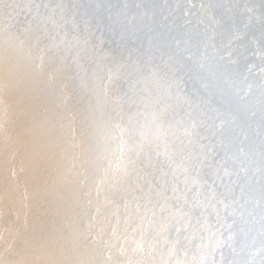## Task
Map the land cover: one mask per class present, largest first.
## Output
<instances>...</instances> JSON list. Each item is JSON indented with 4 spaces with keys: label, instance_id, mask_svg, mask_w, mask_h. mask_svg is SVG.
<instances>
[{
    "label": "rangeland",
    "instance_id": "obj_1",
    "mask_svg": "<svg viewBox=\"0 0 264 264\" xmlns=\"http://www.w3.org/2000/svg\"><path fill=\"white\" fill-rule=\"evenodd\" d=\"M29 1V2H28ZM56 3H55V2ZM58 1V2H57ZM59 1H61V0H50V2H48V0L46 1V0H32V1H30V0H22V2H21V0H17V2L20 4V9H25L26 10V8L28 7V8H31L32 9V14H35L34 16H36L37 15V7L38 6H40V8L39 9H41V10H39V14H40V17L41 16H43V18L41 17L40 18V22L41 23H39V20H36L37 19V17L39 16V14L36 16V21H38V23L37 22H35V20L33 19V15H32V19L31 18H28L30 15L28 14V13H26L27 11H24V12H22V13H20V15H19V19L21 20V23L17 26V28L14 30L13 29V31L16 33V36L20 39V40H26V38H27V36L30 34V33H26V32H24V29H25V27L27 28L28 27V24L27 23H29L30 21H33V22H31V24H32V29L34 30L35 28L37 29V28H39L40 26H41V29H39L42 33V35H47V36H49L50 35V38H51V36H52V40L53 41H50V39H48V40H46L45 41V44L47 45L46 47H44V49H43V51L42 52H44L43 54L41 53V52H36L35 50H32L31 52H30V55L31 56H38V54L39 55H43V57H44V60H43V70H42V72H44V74L43 73H41L40 74V76L39 75H37V76H35L36 74H34L33 72H31V71H29L28 70V72L29 73H27V71H26V69H29L28 68V61L26 60L27 58H25V56H22V55H20L19 54V50H16V51H14L13 50V48L11 47V50H10V48H8V47H10L11 45H10V42H8V41H10L9 40V35H8V32H6L7 31V26H8V24H7V20L5 21V23H6V27H5V25H4V29H5V35L3 36L4 37V39H5V36L7 37L5 40H3V38L1 39L0 38V54H2L1 56H0V58H2V60L0 61V71H2L3 69L5 70V73H3V71L1 72V74L0 75H2L3 74V76L1 77L0 76V101H3V111L2 110H0V111H2V113L0 114V137L2 136V134L3 135H5V136H3V137H1V138H4V137H7V138H9L8 139V141H7V138L4 140V139H1L0 140V142H2V140L5 142V141H7L8 142V144H7V142H3V143H1L0 144V154L2 153V156H0V160L4 163L3 164V166H1L0 168L3 170V168H4V166H5V164H6V160L7 159H9V161L7 160V165L5 166L6 168H4L5 170H1L0 169V177L1 176H3V177H5L4 179H3V177L2 178H0V210L2 209V208H4L3 209V211H4V213H5V215H3L4 217H3V222H4V224L6 225L5 226V228H8V226L9 227H13L14 225H16V222H17V226H15V227H17V228H20V229H22L23 228V225H25V222H27V225L29 226V228H31L33 225H36V224H38V223H42V222H45V221H48L47 219H50V216H49V211H50V209H49V207H52L51 209L53 210V199H58L59 197H61V198H59L58 200H57V202H56V204L57 205H59L60 206V208H62L63 209V211L61 212V209H60V212H61V219H63L64 220V222L66 223V224H68V225H72V226H74L76 229H77V227H80L79 229L80 230H83L84 228H85V226H86V223L88 222L89 223V221H91V223H92V225L94 226H92V231H93V233H97L98 231H99V233H100V231L101 232H104L103 234H104V237H105V240L106 241H111V242H113L114 243V245H115V243L117 244V246H119V244H121V245H123L124 247L126 246V247H129V245H130V251H131V249H134V248H136L137 247V243L136 242H141V243H145V241H141V231L139 230V229H141V223H142V218H143V216H144V214H145V212L147 211V207H148V205H147V203H146V201H144V200H141V199H139V193H138V191H137V189H136V179H133V178H135L136 177V174L135 173H137L138 171H139V169H140V167H141V163H142V161L145 159V158H142V154H144V156L143 157H145L146 156V154L149 152V151H151L152 152V155L153 156H155V148H156V146H157V144L159 145V146H161V145H163V143L165 144V142H171V141H173V140H176V138H177V136L179 137L180 136V140H184L185 139V137H186V141L184 140V143L185 144H187V142H188V140H187V138H192V140L194 141V144H193V147L196 149V150H199L200 149V146L201 145H203L204 144V146L205 145H209V143H210V141H213L216 137V139L213 141V144H215L216 146L220 143V141H219V138L221 137V139H222V142L219 144V146H217V148L218 147H220V148H218L219 150L220 149H227V151H226V149L225 150H222V151H226L225 153H226V155L228 156H226L225 154H224V152H222L221 150V155H220V152H219V150L216 148V146H214V145H211V146H213L214 148H216L215 150H218V151H215V156H216V158H215V161L217 162V163H220L219 165L214 161V163L217 165L216 167H221V169L223 170H221V171H219V174H220V176H223L224 177V179L226 178V177H228V176H225V175H222V174H224V171H225V168H227L230 172H231V170H232V174L229 172V174H231V175H229V177L227 178V180H225L224 182H225V184H229V182H230V185H232L231 187L234 189V190H232V191H234V192H232V191H227V194H226V196H224L225 195V191H226V189L224 188V187H222L219 183H218V181H216V185L215 186H217V189H216V195H217V197H219V199L221 198V199H223V200H226V201H224V203L226 202V204L228 205V211L226 212L225 211V208H224V204H216V201H214V200H212L211 199V196L209 195V201H211L210 202V204H209V208H208V211L205 213V215H204V217H202L201 219H200V223H196V220H195V218L193 219V221H192V226L191 227H189V229L187 230V231H185V232H183L182 233V235H181V244L179 243V244H177V245H175V248H173V245L175 244V241H176V234H175V232L173 231V232H171V234H170V236L168 237L169 238V240L171 241V243H169V244H165L164 242H163V240H161V242H160V246H159V251H158V253L156 254V257H159V258H162V257H167V255H166V253H171V257L170 256H168V257H170V259L168 258V259H164V258H162V260L164 261V260H166L167 262H169L170 261V264L173 262H175V260L173 261V259H176V258H179V259H181V260H184V259H187L188 260V262H189V264H192V258H193V256H195L196 258H197V261H198V264H199V261H200V258L201 257H203L204 258V262H205V264H210V262L213 260V259H215V261H216V264H236L237 262V264H246L247 262V264H250L249 263V261L251 262V264H253L254 262H255V264H257L256 263V261L250 256V254H248L247 252H245V250L244 249H239L240 248V246H241V243H240V241H239V239H236V238H234L233 236H232V234L230 233V228L229 227H231V226H229V224L230 225H235L236 224V221H237V218H238V214L240 213V211L242 210V208L245 206V204L248 202V199H246V197L244 196V191H245V187H246V183L248 182V180H252V178L254 177V176H257V177H259V178H262L263 177V175H264V158H263V160H261L262 158L261 157H264V154L263 155H261V152H260V156L257 154L255 157L253 156L251 159H249L248 157H249V155L251 154V152H253V150H254V148H256L255 146H253V145H255L256 144V142H255V140L253 139L254 137H255V135H253L252 136V132H255V134H256V132L258 131V130H260V128H261V132H263L264 130V65L262 64L263 62H262V60L260 59V57L264 60V48H263V51H261L262 50V48L261 47H264L263 45H264V7H263V5H264V1L262 2V1H260V0H256V1H253V0H238V5H237V3H235L238 7H236V5H234V1L232 0V2L229 0V1H227V0H225V2L222 0V1H218V0H198V2L196 1V0H184V1H182V0H180V2H179V0L177 1L176 0V2H175V0H166L167 2H168V5H167V2L165 1V0H152L153 2H155V4L157 5V3L159 4V6H160V8H164V6L167 8H165L163 11L160 9V8H158L159 6H157V8H158V15H156L154 12H156L155 11V9L157 10V8H155V6H154V3L153 2H151L150 0H143L144 1V3L141 1V0H86L88 3H90V4H88L87 2H85V0H62V1H64L63 3H61V2H59ZM73 1V2H72ZM83 1V2H82ZM92 1L94 2L93 4H92ZM99 1H101V2H103V3H99ZM159 1H161V2H159ZM182 1V2H181ZM203 1V2H202ZM206 1H208L207 3H206ZM212 1L214 2V4H217L215 7L212 5L213 3H212ZM237 0H235V2H236ZM241 1V2H240ZM253 1V3H251ZM258 1H260L259 3H258ZM7 2H9V0H4V3L5 4H7ZM32 2H34V3H32ZM46 3V5H45V3ZM81 2V3H80ZM95 2H97V4H98V6L96 5V3ZM127 2H129V3H127ZM149 3V8H151V9H149L148 7H145V6H147L148 4H146V3ZM151 2V3H150ZM162 2H164L162 5H164V6H162V5H160ZM177 2H179V3H177ZM187 2H189V3H187ZM194 2H196V3H194ZM200 2V4H198ZM201 2H202V4H201ZM206 4H205V3ZM228 2H230L229 4L230 5H232V9H233V11H238L236 8H239V10L240 11H238V12H232L230 9V7L231 6H229V4H228ZM240 2V3H239ZM247 2V3H246ZM256 2V3H255ZM26 3V4H25ZM36 3V4H35ZM47 3H48V6L50 7V9L51 10H49V8L47 7ZM50 3V4H49ZM85 3V4H84ZM124 3V4H123ZM136 3V4H135ZM153 3V4H152ZM178 4V7L176 6L177 4ZM181 3V4H180ZM186 3V4H185ZM192 3V4H191ZM201 5L203 8H205V9H203L202 7V9L204 10V12H203V15L205 16V15H207V16H205L206 18H203L204 20H206V21H208V22H211L210 21V19L208 20V18L209 17H211L212 15L214 16L212 19H213V21L215 22V24L217 25L216 27L218 28V25H219V31L221 30V28H222V26L223 25H225V27L223 26V29L220 31L221 33H222V35H224V37L222 36L220 39L218 38V40L217 39H215L216 40V42H215V44L214 45H208V43H207V41H205L204 40V38H205V36H204V38H203V36H200V34L199 33H196V31L198 32V30H199V32H201V27L200 26H202L205 22H204V20H202V24H200L199 22H201V20H198L199 22H194V21H192V22H194L193 24H192V28H193V30H195V32H193V30H191V32H193V33H189V34H187L186 32H185V37H187V39L184 37V40H181L183 43H182V45L183 46H181V47H183V49L181 48V55L179 56V55H164L165 54V52H164V54H161V56L162 55H164L165 56V58H164V56L162 57V60H163V58H164V60L166 61L165 63L164 62H162V60H161V56H159V54L163 51V48H165L166 49V47H168V46H170V45H168V43H166L167 41H165L167 38V35H166V33H168V31H169V29L170 28H172L173 26V29L176 27L175 25H178V24H180L181 25V30L179 29V27L177 28V29H179L180 31L179 32H177V29L175 28L174 29V33L175 34H177V35H175L176 36V39H174V40H176L177 41V36L179 35L178 33H181L182 32V30H184L185 31V24L183 25L182 23H184L185 21H183V18H184V16H185V18H184V20H186V18H189L190 16H189V14L191 15H193V10L195 9V5ZM208 3L209 4H211L210 6L208 5ZM28 4H30V5H28ZM53 4V5H52ZM55 4H57L56 6H55ZM60 4H62V6H63V4H65V6L64 7H62V6H60ZM72 4H74L73 6H72ZM88 4V5H87ZM100 4L102 5V6H100ZM103 4H105L104 6H103ZM112 4H113V7H112ZM118 4H119V6L120 5H122V6H120L121 8H122V10L120 11V9L121 8H119L118 9ZM126 4V5H125ZM128 4V5H127ZM139 4V5H138ZM152 4V5H151ZM189 4H191V5H193V6H191V5H189ZM226 4H228V6L229 7H227V5ZM253 4H255V5H253ZM28 5V6H27ZM32 5V6H31ZM45 5V6H44ZM85 5V6H84ZM96 5V6H95ZM125 7H124V6ZM181 5V6H180ZM184 5H186V6H184ZM193 7V9L190 7V9L191 10H187V8L189 9V7ZM196 6L197 8L199 7V6ZM235 6V9L236 10H234V6ZM240 5V6H239ZM27 6V7H26ZM34 6V7H33ZM76 6V7H75ZM88 6V7H87ZM110 6V7H109ZM115 6H117V7H115ZM128 6V7H127ZM144 6V7H143ZM152 6V7H151ZM153 6H154V8H153ZM176 6V8H175V10L174 9H172L173 7H175ZM184 6V7H183ZM205 6V7H204ZM210 7V9H209V7ZM24 7H26V8H24ZM36 7V8H35ZM46 7V8H45ZM58 8V10L56 9V8ZM96 7H98V10H97V8ZM102 9H100V8ZM110 9H109V8ZM111 7L113 8V9H117L116 11H113V9L111 10ZM124 7V8H123ZM129 7H130V9H129ZM208 7V8H207ZM255 7V8H254ZM27 8V9H28ZM52 8H53V10H56V11H54L55 13H52L53 12V10H52ZM55 8V9H54ZM71 8H72V10H71ZM76 8V9H75ZM144 8H146V11H149V12H145L144 10ZM147 8H148V10H147ZM170 8H171V10H170ZM182 8V10H185V11H183L184 13H182V11H181V13L179 14V15H175L176 17H178V16H180V18L182 17V20L181 21H183L182 23H181V21H180V23L178 22L179 20L177 19V18H174V19H177V21L175 20V23L174 24H172L170 27H169V29L167 28L166 30L167 31H163V32H166L164 35H163V32H161L162 34H161V36L162 37H164V39L162 38V37H159L158 35L160 34L159 32H160V27L162 28V24H166L167 23V21H165L166 19H165V16L163 15V14H168V13H166V12H168V11H166V10H169V13H171L172 14V12L175 14L176 12H178L180 9ZM184 8V9H183ZM186 8V9H185ZM200 8V7H199ZM213 8H216L217 10H218V12H219V9H220V12L218 13L217 12V10L215 9L214 11H213ZM230 8V9H229ZM251 8L253 9V12L251 11ZM45 9V10H44ZM48 10V12L51 14V15H49L48 13H44L45 11L47 12V10ZM105 9H107V12H106V10ZM125 9V12H122L123 10ZM127 9H129V10H127ZM144 9V10H143ZM159 9H160V13H159ZM176 9H178V10H176ZM202 9H200V11L202 12L203 10ZM209 9V11L210 12H212L211 13V16L209 15L210 14V12L209 11H207ZM211 9H212V11H211ZM74 10V11H73ZM81 10V11H80ZM151 10V11H150ZM186 10H187V13H186ZM222 10V11H221ZM223 10H226V11H224L223 12ZM255 10H258V11H255ZM19 11V10H18ZM36 11V12H35ZM41 11H43V13L41 12ZM76 11V16H75V21H80L81 20V18L82 17H80V16H82V15H84L83 16V18H82V21L84 22V20L85 19H87V20H89L90 22H92V21H94V23H90V27H89V30H90V28H91V30H93V31H97V33H96V31L95 32H91V31H88L87 33L89 34V32L90 33H92V35L93 36H91V34H89V36L88 35H86V34H84V36H82L83 34H81V28L84 30V25H82V24H84L83 22H82V24H79V22L77 21V22H75V25H77V27L75 28L74 27V17H72L73 18V20L70 18L71 16H74L75 15V12ZM79 11L81 12V14L79 13ZM83 11H84V14H83ZM143 11V12H142ZM152 11H154L153 12V14H151V12ZM192 11V13H189L188 14V12H191ZM231 12V13H228V12ZM245 11H247L246 13H245ZM69 12V13H68ZM124 13V15H121L122 13ZM126 12H130V13H126ZM131 12H133V13H131ZM161 12H163V13H161ZM207 12V13H206ZM216 12V14L214 15V13ZM225 13L226 12V14L227 15H225V16H223L224 17V20H222L221 19V17H220V13ZM256 12H259V13H256ZM42 13V14H41ZM61 14V15H57V17H59L58 19H56V14ZM71 13V14H70ZM85 13H87V15L85 16ZM99 13H101V14H99ZM119 13V14H118ZM144 13V14H143ZM209 13V14H208ZM255 13V14H254ZM26 14H28L27 16H26ZM48 14V15H47ZM69 14V15H68ZM89 14H91L90 16H88ZM152 16V18L151 17H148V16H150V15ZM155 14V15H154ZM186 14H188L187 16H186ZM219 16H218V15ZM233 14H237L238 16H236V17H234L235 15H233ZM259 14V15H258ZM23 15V16H22ZM46 15H47V18H46V20H44L45 19V17H46ZM102 16V17H100V16ZM104 15V16H103ZM122 16V17H120V16ZM144 15H147V16H144ZM192 15H191V17H192ZM202 15V17H204ZM223 15V14H222ZM229 15V16H228ZM230 15L231 16H233V18L231 19V17H230ZM249 15H251V16H249ZM27 17V19H30V21L29 20H27L26 19V22L24 23V21H25V18H23V17ZM45 16V17H44ZM52 18H51V17ZM55 16V17H54ZM60 16H62L63 18H61ZM92 16V17H91ZM105 16H107V18L109 17V19H106L107 21H104V20H102V18L103 19H105ZM123 16L126 18H128V16L130 17V19L131 20H129V19H127L126 18V21L127 22H129V24L130 25H132V26H134V27H131V29L133 28L134 30H136V31H133V29L132 30H130L129 29V27H130V25L128 24V23H126V24H128V25H126V24H122V22H124L125 20V18H123ZM134 16V17H133ZM161 16H163L164 17V19L165 20H161V22H160V20H159V17L161 18ZM174 16V17H175ZM194 16V15H193ZM49 17H50V19H49ZM78 17V18H77ZM80 17V18H79ZM86 17V18H85ZM98 17H100V19L102 20V23L100 22L99 24H97V21H101L100 19H98ZM119 17V21L121 22V24L119 23V21L116 19L115 21H116V23H112V20L113 19H111V18H118ZM167 17V16H166ZM190 17V18H191ZM222 17V18H223ZM227 17H228V19H227ZM252 17V18H251ZM85 18V19H84ZM90 18V19H89ZM91 18H94V20L93 19H91ZM137 18V19H136ZM155 18H156V21H157V18H158V20H159V22H156V21H154L155 20ZM214 18H215V20H214ZM227 19V24H225V22H226V19ZM255 18V19H254ZM38 19H39V17H38ZM61 19V20H60ZM62 19H63V21H62ZM80 19V20H79ZM84 19V20H83ZM121 19V20H120ZM202 19V18H201ZM211 19V20H212ZM231 19V20H230ZM237 20L238 19V21L239 22H235L234 20ZM251 19H253V21L251 20ZM24 20V21H23ZM41 20H44V22L43 21H41ZM48 20V21H47ZM53 20V21H52ZM57 20H59V22L57 21ZM108 20H109V22H108ZM111 20V21H110ZM122 20H124V21H122ZM129 20V21H128ZM135 20H137V21H135ZM172 20V19H171ZM171 20H168V23L169 22H171ZM257 20V21H256ZM23 21V22H22ZM47 21V25H46V22ZM51 21H52V23H51ZM56 21V22H55ZM73 22L72 24H71V22ZM106 23H104V22ZM135 21V22H134ZM166 23H165V22ZM173 21V20H172ZM233 22V26L231 25L230 26V24H232V22ZM261 21H262V23H261ZM35 22V23H34ZM53 22H54V24H55V26H57V27H55V26H53ZM70 22V23H69ZM113 22H114V20H113ZM140 24V26L138 27L139 28V30H138V28H137V26L139 25L138 23ZM151 22H152V24L154 23V22H156V25H158L157 23H159V27L157 26V29H154L155 31L156 30H158L159 32H155V34L153 33L154 32V30H153V28H154V25H155V23H154V25H152L151 24ZM174 22V21H173ZM178 22V23H177ZM222 22H224V23H222ZM231 22V23H230ZM254 22V23H253ZM256 22V23H255ZM259 22V23H258ZM51 23V24H50ZM60 23H61V25H60ZM77 23V24H76ZM81 23V22H80ZM108 23H112V26H111V28L114 26L115 28V30L113 29V32L111 31L110 32V30H109V28H110V26H107L108 25ZM118 23V24H117ZM138 25H137V24ZM162 23V24H161ZM196 23H198L199 25H197ZM235 23V24H234ZM237 23L239 24H243L242 26H244V24L245 25H247V26H244V28L242 27L241 28V30H242V35H240V32L239 31H241L240 29H238V30H236L237 29V27L240 25H237ZM249 23H250V25H249ZM261 23V26H258L259 24ZM22 24H24V25H22ZM33 24H35V25H33ZM37 24H38V27H37ZM41 24V25H40ZM66 24V25H65ZM69 24H71L70 26H68V28H67V25H69ZM78 24H79V26H78ZM101 24H102V26H103V24H104V27H101ZM114 24V25H113ZM117 24V25H116ZM137 25V26H135V25ZM151 26H150V25ZM160 24H161V26H160ZM196 25V27H195V25ZM254 24V25H253ZM21 25V26H20ZM45 25V26H44ZM50 25V26H49ZM54 27V28H57V29H54L52 26ZM60 25V26H59ZM62 25H65L64 27L62 26ZM82 25V26H81ZM93 25V26H92ZM109 25H111V24H109ZM119 25H120V27H121V25H126L127 26V30L125 29V27L124 26H122L121 28H119ZM142 25L143 26H146V27H149V28H145V27H142ZM183 25V26H182ZM241 25H240V27H241ZM24 26V27H23ZM44 26V27H43ZM47 26H49V27H47ZM59 26V27H58ZM93 28H92V27ZM117 26H118V28H117ZM153 26V27H152ZM179 26V25H178ZM221 26V27H220ZM228 26V27H227ZM249 26V27H248ZM250 26H251V28H250ZM33 27H35V28H33ZM45 27H46V29H45ZM61 27V28H60ZM62 27L64 28V29H62ZM73 27V28H72ZM105 27L108 29V31L105 29ZM124 27V29L122 30V28ZM136 27V28H135ZM140 27H142V28H140ZM183 27V28H182ZM197 27H198V29H197ZM239 27V28H240ZM246 27V28H245ZM43 28V29H42ZM49 28H53V33H52V30L51 29H49ZM59 28H60V30L62 31H60L59 30ZM67 28V30H65ZM70 28V29H69ZM79 28V29H78ZM101 28L103 29V30H101ZM110 28V29H111ZM116 28H117V30H116ZM145 28V29H144ZM152 28V29H151ZM159 28V29H158ZM224 28H227V33H224ZM229 28H230V30H231V32H228V31H230L229 30ZM234 28V29H233ZM236 28V29H235ZM250 28V29H249ZM253 28V30H251ZM23 29V30H22ZM74 29V30H73ZM79 30V31H75V30ZM111 29V30H112ZM119 29H121V30H119ZM146 29H148V30H151V31H153L152 32V34H151V31H147L148 32V34L147 35H149V36H153V37H155V35H157V37L156 38H159L158 40L156 39V38H149V36L147 37V35H146V37L144 36L145 35V31L144 30H146ZM244 29H248V31H246V30H244ZM262 29V30H261ZM71 30L73 31V32H71ZM124 30H126V31H124ZM143 30V32H141ZM172 30V29H171ZM224 30V31H223ZM235 31V33H234V31ZM249 30H251L250 32H249ZM21 31V32H20ZM22 31H23V33H22ZM59 31V32H58ZM104 31V32H103ZM105 31L106 32H108V33H106L105 34ZM118 34V32H119V35L118 36H116V33ZM133 31V35H131V32ZM138 31L140 32V33H138ZM239 32L238 34H237V32ZM254 31V32H253ZM256 31V32H255ZM48 32V33H47ZM49 32H51L50 34H49ZM58 32V34H59V36H56V34L55 33H57ZM60 32H61V34H60ZM77 32V33H76ZM78 32H80V33H78ZM84 31H82V33H83ZM130 32V33H129ZM135 32H136V34H135ZM177 32V33H176ZM246 33V34H244V35H246V37L243 35V33ZM250 33V39L252 38V39H256V40H252L251 39V41H250V39L248 38L249 36H248V34ZM258 32V35L259 34H261V35H256V33ZM6 33H7V35H6ZM21 33L24 35H21ZM69 35H68V34ZM72 33V34H71ZM93 33H95V34H93ZM100 33H101V35H100ZM112 35H110V34ZM112 33H115V35L114 34H112ZM137 33H138V35H140L141 34V36H143V40H145V41H147L148 42V40H150L151 39V42H152V40H154L155 42H157V41H162V42H157L156 44H155V42H153L152 44L154 45H156V46H152V47H150L152 44H151V42H149V45L150 46H148V44L145 42H142L143 40H142V37H140L139 38V36L137 35ZM159 33V34H158ZM169 33H170V31H169ZM172 33H173V31H172ZM196 33V34H195ZM230 33V34H229ZM255 33V35L257 36L256 38H255V35H253ZM53 34V35H52ZM55 34V35H54ZM73 34H74V36H73ZM78 34V35H77ZM81 34V35H80ZM97 34V35H96ZM103 34H104V36H103ZM109 34V35H108ZM194 34V35H193ZM220 33H218V35H219ZM86 35V36H85ZM95 35V36H94ZM129 35V36H128ZM130 35H131V37H130ZM136 35V36H135ZM171 35H173V34H169V36H171ZM189 35V36H188ZM191 35L193 36V37H195V38H190L191 37ZM236 35V36H235ZM26 36V37H25ZM53 36H55L54 37V39H53ZM66 36V38H67V40H65L63 37H65ZM68 36H69V38H68ZM76 36H78V38H73V37H76ZM80 36H82V37H80ZM100 36V37H99ZM123 36H126L125 38L126 39H128L129 40V42H128V40H126L125 39V41L124 42H128V44H126V43H124V42H122L123 41ZM127 36H128V38H127ZM138 36V37H137ZM239 36V37H238ZM241 36H243V37H241ZM251 36H253V37H251ZM25 37V38H24ZM72 37V38H71ZM90 37V38H89ZM133 37H136V38H133ZM207 37H209L208 39H211V36H207ZM207 37H206V39H207ZM261 37H263V38H261ZM60 38V39H59ZM79 38L80 39H82V40H79ZM114 38H117L118 39V41H119V43L121 42V44L120 45H128V47L129 46H131V48L132 49H134L135 50V46H137L136 47V50H135V52H137L136 54H139V57L138 56H135L136 54H135V52H134V50L132 51V49L129 47H125L124 46V48L122 47V51H124V53L122 52V51H120V46H119V44H118V47H117V43H118V41L116 40V39H114ZM121 38H122V41H120L121 40ZM133 38V41H134V39H136V42H134V44H132V43H130V40ZM141 39V40H139V39ZM145 38V39H144ZM161 38H162V40H161ZM203 38V39H202ZM236 38H237V40H236ZM238 38H242V40H240V39H238ZM247 38V39H246ZM258 38V39H257ZM8 39V40H7ZM64 39V40H63ZM74 39V40H73ZM88 39V40H87ZM178 39H179V36H178ZM190 39H194L193 41L192 40H190ZM225 41H224V40ZM245 39V40H244ZM249 39V40H248ZM3 40V42H1ZM98 40V41H97ZM99 40H102V41H100L99 42ZM107 40V41H106ZM139 40V41H138ZM191 42V47L193 46L192 44H194V42H195V44L197 45V43L196 42H202V44H203V42H204V44H203V46L201 45V47H203V48H200V44L198 43V45L199 46H194V48L192 47V49H194V50H196V48L198 49V50H196V51H199L200 53H201V55H200V53H199V57L198 56H196L197 54H195L194 56H193V50H192V53H191V55H188L187 54V51H188V53H190L191 52V47H190V42H189V44H188V42ZM197 40V41H196ZM247 40H248V42H247ZM259 40V41H258ZM263 40V41H262ZM7 41V42H6ZM84 41V42H83ZM85 41H86V44L84 45V43H85ZM140 41L143 43H141L142 45H141V47H138V45H140ZM165 41V43H163ZM175 41V42H176ZM187 43L186 45L184 44L185 42ZM239 41H240V43H239ZM243 41L245 42V43H243ZM255 43V45H254V47H253V45L252 44H254L253 42ZM262 41V42H261ZM53 42H55V43H53ZM57 42L58 43H60V44H58L57 45V48H56V46H54L55 44H57ZM76 42V43H75ZM78 42H81V44H79ZM92 42V43H91ZM93 42H95L98 46H107V48H105V47H103V48H97V45H94L95 43H93ZM99 42V43H98ZM101 42H104V43H101ZM105 42H107L106 44H105ZM169 42V41H168ZM170 42H172L171 41V39H170ZM174 42V41H173ZM224 42V43H223ZM225 42H229V43H226V45H230L229 46V48H228V46H227V48H226V46L224 45L225 44ZM234 42H236L235 44H234ZM251 42V44H248V43H250ZM9 43V44H8ZM47 43H50V44H52L53 45V48L51 47L52 45H50L49 44V46H50V48H48V50H47V47H49L48 46V44ZM82 43H83V46H82ZM91 43V45H89ZM101 43V44H100ZM123 43V44H122ZM129 43H130V45H129ZM137 43H138V45H137ZM159 43H161V44H159ZM180 43V42H179ZM207 43V48H206V46H205V48H204V45ZM256 43H257V45H256ZM260 45H259V44ZM1 44H3V45H1ZM6 44H7V46H6ZM65 44H67V45H71L70 47H72L73 48V52H72V48H70L69 47V49H67L68 48V46L67 45H65ZM92 44H93V46H92ZM100 44V45H99ZM104 44V45H103ZM112 45V47H111V45ZM134 45L133 47H132V45ZM136 44V45H135ZM146 44V45H145ZM158 44H159V49H161L162 51H160V50H158V48H157V46H158ZM162 44L164 45V47L163 48H161V46H162ZM170 44V43H169ZM219 44H220V47H219ZM224 45V48H222V46ZM234 44V45H233ZM263 44V45H262ZM5 45V46H4ZM60 45H61V47H62V45H63V47L61 48L60 47ZM110 45V46H109ZM144 45H145V47L147 48V46H148V48L150 47L151 48V50H150V48L148 49V50H150V51H152V52H150V57H152L153 55H154V53H155V57H153L154 58V60H153V58H149V56H148V52H147V50H146V48L144 47ZM166 45H168V46H166ZM179 45H181V44H179ZM185 45V46H184ZM187 45H189L188 46V48H186L187 47ZM246 45V46H245ZM249 45V46H248ZM250 45H251V47H250ZM4 46V47H3ZM65 46H67V48L65 49L64 47ZM89 46H90V48H89ZM113 46H115V48L113 47ZM166 46V47H165ZM240 46V47H239ZM87 48V50H88V48H89V50H92V49H94V52H92L91 51V53H95L96 51H98V52H100L101 54L103 53H105V54H107V56L104 54V56H102L100 53H98V54H100V55H98L99 57L100 56H102V57H100V58H98V56H96L97 55V53H95V54H91L90 52L88 53L87 51H84L85 49ZM96 47V48H95ZM144 47V48H143ZM156 48V50H155V48ZM255 47H257V49L255 48ZM52 48V49H51ZM59 51V54L61 53H64V54H60L61 56H63V55H65V56H63V57H61L56 51V49ZM63 48H64V50H63ZM82 48V49H81ZM109 48V49H108ZM112 48V49H111ZM119 48V51L120 52H122V53H120L118 50H116V52L115 51H113V50H115V49H118ZM140 48V49H139ZM153 48V49H152ZM185 48V49H184ZM236 48V49H235ZM242 48V49H241ZM248 48V49H247ZM256 49V50H258L259 48L261 49L260 51H255V50H253V49ZM7 49V50H6ZM8 49L10 50V51H8ZM49 49H51V50H49ZM76 49V50H75ZM81 49V50H80ZM127 49L129 50V51H127ZM143 49H145V51L143 50ZM186 49H187V51H186ZM189 49H190V51H189ZM228 49V52L226 53V50ZM2 50H3V52H2ZM12 50H13V52H12ZM53 50H55V51H53ZM62 52H61V51ZM67 50H69V51H67ZM79 50H80V52H79ZM88 50V51H89ZM142 50H143V52H144V54H143V52H142ZM154 50V51H153ZM185 50V51H184ZM220 50H222V52L220 53L219 51ZM253 50V52H251ZM53 51V52H52ZM71 51V52H70ZM76 51H78L80 54H78V52H76ZM103 51V52H102ZM104 51H107L108 53H109V51H110V53L112 54L113 52H114V54L112 55V56H114L116 53H117V55H115L114 56V58L115 59H113L112 60V56H109V55H111L110 53L108 54V53H106V52H104ZM113 51V52H112ZM141 52V54H140V52ZM156 51V52H155ZM158 51V52H157ZM196 51H194L195 53H196ZM216 51H217V53H220V54H217V56L218 55H220V56H218V58L215 56L216 55ZM244 51V52H243ZM5 52V53H4ZM10 52H11V55H9V56H7L8 54H10ZM76 52V53H75ZM128 52V53H127ZM130 52H131V55H130ZM154 52V53H153ZM224 52V53H223ZM254 52H257V53H255L257 56H253V55H255V54H252V53H254ZM258 52H260V53H258ZM5 55H4V54ZM46 53V54H45ZM73 53V54H72ZM151 53H153V55H151ZM156 53H159V54H156ZM211 53H213V54H215V55H213V54H211ZM36 54V55H35ZM68 54V55H67ZM71 54V55H70ZM77 54V55H76ZM82 54H85V55H87L86 57H87V59L85 58V57H83L84 55H82ZM118 54H119V56H118ZM120 54H122V57H121V55ZM126 56H125V55ZM128 54V55H127ZM133 54H134V56H133ZM145 54H147L146 56H145ZM204 54H208V56L212 59V60H210V58L208 59V57H207V59L204 57ZM222 54V55H221ZM16 57H15V56ZM18 55V56H17ZM20 55V56H19ZM73 55V56H72ZM82 55V56H81ZM130 55V56H129ZM158 55V56H157ZM182 55H185V56H182ZM212 57H211V56ZM227 55V56H226ZM229 55V56H228ZM263 55V56H262ZM3 56H5V57H7V58H3ZM60 56V57H59ZM77 56H78V58H77ZM81 56V57H80ZM106 56V57H105ZM116 56H118V57H120V60H119V58H118V61H116L115 62V60H117V58H116ZM132 56V57H131ZM143 56H145V58H143ZM188 56L189 57H191V59H192V57H193V59L191 60L192 62H193V60H195V56L196 57H198V58H196V61H197V63H196V61H194L193 63H194V65H195V63H196V65L198 66V68L200 69V72L197 70L198 68H196L197 66H195V67H193L194 65L191 63V61H190V59L188 58ZM213 56H215V57H213ZM222 56V57H221ZM245 56V57H244ZM23 57V58H22ZM47 57H48V59H50V60H48L47 59ZM66 57H68V59L66 58ZM79 57H80V59H79ZM97 58V61L99 62V63H97V62H95V60H96V58ZM107 57H109L108 59H107ZM126 57H128V58H132V61L131 60H129V59H127V60H125L126 59ZM135 57V58H134ZM136 57H137V59H136ZM149 58V60H150V62L147 60L148 58ZM158 57H160V60H158L159 58ZM230 57V58H229ZM235 57V58H234ZM249 57H250V59L252 58H254L255 57V59L254 60H250L249 59ZM257 57V58H256ZM9 58V59H8ZM15 58H17V59H15ZM21 59V61L19 60V59ZM62 58H66L67 60V62L66 61H63L62 60ZM84 58H85V60H84ZM105 58V59H104ZM138 58H140V63L142 62L143 63V65H142V63L141 64H137L139 61H137L138 60ZM155 58H158V59H156V60H158V61H156L155 60ZM183 58V60H180V59H182ZM205 58V60H204V62L202 61L203 59ZM215 58V59H214ZM220 59V58H222V61H221V59H220V62H221V64H222V66L224 65V68L221 66V67H218V66H220L221 64H218V63H220L219 62V60L217 61V59ZM245 58V59H244ZM259 58V59H258ZM7 59V60H6ZM12 59V60H11ZM47 59V60H46ZM54 59V60H53ZM71 59H72V61H71ZM74 59V60H73ZM101 59V60H100ZM141 59H143V60H145V62L143 61V60H141ZM175 59V60H174ZM177 59V60H176ZM202 59V60H201ZM227 59V61H225ZM229 59H231V60H229ZM235 59V60H234ZM237 59V60H236ZM3 60L7 63V61H8V64H5V62H3ZM17 60L18 61H20V62H17ZM23 60V61H22ZM24 60H25V62L27 61V64L25 63H23L24 62ZM75 60H77V64H78V62H82L81 64L79 63V66H81V67H74V66H77V64H76V61ZM78 60H80V61H78ZM81 60H83V61H81ZM100 60V61H99ZM108 61L109 60V64H108V62H107V64H106V62H104V61ZM110 60H112V61H110ZM125 60V62H123ZM134 60H135V62H134ZM146 60L149 62V63H151V64H149L148 62V64L146 63ZM163 60V61H164ZM167 60H170V61H172V62H168ZM179 60V61H178ZM188 60V61H187ZM201 60V61H200ZM234 60V61H233ZM243 60V61H242ZM248 62H247V61ZM261 60V62H259ZM10 61V62H9ZM45 61V62H44ZM48 63H47V62ZM52 61H54V62H52ZM87 63H86V62ZM89 61V62H88ZM91 61V62H90ZM122 61V63H124L123 65H121V62ZM130 62V63H128V65H130V67H131V69H129L130 67L129 66H127V65H125V64H127V62ZM202 62L201 64H200V62ZM251 61V62H250ZM256 61H258L257 63H255ZM49 62H51L54 66V69L56 70V72H58V74L59 75H57V73H55V70H52V72L50 71V69H53V67H52V65H51V63H49ZM56 62V63H55ZM95 62V63H94ZM112 62V63H111ZM118 62V63H117ZM155 62V63H154ZM160 62V64H159V66L160 65H164V67H162V66H158V64L157 63H159ZM177 64H181V66H184V64H185V66H188V67H186L187 69H188V73L189 74H191L192 73V75H194V71L193 70H195V75H196V77H197V74H198V77L196 78V77H194V76H192V75H188V73H186L188 76H190L191 78H188V76L187 75H184V74H179V75H177V76H175V75H169V77L171 78V77H174V78H176L175 80H174V78H173V80L175 81V82H177L178 83V81H179V83L177 84V83H175V82H172V78L171 79H169V77H168V74H171V73H173L174 71V69H171V67H174L175 66V64L176 63ZM186 62H188L189 63V65H187L186 64ZM199 62V63H198ZM212 62H215L216 64H218V65H216L215 63H213V64H215V65H212L211 63ZM224 62H225V64H224ZM226 62L228 63L227 65H229V66H231V67H227V68H225V65H226ZM231 64H230V63ZM254 62V63H253ZM12 63V65H10L9 66V64H11ZM20 65H19V64ZM21 63H23V65L21 64ZM61 63H62V66H60L61 65ZM88 63H91L90 65L92 66H88ZM97 63V65H95ZM100 63H105V65L106 66H102V64H100ZM110 63L113 65H116V64H119V65H121V66H118V65H116V67L117 68H115V66H113L112 68H115V69H112L111 68V66L112 65H110ZM210 63V64H209ZM240 63H242V64H240ZM4 66H3V65ZM46 64H47V66H46ZM55 64H57L56 66H55ZM59 64V65H58ZM76 64V65H75ZM131 64H132V66H131ZM154 64V65H153ZM176 64V66H177V68H179L178 66L179 65H177ZM191 64V65H190ZM204 64V65H203ZM255 64H256V66L258 67V69H257V67L255 66ZM258 64V65H257ZM20 67L21 65L23 66V68L22 67H20V69L22 68V70L23 69H25V70H23L24 72H23V74L24 75H26V76H24L23 74H22V71L21 72H19V68H18V66ZM25 65H27L26 66V68H25ZM49 65V66H48ZM63 65H64V69H63ZM87 65V66H86ZM109 65V66H108ZM139 65H142V67L144 66V65H148L149 66V68L151 69V70H149V68L147 69L146 68V66L145 67H143V68H146L147 69V71H148V76L145 78V80H143V78L145 77V75H146V73H147V71H145L146 73L144 74V70H146V69H141L142 67H140ZM151 65V66H150ZM193 65V66H192ZM199 65H201L200 67L202 68V66H203V68H205L206 66V70H207V72H203V68L201 69L200 67H199ZM226 65V66H227ZM249 65H251V66H249ZM9 66V67H8ZM14 66V67H13ZM60 66V67H59ZM84 68H83V67ZM96 66V67H95ZM101 66V67H100ZM108 66V67H107ZM126 66V68L127 69H125V70H123V68ZM136 66V67H135ZM159 67V71L160 70H162V68H166V69H163L162 71H157L156 72V70H154V68L156 69L157 68V70H158V67ZM180 66V67H181ZM184 66V67H185ZM5 67V68H4ZM7 67V68H6ZM10 67H12V68H10ZM45 67L47 68V70L45 69ZM67 67V68H66ZM70 67V68H69ZM90 67V68H89ZM95 67V68H94ZM100 67V68H99ZM103 67H105V68H103ZM110 67V68H109ZM118 67H120V68H118ZM121 67H122V70H121ZM169 67V68H168ZM191 67H193V68H191ZM236 67V68H235ZM255 68V70H254V68ZM3 68V69H2ZM10 69V71H9V69ZM61 68V69H60ZM77 68H79V69H82V70H84L85 68H87L86 70H84V71H82V70H79V69H77ZM88 68L89 69H91L90 71L88 70ZM93 68V69H92ZM101 68H103L102 69V71H101ZM107 68H108V71H107ZM136 69V70H134V69ZM137 68H139L138 70H137ZM183 67H181V68H179V69H177V72H176V74H178V73H182V70H186V68H183ZM196 68V69H195ZM228 68H230L231 69V71L230 70H228ZM58 69H60V71L58 70ZM62 69H63V72H62ZM94 69H95V71H98V72H96L95 73V71H94ZM105 69V70H104ZM114 70V73H112L113 71H111V70ZM118 69H119V74H118ZM130 70V71H128V74L130 73V72H133V70H134V72H136V74L138 73V78H137V76H135V79L136 80H134V74H131V76H130V74L128 75L127 74V72L124 74V71H127V70ZM169 69V70H168ZM228 70V71H230V72H228L227 71V73L228 74H226V71L225 70ZM259 69H261V71L259 70ZM6 70H8L7 72H6ZM13 70H15V71H13ZM72 70V71H71ZM76 70V73L78 72V73H80L81 71V73L80 74H76L74 71ZM80 72H79V71ZM89 71V73L88 72H86V71ZM93 70V71H92ZM117 70V71H116ZM132 70V71H131ZM152 70H154L156 73H154V71H152ZM165 70V71H164ZM168 70V71H167ZM208 70H209V73H208ZM225 72H224V71ZM92 71V72H91ZM115 71L117 72L116 74L117 75H119V77L115 74ZM138 71V72H137ZM143 71V74H141V72ZM149 71H152L151 72V74H150V72ZM183 71V72H184ZM187 71V70H186ZM185 71V72H186ZM199 73H198V72ZM203 72V75H201L202 74V72ZM233 71V72H232ZM253 71H254V73H253ZM12 72H13V74H12ZM15 72H17V74L15 75L14 73ZM33 73L34 75H32L31 73ZM48 72V73H47ZM62 74H61V73ZM71 72V73H70ZM94 72V73H93ZM99 72H103L102 73V75H103V77H105L106 75H111V76H106L105 77V79L102 77V75H101V73H99ZM105 72H110L109 74H107V73H105ZM123 72V73H122ZM159 72V73H158ZM165 72H167L166 74H165ZM244 72H245V74H244ZM261 72V73H260ZM20 75H19V74ZM45 73H47V75H49L48 77H43V76H45L46 74ZM93 73V74H92ZM112 73V74H111ZM121 73L123 74V76H125V77H123L122 75H121ZM154 73V74H153ZM160 73H161V76H159L158 77V75H160ZM164 73V75H162ZM201 73V74H200ZM206 73H208L210 76H208V74H206ZM211 73H214L213 75L211 74ZM232 73H235V75L233 76V75H230V76H228L229 74H232ZM5 74V75H4ZM10 74V75H9ZM55 74H56V77H55ZM66 74L67 76H65V78L63 77L64 75ZM76 74V75H75ZM87 74L89 75V74H92V75H90V77L89 76H87ZM96 74V75H95ZM114 74V75H113ZM130 76L129 77V79H128V76ZM135 74V75H136ZM201 76H200V75ZM216 74V75H215ZM238 74H240L239 75V78L241 79V81L243 80V79H245V81L243 80L242 81V84L240 83L241 81H240V79L239 78H236V77H238ZM252 74L254 75V76H252ZM259 75V77H258V75ZM22 75V76H21ZM28 75H30L31 76V78L32 79H30L29 77H28ZM42 75V76H41ZM62 77H61V76ZM70 75L71 76H73V78L75 79V80H72L73 78H71L70 77ZM98 75V76H97ZM112 75H113V77H112ZM116 75V76H115ZM133 75V76H132ZM140 75H143V76H140ZM153 75H154V77H153ZM157 75V77H158V79L160 80V78L161 79H165V80H163L164 82H165V84L163 83V82H161V81H159L158 79H157V77H155ZM166 75V76H165ZM205 75V78H207V77H209L210 78V80H211V77L212 78H214L213 76L215 75V78H216V76H218L219 78H217L216 80H214V82H210V80H208V78L205 80V78L204 79H202L203 77L202 76H204ZM212 75V76H211ZM228 76V77H225V76ZM243 75H246V76H243ZM261 75H263V76H261ZM8 76V77H7ZM14 76H18V78H20L19 80H17L18 78L17 77H14ZM59 76L61 77V78H59ZM81 76L83 77V78H81ZM95 76V77H94ZM164 78H163V77ZM224 76V77H223ZM233 76V77H232ZM9 77L11 78V79H9ZM23 77V78H22ZM36 77V78H35ZM41 77H43L42 79H41ZM58 77V78H57ZM71 78V82L72 81H74V83L73 84H75V85H71V83L69 82L70 81V78ZM86 77H88L89 78V80L91 81H89V83L88 82H86L87 81V79L88 78H86ZM94 77V78H93ZM99 77H102V80H101V78H99ZM110 77H112V80H113V82L116 80V81H120L121 82V80H122V82L120 83L119 82V85H121L122 84V86H120V88H121V90L120 91H122V89H123V97H122V95H120V93H118L119 92V89H117L116 87V89L114 90V86H118V88H119V85H117L116 83H113L112 81H111V78ZM115 77V78H114ZM116 77H118L117 79H116ZM125 78V80H126V82H125V80H123V79H121V78ZM126 77H127V79L130 81V82H132L131 80H133V81H136L137 82V84L139 83L138 82V80L139 81H141L140 82V84H141V86L140 85H136L137 86V88H133V86H135V84H136V82H132V84L131 83H129V81L127 82V79H126ZM150 77V78H149ZM236 78V79H234L235 80V82L234 81H232L233 79L232 78ZM243 77V78H242ZM245 77V78H244ZM262 77V78H261ZM17 78V79H16ZM21 78H22V80H21ZM30 80H32L33 81V84L34 83H38V85L36 84V86L34 85L33 86V84L32 83H29L30 81H29V79ZM47 78V79H46ZM51 78H54V79H52L51 80ZM79 78V79H78ZM85 78V80L86 81H84L83 79ZM107 78V79H106ZM109 78V79H108ZM114 78V79H113ZM130 78H131V80H130ZM148 78V79H147ZM154 78H156V79H154ZM166 78H168L167 80H166ZM188 78V79H187ZM193 78V79H192ZM202 80H201V79ZM229 78H231L232 80H230ZM260 78V79H259ZM6 79V80H5ZM13 79V81H11ZM27 79H28V82H27ZM36 81H34V80ZM38 79H41V80H38ZM58 79V80H57ZM69 79V80H68ZM98 79H100L102 82H105L106 84L104 85V83H102L100 80H98ZM142 79V80H141ZM146 79L148 80V82L146 81ZM149 79H154V81L153 80H150L149 81ZM178 79V81H176ZM223 79V80H222ZM4 80V81H3ZM8 80V83L6 82ZM24 80H26V82H23ZM41 81V82H38V81ZM61 80V81H60ZM66 80L68 81V84L70 85V87H69V85H67L68 86V88H63L62 86H64L65 87V85L67 84V82H66ZM82 80V81H81ZM99 82H98V81ZM104 80V81H103ZM106 80H107V82H112V83H110V84H108L107 82H106ZM169 80V81H168ZM171 80V81H170ZM181 80V81H180ZM187 80L189 81V83L187 82ZM191 80H192V82H191ZM193 80H196V82H197V84H194L193 83ZM212 80V81H213ZM224 81V82H222V81ZM229 80L231 81V82H229ZM239 80V81H238ZM17 81V82H16ZM79 81H80V83L81 82H83V84L81 83V84H79ZM96 81V82H95ZM152 81V82H151ZM167 81V82H166ZM205 81H207V83L205 82ZM218 81V82H217ZM219 81H221V82H219ZM225 81H227V82H225ZM11 82V83H10ZM15 82V83H14ZM51 82H52V86L50 87V89H49V86L51 85ZM58 82V84H56ZM64 82H65V85H63L64 84ZM78 82V83H77ZM154 82V83H153ZM162 83V85L164 84V86H162L161 85V83ZM171 83V84H169V83ZM181 82V83H180ZM182 82H183V84H182ZM205 82V83H204ZM214 83L215 84V86L217 87H219V84H220V87H219V89H222L223 90V92L224 91H226V94H230L229 93V91L228 90H232L231 91V93L232 94H230V95H226L225 94V92L223 93V95L221 94L222 93V91L220 92L219 90L217 91V89H218V87H217V89L215 88H213V87H215L214 86V84H213V86H212V84H210L209 85V83ZM229 82V84L231 83V85H229V89H227V90H225V88L228 86V85H225L224 83H228ZM238 84H237V83ZM5 83H7V85L5 86ZM19 83V84H18ZM24 83V84H23ZM28 83V84H27ZM43 83V84H42ZM93 84V87H91L90 86V89H92V88H95L96 86H99V87H97V89L99 88V90H100V88H102V87H100V84H97V83H101L102 85H104L105 87L104 88H106V87H108V88H111L110 90L108 89H106V90H104V88L103 89H101L100 90V92H99V90H98V92H99V94L97 93L96 94V92H97V89H92V90H90L88 87H85V86H87V85H85V84ZM143 83V84H142ZM153 83V84H152ZM156 83V84H155ZM173 83V84H172ZM188 83V84H187ZM204 83V84H203ZM219 83V84H218ZM234 83H235V86H233L234 85ZM245 83V84H244ZM4 84V85H3ZM21 84V85H20ZM29 84H31V86H29ZM40 84H42L41 86H40ZM54 84V85H53ZM115 84V85H114ZM134 84V85H133ZM169 84V85H168ZM175 84H176V88H174L175 87ZM189 84H192V86H190ZM205 84H208V86L207 85H205ZM217 84V85H216ZM233 84V85H232ZM240 84V85H239ZM248 85V87L250 88V91H249V88L247 87V85ZM253 84V85H252ZM3 85V86H2ZM9 85H11L10 86V88H9ZM13 85H15V86H13ZM18 85V86H17ZM49 85V86H48ZM59 87H58V86ZM62 85V86H61ZM77 85V86H76ZM79 85V86H78ZM82 85V86H81ZM83 85H85V86H83ZM110 85H111V87H110ZM114 85V86H113ZM125 85L128 87V85H129V87H131L132 86V88L134 89H132V88H130L129 90L130 91H133V92H131V93H133L132 95H131V93H130V91L127 89V87L124 89V88H122L123 86L125 87ZM131 85V86H130ZM142 85H143V87H142ZM170 85H171V88H169L170 87ZM178 85V86H177ZM181 85V86H180ZM238 85V86H237ZM241 85H243L242 87L243 88H241L240 86ZM245 85V86H244ZM250 85H252V86H250ZM8 86V87H7ZM43 86H45V87H43ZM57 86V87H56ZM60 86H61V89H63V91H64V93H62V95H60L59 93H60V91H61V89H60ZM112 86H113V88H112ZM135 86V87H136ZM157 86V87H156ZM167 86V87H166ZM169 86V87H168ZM172 86H174V87H172ZM180 86V87H179ZM201 86V87H200ZM205 86V87H204ZM211 87V89L210 88H206V87ZM222 86V87H221ZM231 86H232V88H231ZM237 86V87H236ZM6 87V88H5ZM12 87H14V88H12ZM17 87V88H16ZM42 87V88H41ZM54 87V88H53ZM75 87H77V89H79V90H77L76 91V88L74 89ZM88 88L87 90L85 89V91H88V94L85 92V91H83L82 89H84V88ZM128 87V88H129ZM163 87H165V88H163ZM198 87V89H196V90H201V91H197V93H196V91H195V93H194V95H195V98L193 97L194 95H193V93L190 91V90H195V88H197ZM199 87H200V89H199ZM233 87H234V90H235V92L233 93ZM236 87V88H235ZM241 88L240 89V91H242L243 90V92L242 93H240V92H237V91H239V89L237 90V88ZM245 87V88H244ZM248 88V90H246L247 88ZM254 89H253V88ZM3 90H2V89ZM39 88H41L42 90H40ZM45 88H47V91H49V92H51L50 93V95H49V93L47 94V91L45 90ZM52 88V89H51ZM71 90H70V89ZM81 88V89H80ZM142 88V89H141ZM172 88H174L175 90H177V88H178V90L180 91V94H182L181 93V91L182 92H184V94H182V96L185 98L186 96H187V94H186V96H184L185 95V93L186 92H188V91H190V93H191V95H193V96H191V95H189L188 94V96L190 97V99H189V97L187 96V98H185L187 101L186 102H184V98L182 97V96H180L179 97V94L177 95V93H175L176 91L175 90H173L172 91ZM187 88H189L188 90H187ZM193 88V89H192ZM251 88H252V90H251ZM260 89V90H258V89ZM70 91V94L69 93H67V95H66V92L68 91V90ZM73 89L77 92V93H72V97H71V92L73 91ZM127 89V90H126ZM169 89V90H168ZM22 90H23V92L24 91H28L29 92V90H30V94H29V97H31V93H35L36 92V94H39V95H37L36 96V94H34L33 93V97H35V98H33L32 97V99H30L29 100V97H27L28 96V94H27V96H26V94L25 93H27V92H25V93H23L22 92ZM51 90V91H50ZM65 90H67V91H65ZM82 92H81V91ZM104 90V91H103ZM136 90V91H135ZM138 90H140V91H138ZM143 90V91H142ZM144 90H145V95L147 96V98L145 97V96H143V95H141V94H144ZM146 90H148V92H146ZM177 90V92L179 93V91ZM193 90V91H194ZM217 91V93L216 92H214V91ZM237 90V91H236ZM255 90V91H254ZM261 90H263V91H261ZM45 91L46 92V94H45V92L43 93V92ZM68 91V92H69ZM93 91H94V93H93ZM107 93H106V92ZM109 91H113L112 93H110ZM128 91H129V93H128ZM134 91H135V93H137V94H135L134 93ZM139 93H138V92ZM165 91V92H164ZM186 91V92H185ZM228 91V92H227ZM245 91V92H244ZM256 91H258V92H256ZM261 91V92H260ZM18 92V93H17ZM41 92V93H40ZM57 92H59L58 94H57ZM80 92V93H79ZM91 92V93H90ZM106 93V96H105V93L104 94H101L100 95V93ZM116 92V93H115ZM125 92V93H124ZM127 92V93H126ZM142 92V93H141ZM171 92L173 93V94H171ZM203 94H201V93ZM212 92H214L216 95L214 96V99L212 98L213 96H211L210 94L212 93ZM22 93V94H21ZM42 93H43V95L44 96H42ZM52 93H53V95H52ZM81 93H83V94H81ZM84 93H85V95H84ZM93 93V96H94V94L97 96V95H99L98 97H100V99L101 100H98L97 99V97L96 98H93V96L91 95ZM118 93V94H117ZM219 93V94H218ZM240 95V94H242V96L240 97V96H238V98H236V96L238 95V94ZM243 93H244V95H243ZM257 93H260V94H257ZM4 94V95H3ZM10 96H9V95ZM12 94V95H11ZM108 94V95H107ZM111 94H113L112 96H111ZM163 94V95H162ZM171 94V95H170ZM177 95L178 96V98H180V100H178L177 98H172V100H171V96H173V97H176L175 95ZM198 94H200V95H202V97L203 98H205V99H203V100H201L202 99V97L201 98H199V97H197L198 96ZM213 94V93H212ZM222 95V96H220L221 97V99H220V97H219V99H218V95ZM236 96H235V95ZM253 94H254V96H253ZM263 94V95H262ZM15 95V96H14ZM20 95V96H19ZM47 95H49V96H51V100H50V97L49 96H47ZM64 95V96H63ZM69 95V96H68ZM81 95H84V96H82L81 97ZM87 95V96H86ZM88 95H89V97H90V99H91V101L90 100H88ZM110 95V96H109ZM128 95V96H127ZM131 95V96H130ZM161 95H162V97H161ZM229 96L228 98H226V99H228V100H226L225 102H226V104H225V102L223 101L225 98V96ZM256 95V96H255ZM259 95V96H258ZM261 95V96H260ZM4 96H7V97H4ZM14 96V97H13ZM24 96V98H22ZM47 96V97H46ZM57 96V97H56ZM59 96V97H58ZM60 96L62 97V98H60ZM66 96V97H65ZM68 96V97H67ZM78 96H80V97H78ZM91 96H92V98H91ZM109 98H108V97ZM122 99L121 101H120V98ZM131 98H130V97ZM143 96V97H142ZM210 96H211V98H210ZM216 96H217V98H216ZM230 96H231V98H230ZM19 97V98H18ZM21 97V98H20ZM41 97H44V98H41ZM46 97V98H45ZM65 97V99H63ZM69 97H71L70 99H69ZM74 97H76V99H77V97L79 98V100H74V99H72V98H74ZM88 97V98H87ZM95 97V96H94ZM104 97V98H103ZM108 98V99H105V98ZM114 97V98H113ZM130 99H133V101L132 100H130ZM150 97V98H149ZM161 97V98H160ZM192 97V98H191ZM235 98V99H237V100H231V99H233V98ZM256 99V100H253L254 98ZM259 98V97H262L263 99H261V98H259V99H257V98ZM3 98V99H2ZM12 98V99H11ZM29 100H27V99ZM49 98V99H48ZM68 98V99H67ZM126 98H128L130 101H132V102H129V100L128 99H126ZM144 98V99H143ZM160 98V100H158ZM169 99V101H167L168 99ZM182 98V99H181ZM199 98V99H198ZM215 98L216 99H218V102H216V100H215ZM240 98V99H239ZM2 99V100H1ZM20 99V100H19ZM23 99V100H22ZM24 99L25 100H27V101H24ZM34 99V100H33ZM38 99V100H37ZM39 99H41V100H39ZM43 99V100H42ZM55 99V100H54ZM58 99V100H57ZM59 99H62L63 100V102H62V100H61V102H60V100ZM80 99H81V101H80ZM88 101H87V100ZM102 99H104V100H102ZM110 99H111V102H109L110 101ZM118 99V100H117ZM125 99V100H124ZM177 99V100H176ZM189 99V100H188ZM213 99V101H214V104H211V101L210 100H212ZM242 99V100H241ZM261 99V100H260ZM15 100H18V102L17 101H15ZM38 102H37V101ZM45 100V101H44ZM50 100V101H49ZM57 100V101H56ZM66 100H68V101H66ZM69 100H71V101H73V103L71 102V101H69ZM82 100H84V102L82 101ZM86 100V101H85ZM96 101V103H95V101ZM98 100V101H97ZM132 105H130V104H128V102ZM139 100V101H138ZM143 100H146V101H143ZM155 100V101H154ZM163 100V101H162ZM165 100V101H164ZM222 101V102H220V101ZM230 100H231V102L232 103H230ZM257 100H259V101H257ZM11 103H10V102ZM34 101V102H33ZM39 101H41V105H44L43 106V110L41 109L40 110V108H42V106H39ZM43 101V102H42ZM52 101V102H51ZM61 103V104H59V102ZM80 101V102H79ZM90 101V102H89ZM101 101V102H100ZM104 101V102H103ZM117 101V103H115ZM126 101V102H125ZM134 101H136V102H134ZM143 101V102H142ZM152 101V102H151ZM153 101H154V105H153ZM183 101V102H182ZM213 101H212V103H213ZM228 101H229V103H228ZM233 101H234V103H235V105H234V103H233ZM236 101V102H235ZM256 101V104L254 103V102ZM29 103V105L28 104H26V103ZM32 102V103H31ZM45 102V103H44ZM75 102V103H74ZM81 102L82 103H86V105H82L81 104ZM88 102L90 103V104H88ZM94 102V103H93ZM110 104H109V103ZM124 102V103H123ZM142 102V103H144V102H146L145 104L146 105H144V104H140V103ZM158 102V103H157ZM162 102V103H161ZM165 102H169L170 104H168V103H165ZM172 102V103H171ZM175 102V103H174ZM199 102V103H198ZM202 102V103H201ZM21 105H20V104ZM25 103V104H24ZM31 103V104H30ZM37 103H38V106H37ZM51 103H55V105H52ZM66 103H72L73 104V106H75L76 105V107L79 109L80 108V110H78L77 108V110H75V107H73L71 104H69V106H66V105H68V104H66ZM77 103V104H76ZM79 103V104H78ZM97 103H99V105H101V106H99ZM111 103H112V105H111ZM151 104V106H150V104ZM157 105H156V104ZM186 103V104H185ZM209 103V104H208ZM216 103L218 104V105H216ZM224 103V104H223ZM239 103V104H238ZM257 106H254V104ZM263 103V104H262ZM12 104H14V106L12 105ZM17 104V105H16ZM19 104V105H18ZM50 104V105H49ZM59 104V105H58ZM63 104V105H62ZM66 104V105H65ZM106 104V105H105ZM119 104H122V105H119ZM127 104V106H125ZM136 104V105H135ZM162 104V105H161ZM165 104H168V106L167 105H165V106H167V109L164 107V105ZM175 104L177 105L176 107L178 108L179 107V109H177V110H179V111H177V110H174L173 108H170V106H172V107H175ZM180 106H179V105ZM191 104V105H190ZM192 104H194V105H192ZM222 104V105H221ZM238 104V105H237ZM7 105V106H6ZM16 105V106H15ZM23 105H24V107L25 108H22L23 107ZM26 105V106H25ZM30 105H31V107H30ZM52 105V106H51ZM60 105H62V106H60ZM82 105V106H81ZM88 105H90V106H88ZM117 107H116V106ZM128 105H129V107H128ZM149 105V106H148ZM153 105V106H152ZM195 105L197 106V107H195ZM218 106V107H216V109L217 110H219V111H214V112H217V114L215 113V115H213L212 113H214L213 112V108H215L214 106ZM233 105H234V107H233ZM263 107H262V106ZM10 106H11V108H10ZM13 106V107H12ZM22 106V107H21ZM27 106H29L28 107V109H26L27 108ZM36 108H35V107ZM79 106V107H78ZM97 106H99V107H97ZM113 106V107H112ZM120 106V107H119ZM124 106V107H123ZM139 107L138 108V110L136 109L137 107ZM146 106V107H145ZM190 106V107H189ZM195 108H194V107ZM227 106H232L231 108L230 107H227ZM255 107V108H252V107ZM260 106V107H259ZM32 107H34V108H32ZM39 107V108H38ZM55 107V108H54ZM57 107H60L59 108V111H57L58 109H57ZM61 107H62V109H61ZM66 107V109L64 110V108ZM67 107H69L68 109L70 110H73V108H74V110L77 112L78 111V113H77V116H76V114L74 115V113L72 114V112H71V110H70V112H69V110L67 109ZM83 107V108H82ZM91 107H93V108H91ZM106 108V114H105V108ZM110 107H112V108H110ZM121 107H123V108H125V109H123L124 111H126L127 113L128 112H131V113H128V114H130V116H129V119H128V116L127 115H124L125 114V112L122 110V108ZM128 107V108H127ZM162 107V108H161ZM169 107V108H168ZM189 107V108H188ZM194 108V111H195V109L197 108L198 110H196L194 113H195V115H196V112H197V119H196V117L194 116V114L193 113H191V112H193V108ZM237 107H238V109H237ZM14 108V109H13ZM18 108V109H17ZM21 108V109H20ZM30 108H32L33 110H31ZM38 108V110H36ZM88 108V109H87ZM116 108H117V110H116ZM120 108V109H119ZM133 108V109H132ZM143 108V109H142ZM166 109V112H164V110ZM180 108H181V110L183 111V109L185 110L186 109V111H183V113H181V110H180ZM183 108V109H182ZM192 108V109H191ZM220 108V109H219ZM230 108V109H229ZM235 108V110H232V109H234ZM258 108V112H257V110H255V109H257ZM262 108V109H261ZM5 109H7V110H5ZM10 109V110H9ZM37 111H35V110ZM51 109H52V111H51ZM62 111H61V110ZM86 109V110H85ZM127 109V110H126ZM142 109V110H141ZM164 109V110H163ZM168 109H173V113H172V110H169V113L170 114H173L172 115V118L173 119H169L170 117H171V115H169V113H168ZM189 109H190V111H189ZM212 109V110H211ZM253 109V110H252ZM261 109V110H260ZM13 110V111H12ZM45 110V111H44ZM66 110H67V112H66ZM84 110V111H83ZM112 110V111H111ZM114 110H116V111H114ZM120 110V112H118ZM140 110L143 112L142 114L141 113H139L140 112ZM158 110V111H157ZM163 110V111H162ZM249 110V111H248ZM251 110V111H250ZM260 110V111H259ZM263 110V111H262ZM6 111V112H5ZM24 111H26V112H24ZM39 111V112H38ZM41 111V112H40ZM56 111V112H55ZM66 113H65V112ZM91 111H93L92 113H91ZM102 111V112H101ZM110 113H109V112ZM161 111H162V114L163 113H167V114H165V115H163L164 116V118H166L167 117V119H164L163 118V116H161ZM175 111H177L178 112V114H176L175 113ZM187 111H188V114H187ZM209 111H210V113H209ZM233 111V112H232ZM238 111V112H237ZM242 111H244V112H242ZM257 112L258 113V115L257 116H255V114L256 113H254V112ZM8 112H10L9 114H8ZM15 112H18V113H15ZM24 112V113H23ZM27 112H29V113H27ZM32 112V113H31ZM36 112V116L34 115V113ZM43 112V113H42ZM53 112H55L54 114H53ZM60 112V113H59ZM63 112H64V114H63ZM74 112V111H73ZM145 112V113H144ZM189 112H190V114H189ZM263 112V113H262ZM26 113V115H24ZM42 113V114H41ZM45 113V114H44ZM50 113V114H49ZM57 113V114H56ZM70 113V114H69ZM80 113V114H79ZM101 113V115H98V114H100ZM114 113V115H112ZM117 113V114H116ZM123 115H122V114ZM134 113V114H133ZM136 113V114H135ZM139 113V114H138ZM181 113V115H179ZM186 115H185V114ZM223 115H222V114ZM234 113H236V114H234ZM252 113V114H251ZM2 114H5V116L3 115V118H2ZM16 116H15V115ZM22 114V116H20ZM30 114H31V117H33V118H31L30 117ZM38 114H40V116L42 117L43 116V118L45 117L46 118V121H45V118H44V120H43V118H41V117H39V115ZM63 115L62 117H61V115ZM79 114V115H78ZM92 116H91V115ZM104 114V115H103ZM145 114H148V115H145ZM149 114H150V116H149ZM193 114V115H192ZM234 114V115H233ZM237 114H238V116H237ZM13 115H14V117H13ZM19 115V116H18ZM34 115V116H33ZM37 115H38V117H37ZM45 115H47L49 118L47 119V117L45 116ZM85 115V116H84ZM135 115L137 116V115H139V117L137 118V117H135ZM145 115V116H144ZM169 115V116H168ZM179 115V116H178ZM183 115V116H182ZM187 115H190L189 116V119L190 118H192V120H194V122L193 121H190L191 122V125L189 124L190 122H189V119L187 118L188 116ZM200 115V116H199ZM216 115H217V117H216ZM222 115V116H221ZM248 115V116H247ZM9 116V117H8ZM11 116V117H10ZM23 116L24 117H29V119L28 118H23ZM58 116H59V118H58ZM67 116V117H66ZM73 116V118H71ZM99 116V117H98ZM100 116H102L101 118H100ZM122 116V117H121ZM133 116H134V118H136L135 120H134V118H133ZM176 116V117H175ZM182 116V117H181ZM187 116V117H186ZM214 118H216V119H214L213 120V117ZM232 116H234V117H232ZM243 116V117H242ZM244 116H246V117H244ZM260 116V117H259ZM262 116V117H261ZM35 117H37V118H35ZM70 117V118H69ZM106 117V118H105ZM127 117V119L129 120V122H128V120L127 119H125ZM130 117H131V119H130ZM141 117V118H140ZM143 117V118H142ZM158 117H159V119H158ZM161 117H162V119H164L163 120V123H162V119H161ZM184 117H186L184 120H182V118H184ZM201 117V118H200ZM236 117V118H235ZM258 118V119H255V118ZM4 118H6V120L8 121V119H9V121L11 120L12 121V126L10 125V122L8 121H6L5 122V119ZM16 118V119H15ZM35 118V119H34ZM38 118H40V119H38ZM56 118V119H55ZM62 118V119H61ZM77 118V119H76ZM81 120H80V119ZM146 120H145V119ZM175 118V119H174ZM193 118H195V119H193ZM240 118H242V120H245L246 118V120L244 121V124L246 123V121H247V123H249L250 125H247V124H245V125H247L248 127L249 126H251V127H245V128H248L249 129V133H248V130L246 129V131L247 132H245V129H244V126H242V125H244L243 124V121L241 122L240 121ZM244 118V119H243ZM261 118V119H260ZM4 119V120H3ZM18 119V120H17ZM22 119V120H21ZM32 119V120H31ZM50 119V120H49ZM54 119V120H53ZM74 119V120H73ZM101 119V120H100ZM109 119V120H108ZM119 119H120V121H119ZM137 119H139L138 121H137ZM143 119L145 120V121H143ZM151 119V120H150ZM181 119V121H179V120ZM199 119V120H198ZM234 119V120H233ZM235 119H239L238 121H236L237 122V124L239 125V123L238 122H240V124L241 125H236V123H234L235 122ZM248 119H249V121H248ZM251 119V120H250ZM15 120H17L16 122L18 123H16L15 122ZM24 120V121H23ZM26 120V121H25ZM34 120V121H33ZM40 120V121H39ZM43 120V121H42ZM58 120V122H54V121H57ZM96 120H100L99 122L98 121H96ZM105 120H107L106 122H105ZM167 120V121H166ZM178 120V121H177ZM186 120V121H185ZM199 121V122H197V124L199 123V127L200 128H198V125L195 123V121ZM211 120H213V121H211ZM215 120H217L218 121V123H217V121H215ZM256 120V121H255ZM261 120V121H260ZM45 121V122H44ZM52 121V122H51ZM70 121V122H69ZM73 121V122H72ZM95 121H96V123H97V125H96V123H95ZM103 121H104V124H105V126L103 125ZM118 123H117V122ZM136 121V122H135ZM148 121V124L147 123H145V122H147ZM157 121V122H156ZM159 121V122H158ZM179 122L180 124H176V122ZM223 121V122H222ZM230 121H232V122H230ZM257 121L259 122L258 124H257ZM263 121V122H262ZM2 122H5V123H3V125H2ZM15 122V124H13ZM21 122V123H20ZM23 122H25V124L23 123ZM43 122V123H42ZM46 122H49L48 123V125H46L47 123ZM122 122V123H121ZM131 122H132V124L134 125V126H132V124H131ZM161 122V123H160ZM165 122H167V123H165ZM169 122V123H168ZM175 122V123H174ZM187 122H189V123H187ZM193 122V123H192ZM207 122V123H206ZM255 122V123H254ZM263 123L262 124V127H261V123ZM7 123V124H6ZM9 123V124H8ZM33 123H34V126H33ZM52 123H60L59 124V126L60 127H56V129H55V126H57L58 124H55V126H53V125H50V124H52ZM62 123H64V126H62L63 124ZM76 123H79V124H76ZM107 123V124H106ZM117 124V125H120L119 127L120 128H118V127H115V128H113V125L114 124ZM123 125H121V124ZM128 123H130V124H128ZM140 123V124H139ZM142 123V124H141ZM144 123V124H143ZM159 123V124H158ZM166 124V126H165V124ZM183 123L185 124L184 126H186V128L188 127V131L190 132V133H192V137H190V136H185V129H180V127H182L183 126ZM252 123H254V124H252ZM21 124H24V125H22L21 126ZM45 125V126H43V128H42V125ZM98 124H99V126H98ZM101 124V125H100ZM110 124V125H109ZM112 124V125H111ZM138 124V125H137ZM160 124H161V126H160ZM169 124V125H168ZM173 124H176V126L175 125H173ZM189 124V125H188ZM230 125V127L228 126V125ZM234 126H233V125ZM260 124V125H259ZM20 127H19V126ZM39 125V126H38ZM72 125V126H71ZM75 125H76V127H75ZM88 125H91L90 127H88ZM125 125V126H124ZM146 125V126H145ZM163 125L165 126V128L163 127ZM171 125V126H170ZM179 125H181V126H179ZM193 125H194V127H193ZM202 125V126H201ZM204 125H205V127H204ZM11 126V127H10ZM28 126V127H27ZM47 126H50V127H52V128H54V129H52V128H50V129H52V130H49L48 129V127ZM77 126L79 127V128H77ZM94 126V127H93ZM136 126V128H133V127H135ZM142 126V127H141ZM174 126V127H173ZM193 128H192V127ZM219 126V127H218ZM222 127V129H221V127ZM259 127L258 129L256 128V130H255V128L254 127ZM6 127H8L7 128V130L9 129V127H10V129H11V132H12V134L9 132L10 131V129L7 131L6 130ZM12 127L13 128H15L14 130H12ZM19 129H17V128ZM21 127H23V128H21ZM46 127H47V129H46ZM62 127V128H61ZM98 127V128H97ZM129 129H131V127H132V129L131 130H133V131H131V132H137V134H136V132H135V134L136 135H138V136H136L134 133H129L130 134V136H129V134H128V131H130V130H128V128ZM175 127H176V131H175ZM177 127H179V128H177ZM191 127V128H190ZM198 129H197V128ZM205 129H204V128ZM232 127V128H231ZM234 127L236 128V130L234 129ZM239 127V128H238ZM240 127H241V129H240ZM24 128H26V129H24ZM34 128V129H33ZM35 128H36V130H35ZM39 128V129H38ZM59 128H60V130H59ZM75 128V129H74ZM124 128V130L125 131H123L122 132V129ZM126 128V129H125ZM141 128V129H140ZM161 128V129H160ZM171 128H174L173 130L171 129ZM184 128V127H183ZM190 128V129H189ZM202 128V129H201ZM263 128V129H262ZM21 129V130H20ZM23 129V130H22ZM27 129H29V130H27ZM32 129V130H31ZM66 129V130H65ZM84 129V130H83ZM104 129V130H103ZM117 129V130H116ZM118 129H119V131H118ZM138 129V130H137ZM149 131H148V130ZM170 129L172 130L171 132H170ZM193 131H192V130ZM219 129V130H218ZM243 129H244V131H243ZM38 130H41V132L39 131V136L38 135H36L37 133H38ZM44 130V131H43ZM53 130H55L54 132H53ZM64 130V131H63ZM72 130V131H71ZM75 130V131H74ZM89 130V131H88ZM107 130V131H106ZM116 130V131H115ZM121 130V131H120ZM128 130V131H127ZM162 130H163V132H162ZM179 130V131H178ZM182 130V131H181ZM184 130V131H183ZM203 132H202V131ZM207 130V131H206ZM225 130H226V133H225ZM229 130V131H228ZM232 130V131H231ZM254 130V131H253ZM2 131H5V133L4 132H2ZM13 131H15L14 133H15V135H14V133H13ZM18 131H19V133H18ZM21 131V132H20ZM22 131H24V132H22ZM28 131H30L31 132V134L28 132ZM47 131V132H46ZM61 131V132H60ZM77 131H79V132H77ZM93 131V132H92ZM100 131L102 132V133H100ZM113 131V132H112ZM140 131V132H139ZM150 131H151V133H150ZM153 131V132H152ZM177 131L178 132H180V133H178L179 135H177L176 133H177ZM207 133H206V132ZM238 131V132H237ZM240 131V132H239ZM252 131V132H251ZM8 132V133H7ZM33 132V133H32ZM34 132H36V133H34ZM43 132V133H42ZM48 132H49V135H47L46 136V134H48ZM71 132H74V133H71ZM76 132V133H75ZM86 132V133H85ZM122 132V133H121ZM127 132V133H126ZM145 132H147V133H145ZM175 132V133H174ZM198 132V133H197ZM223 133V137H222V133ZM243 132V133H242ZM259 132V131H258ZM261 132H260V134H261ZM10 133V134H9ZM42 133V134H41ZM44 133H46L45 135H43ZM50 133H53V134H50ZM62 133V134H61ZM115 133H117V135L116 136H121L123 133H124V136L122 135V138L121 137H119V139L115 136ZM143 133H145V134H143ZM175 135H174V134ZM203 134V135H201V134ZM205 133H206V135H208V136H210V137H208L207 136V140L209 141V139L210 138H212L209 142H207V141H205L206 140V138H205ZM209 133V134H208ZM211 133V134H210ZM221 135H220V134ZM227 133H228V135H227ZM234 133V134H233ZM264 133V132H263ZM262 133V134H263ZM6 134H7V136H6ZM8 134L10 135V136H8ZM18 134V135H17ZM33 134H35V135H33ZM69 134V135H68ZM78 136H77V135ZM90 134V135H89ZM92 134V135H91ZM106 135V136H104V135ZM118 134H120V135H118ZM127 136H126V135ZM131 134H132V137H131ZM134 134V135H133ZM148 134V135H147ZM160 134V135H159ZM167 134V135H166ZM183 136H181V135ZM218 134V135H217ZM230 134V135H229ZM231 134H232V136H231ZM238 134V135H237ZM242 134H246L245 135V137L247 138L246 139V141L243 143L242 142V138H241V136L243 137V135ZM250 134V135H249ZM259 134V133H258ZM14 135V136H13ZM18 137H17V136ZM25 135V136H24ZM54 135V136H53ZM74 135V136H73ZM76 135V136H75ZM82 135V136H81ZM98 135V136H97ZM101 135H103L104 136V138H103V136H101ZM153 135V136H152ZM213 135V136H212ZM249 137H248V136ZM264 135V134H263ZM41 136V137H40ZM43 136V137H42ZM53 136V137H52ZM56 136V137H55ZM58 136V137H57ZM135 136V137H134ZM144 136H146L145 138H144ZM150 136V138H148ZM224 136H226V137H224ZM238 136V137H237ZM252 136V137H251ZM15 137V138H14ZM19 137H20V140H19ZM24 137V138H23ZM35 137V138H34ZM39 137V138H38ZM51 137V139H49ZM88 137V138H87ZM97 137H100L99 139L97 138ZM101 137H102V139L103 140H105L104 142L102 141V139H101ZM112 137H113V140H112ZM115 137V138H114ZM124 137H125V139H127V141H128V144L126 143L125 145H121V146H123L122 147V150H127L128 152H122V150H121V152H120V150H117L118 149V145H120V144H124L125 143V139H124ZM127 137V138H126ZM128 137H130V139L128 138ZM151 137H152V139H154L153 141H152V139H151ZM154 137V138H153ZM202 137H203V139H205V140H203L202 139ZM219 137V138H218ZM229 137H231V138H229ZM234 137V138H233ZM236 137H237V139H236ZM41 138L43 139V140H41ZM45 138V139H44ZM80 140H79V139ZM93 138H96V139H93ZM110 138V139H109ZM117 138V142H116V139ZM136 138H138V139H136ZM144 138V140L145 141H143L142 139ZM224 138V139H223ZM225 138H226V140H225ZM249 138V139H248ZM14 139V140H13ZM24 139V140H23ZM35 139V140H34ZM39 139H40V142H39ZM82 139H84V141H85V139H86V141L85 142H82L83 140ZM88 139H90V141L91 140H93V141H89ZM101 139V140H100ZM123 140V142L121 141V140ZM132 139H134L135 140V142H134V140L132 141ZM140 139V140H139ZM150 139H151V145L154 143L155 145H152L151 147H149V144L148 143H143V142H146V141H150ZM155 139L157 140V141H155ZM220 139V140H221ZM241 139V140H240ZM253 139V140H252ZM17 140H18V142H17ZM37 140V141H36ZM45 140V146H43L42 144H40V143H43V141ZM52 140H54V141H52ZM59 140V141H58ZM77 140V141H76ZM82 140V141H81ZM88 140V141H87ZM109 140V142L111 143L112 141V143H114V140H115V144H112V146L113 147H115V148H117L116 150L114 149V148H112L111 147V144H109L108 145V143L109 142H106V141H108ZM120 140V141H119ZM130 140V141H129ZM141 140L143 141V142H141ZM168 140V141H167ZM203 142H201V141ZM216 140H218V141H216ZM236 140V141H235ZM237 140H240V142H242L241 144H246V145H244V147L241 145V144H239L240 146H242V150L241 151H243L242 152V154H243V157H241L242 155H241V152L239 151L240 149V146H238V141ZM249 140H251V141H249ZM14 141V142H13ZM17 142V145H13V144H16V142ZM27 141V142H26ZM42 141V142H41ZM47 141V142H46ZM55 143V147H53V143ZM75 143H74V142ZM98 141H102L101 143H97ZM138 141H140V143L138 144ZM205 141V142H204ZM225 141V142H224ZM248 141V142H247ZM253 141H254V143H253ZM11 142V143H10ZM22 142H25V143H23V144H26V146H29V147H27L26 148V146L25 145H21L22 144ZM29 142L31 143V145L29 144ZM37 142H39L38 144H35V143H37ZM50 142V147H49V143ZM80 143L83 147H81V145L80 144H78V143ZM82 142V143H81ZM87 142H89L88 144H87V146H85L86 144L85 143H87ZM94 142V144H92ZM119 142H120V144H119ZM131 142H134L133 143V146H132V143ZM137 142V143H136ZM157 142V143H156ZM159 142H161V143H159ZM219 142V143H218ZM224 142V143H223ZM232 142V143H231ZM43 143V144H44ZM98 145V146H100V147H98L96 144ZM105 143V144H104ZM135 143H136V145H135ZM198 143H199V145H198ZM201 143V144H200ZM206 143V144H205ZM212 143V142H211ZM217 143V144H216ZM250 143V144H249ZM253 143V144H252ZM13 145L12 146V149H11V146H9V145ZM32 144H34V146L32 145ZM40 144V146H42V147H46V145L48 146L47 148L49 149V148H51L50 150H48L47 148H45L44 149V151L42 150L43 148L42 147H39L38 145ZM78 144V145H77ZM105 147V148H101V146L102 145ZM129 144H130V146H129ZM140 144H142V145H140ZM144 144H146V146H143ZM222 144H224V147L222 146ZM226 144V145H225ZM236 144H237V146H236ZM4 145H6L8 148H9V150L8 149H6L7 147L6 146H4ZM76 145L77 146H80L81 147V151H83V154L81 153V151L79 150V148L80 147H77V148H75L76 147ZM90 145V146H89ZM93 145H95V146H93ZM107 147H106V146ZM127 145V146H126ZM135 145V146H134ZM139 147H138V146ZM228 145L230 146V145H232L231 147H228ZM18 147V149L20 150V152H17V151H19L18 149H17V147ZM23 148V149H26V150H24V152H23V149L21 150L20 148L21 147ZM24 146H25V148H24ZM62 146V147H61ZM84 146H85V148H84ZM92 146V148L93 149H91L90 147ZM102 146V147H103ZM110 146V148H109V150H107L108 149V147ZM140 146H142V147H140ZM164 146V145H163ZM225 146H227L228 148H231V149H228L227 147H225ZM236 146V150H234L233 148ZM5 147V148H4ZM30 147H35V148H33V150H32V148H31V150H30ZM36 147H39L40 149H41V151H40V149L39 148H37L41 153H44V154H41L40 155V153H37V149H36ZM53 147V148H52ZM67 147V148H66ZM125 147H127V148H125ZM129 147V148H128ZM133 147H135V148H133ZM137 147V148H136ZM145 147V148H144ZM222 147V148H221ZM239 147V148H238ZM249 147V148H248ZM3 148H4V150H3ZM15 148V149H14ZM58 148H60L61 150L64 148V150L65 151H67V153L66 152H64L65 154H67V155H70V157L72 156V155H75V156H77V158L78 159H80V157H81V159L82 160H84V161H82L81 159H80V161L83 163L84 162V164H85V162H88L89 160L91 161V163H92V166L94 165V166H96V164H94L93 162L95 161V163H97L98 165H97V168H99L98 169V173H97V169H96V171H95V168L94 167H91V166H89V165H91V163H87V164H89L88 166H87V164H85L84 166L83 165H81L82 163L81 162H79V160H76L77 158L75 157V161H74V157L71 159V158H67V157H69V156H64V154H63V156H64V158L65 159H67V161H73V162H75L76 164H77V166L75 167V165L76 164H74L72 161V164H71V162L69 163H67V161L65 162V161H63V160H65L64 158H62L63 156H62V154H60V153H62V151L60 150L59 151V149ZM76 149V153L75 152H69L70 150L69 149H71V151L73 150V149ZM86 148H90V150H91V152L94 150V149H97L96 151L94 150L90 155H89V153H86V152H89L90 150H88V149H86ZM98 148H101L102 150H104V149H106V151L104 152V151H101V149L99 150ZM112 148V149H111ZM124 148V149H123ZM150 148H151V150H150ZM247 148V149H246ZM253 148V149H252ZM16 149H17V151H16ZM28 149H29V151H32V153L31 152H29L28 151ZM35 149L37 150V151H35ZM56 149H58L57 151H56ZM114 149V150H113ZM239 149V150H238ZM251 151H250V150ZM6 150H7V153H4V152H6ZM11 150H12V152H11ZM14 150V151H13ZM48 150V151H47ZM55 152H54V151ZM69 150V151H68ZM129 150H131V151H129ZM132 150H135V153H136V151L138 150V152H137V154H138V156H137V154L135 155V154H131L130 152H133L134 153V151H132ZM233 150V151H232ZM237 150L239 151L238 153H236L237 152ZM3 151V152H2ZM21 151H22V153H21ZM36 153H35V152ZM38 151V152H39ZM46 151H47V153L49 152V151H51L50 153H48V154H46ZM59 151V152H58ZM79 151V152H78ZM98 151V153H96ZM99 151H100V153H102L101 155H100V153H99ZM112 152V153H109L108 154V152ZM116 151H118V153L119 154H117V152ZM146 152V153H144V152ZM153 151H154V154H153ZM160 151H161V153H163V151H164V148L162 147H160ZM236 151V152H235ZM14 152V153H13ZM27 152L29 153V154H27ZM39 154L41 157H39V155H38V157L34 154ZM113 152H115V155H113ZM229 152V154L230 153H234L235 152V154H233L232 156L231 155H229V154H227ZM25 153V154H24ZM52 153H54V155H56L57 157L55 158V156L54 155H52ZM55 153H57V154H55ZM58 153H59V155H58ZM73 153V154H72ZM75 153V154H74ZM78 153V154H77ZM79 153L80 154H82V156L81 155H79ZM104 153V154H103ZM130 155H129V154ZM244 153H245V155H244ZM3 154H4V156H3ZM10 154V155H9ZM16 154V155H15ZM20 154H22V155H20ZM31 154H33V155H35V156H33V155H31ZM87 154V155H86ZM94 154H96V156H97V154H99L97 157L96 156H94ZM106 154L107 155H109V157L110 156H113L112 158L110 157V159L106 156ZM127 154H128V156H127ZM236 154H238L237 156H238V158L236 157ZM11 155H13L12 157H13V159H15V160H13L12 159V157H11ZM15 155V156H14ZM24 155V156H23ZM28 155H31L32 156V158H35L36 157V159H33L32 160V158H31V156H28ZM46 155V156H45ZM48 155V156H47ZM79 155V156H78ZM85 155H86V157H88V159L87 158H84L85 157ZM122 155V156H121ZM123 155H125V156H127V158L125 157V156H123ZM135 156V158H133L134 156ZM141 155V156H140ZM222 155H225L226 157V160H224L225 158L222 156ZM235 155V156H234ZM19 156H23V157H19ZM26 156H28V160L26 159ZM43 156H45V158L43 157ZM58 156H59V158H58ZM62 156V157H61ZM84 156V157H83ZM94 156V157H93ZM100 156V158H102L103 159V161L100 159V158H98ZM116 156V157H115ZM119 156H121L120 158H119ZM131 156H133V157H131ZM137 156V157H136ZM220 156V157H219ZM229 156H231V158H233V156L235 157L234 159H239V156H240V162L238 161H236V162H233V160H231L230 158H229ZM4 159H6V160H4ZM6 157V158H5ZM46 160L44 163L46 164V167L48 168L47 170H49L50 168H51V166H52V168H51V170H49V171H47L46 170V173H47V175H46V173H45V169H46V167H45V164L43 163V164H41L40 162L43 160L44 161V159ZM94 159L93 160V162H92V159ZM107 157V158H106ZM116 159H115V158ZM124 157V158H123ZM130 157V158H129ZM260 157V158H259ZM20 158V159H19ZM22 158V159H21ZM23 158H25L24 159V161H23ZM31 158V159H30ZM38 158V159H37ZM42 158V159H41ZM95 158H97V159H100V161L102 162H100L99 160H97V162H96V159ZM130 159V162L128 161V160H123V159ZM222 158V159H221ZM224 158V159H223ZM229 158V159H228ZM245 159L244 160V162L242 161V163H243V166H244V168H243V166H242V164H240L241 166H242V168H241V166L238 164V163H241V160H243V159ZM12 159V160H11ZM41 159V160H40ZM48 159V160H47ZM62 159V160H61ZM69 159V160H68ZM71 159V160H70ZM106 159V160H105ZM111 160V162L110 161H107V160ZM132 159H136V160H132ZM139 159V160H138ZM143 159V160H142ZM161 159H163V156H161ZM19 160H22L23 162H21V163H18V162H20ZM30 160V161H29ZM33 162H36V161H38V164H41V165H37V162L35 163V166H37V168H36V170H37V172L38 173H40L43 169H44V167H45V169L41 172V174H44L45 175V177L46 178H48L49 177V182L51 181V179L50 178H52L53 177V179H56V181H57V183H58V181H59V183L57 184L56 183V188H55V191H56V193H55V191L53 192V188H52V181H51V183H49L48 182V179H44L43 180V178L41 177H38V176H41V175H37V176H35L34 174L36 173V171H35V169L33 170V172H31V169L30 168H33V166L31 165H29V164H31V162L32 161ZM36 160V161H35ZM39 160H40V162H39ZM85 160H88V161H85ZM115 160V161H114ZM119 162H118V161ZM141 160V161H140ZM224 160V161H223ZM229 160V162H226V161H228ZM14 162L13 163V165H12V163L11 162ZM26 161H28V164H27V162ZM48 161L51 163V165L48 163ZM76 161H78V162H76ZM105 161H106V163H108V162H110V165H111V169H110V165L108 166L109 167V169L107 168V165L109 164H106L105 163ZM115 163H114V162ZM117 161V162H116ZM126 161H128V163L126 162ZM132 161V162H131ZM221 161V162H220ZM223 161V162H222ZM232 161V163H230ZM235 161V160H234ZM2 162H0V165H2ZM30 162V163H29ZM32 162V164H34ZM48 163V165H47V163ZM57 162H60L61 164H62V162L64 163L63 165H64V167L63 168H61V166H63V165H61L60 163V165L57 163ZM112 162L114 163V164H116V165H114V164H112ZM124 162V163H123ZM135 162H136V164H135ZM139 162H141L140 164H139ZM262 162V163H261ZM10 163V164H9ZM18 163V164H17ZM26 164V166H25V164ZM53 163V164H52ZM67 163V164H66ZM78 163H79V165H78ZM81 163V164H80ZM127 163V164H126ZM222 163H223V165L224 164H226V163H230V166L227 164V166H225V167H222ZM235 163H237V165H235ZM20 164V165H19ZM55 164V165H54ZM71 165L72 166V168H69V167H71V166H68V165ZM103 165V166H99V165ZM106 164V165H105ZM122 164H125L124 165V167H125V169H124V167L123 168H121V166H122ZM132 164H135V166H132ZM232 164H234V165H232ZM17 165V166H16ZM23 165H24V167H23ZM57 166V168L56 167H54V166ZM66 165V166H65ZM74 165V166H73ZM82 167H81V166ZM114 165V166H113ZM128 165H131V167L129 166V168L127 167ZM137 165V166H136ZM240 166V168H239V166ZM16 168H14V167ZM18 166L20 167V168H18ZM30 166V167H29ZM38 166H39V169L40 170H38ZM42 166V167H41ZM44 166V167H43ZM59 166V167H58ZM105 166V168H106V170L104 169V168H102V167H104ZM116 166H118V167H116ZM232 166V167H231ZM235 166V167H234ZM236 166H237V168H236ZM9 167V168H8ZM11 167V168H10ZM41 167V168H40ZM66 167V168H65ZM75 167V168H74ZM78 167V168H77ZM79 167H80V171L82 172H80V171H78L79 170ZM84 167H86V169L84 168ZM88 167H91L93 170H91V171H89L90 170V168H88ZM117 169H116V168ZM135 167V168H134ZM218 167V168H219ZM229 167H231L230 169H229ZM235 169H234V168ZM12 168H14V171L15 170H17V171H15V173H16V177L15 178H13V176H11V172H12ZM25 169V170H23L22 171V169ZM29 168V169H28ZM43 168V169H42ZM53 168H56L55 169V171H54V169ZM59 168H60V170H59ZM74 168V169H73ZM77 168V169H76ZM83 168H84V170H83ZM88 168V169H87ZM128 168V169H127ZM224 168V169H223ZM8 169V170H7ZM12 169V170H11ZM19 169V170H18ZM42 169V170H41ZM52 169H53V171H52ZM62 169H64V171L62 170ZM70 169H73V170H71V172L69 171ZM76 169V170H75ZM103 169V170H102ZM114 171H113V170ZM116 169V170H115ZM124 169V170H123ZM233 169H234V172H233ZM240 169H242V170H244V171H242V172H244L243 174H242V172H240L241 170ZM7 170V171H6ZM9 170H11V171H9ZM30 170V171H29ZM85 170H88L89 172H91V174H92V171H93V173L95 174L94 176H96L97 175V177H91L92 175L89 173H87V171H85ZM108 170V173H109V171H110V175H111V173H112V175L110 176L106 171ZM130 170V171H129ZM133 170H135L134 172H132ZM209 170V169H208ZM207 169H204V171H205V173H207L206 171H208ZM220 170V169H219ZM40 171V172H39ZM50 171H52L51 173H49ZM59 171L61 172L60 174H58L59 173ZM65 171H68V172H66L65 173ZM74 171H76V174L74 173ZM123 172V173H125V174H127V175H123L122 173H120V172ZM204 171L202 172L203 173V175H202V173H201V175L199 176V177H196L197 179H199L200 181H201V183H204L205 184V187H204V189H203V191L205 192V193H208L209 192V188H208V185H210L211 183H212V179L210 178V174H209V172H210V170L208 171V174H205L204 175ZM238 171L240 172V174H242L243 176H244V178H243V176L242 175H240V176H237V174L236 173H238ZM7 172H8V174L10 175H8L7 174ZM20 172V173H19ZM44 172V173H43ZM64 172V173H63ZM71 173V175H70V173ZM79 172L81 173V174H79ZM107 173L108 175H109V178H108V180H107V175L105 174V173ZM116 172H119V174H117ZM3 173V174H2ZM19 173V174H18ZM25 173H27V174H25ZM32 173V174H31ZM83 173H84V175H83ZM87 173V174H86ZM100 173H102V174H100ZM103 173H104V175L105 176H103ZM132 173V174H131ZM234 173V174H233ZM24 174V175H23ZM30 174V175H29ZM37 174V173H36ZM63 174V175H62ZM69 174V175H68ZM78 174L80 175V177L82 176V177H84V178H80L79 177V179H78ZM86 174V175H85ZM99 174V175H98ZM115 174V175H114ZM122 174V175H121ZM134 174H135V176H134ZM236 174V175H235ZM20 175V176H19ZM21 175H23V176H21ZM35 176L34 178V181H33V177H30L29 178V176ZM50 175L52 176V177H50ZM59 175L60 176H62L61 178L59 177ZM66 175V176H65ZM68 175V176H67ZM75 175H76V177H77V179H76V177H75ZM87 175H90L89 176V179H88V177H87ZM102 175V176H101ZM193 177H195L196 176V173L195 172H193L192 174H191ZM207 175V176H206ZM209 175V176H208ZM239 175V174H238ZM28 178H27V177ZM43 176V175H42ZM63 176H65V178H63ZM101 176V178H99ZM107 176V177H106ZM112 176H114L113 178H111ZM120 176V177H119ZM122 176H123V178L125 179V181L124 180H122ZM232 176H234V180L237 182L238 180H241L242 181V178H243V181H245V182H243L242 181V183H244L243 185H245V186H243V185H241L240 186V184H242L241 183V181H238V182H240L239 184H238V182L236 183L235 181H233V177ZM246 176V177H245ZM18 177V178H17ZM19 177H23L24 179H26L25 181L23 180V179H19ZM73 177H75V178H73ZM103 177H105V178H103ZM116 177V178H115ZM133 177V178H132ZM238 178V180H237V178ZM242 177V178H241ZM60 179V180H57V179ZM91 178V179H90ZM93 178V179H92ZM97 178H98V180H97ZM119 178V180H116V179H118ZM132 178V179H131ZM236 178V179H235ZM240 178V179H239ZM8 179V180H7ZM9 179L12 181H10L12 184H13V181L16 179H18V181H19V184H22V185H20V186H18L19 184L18 183H15L16 182V180H15V187H16V189H17V192L18 193H16V191H14V190H16L15 189V187H13L12 186V184L11 183H9ZM14 179V180H13ZM29 179H31V181L29 180ZM36 179H38V180H36ZM39 179L40 180H42L41 182H37V181H39ZM52 179V180H53ZM66 179V180H65ZM72 182L73 181V179H74V183H72L71 184V182L69 181V180ZM84 179H86V181L88 182H86V181H84V183L85 184H83V180ZM96 179V180H95ZM101 179V180H100ZM120 179H121V181H120ZM131 179V180H130ZM229 179V180H228ZM245 179V180H244ZM4 180H5V182H4ZM47 180V181H46ZM63 180H65V182L63 181ZM81 180V181H80ZM93 180V181H92ZM103 180V181H102ZM112 180V181H111ZM230 180H232V182L230 181ZM17 181V182H18ZM36 181V183L38 184L37 186L36 185H33V186H31L32 184H34V182ZM46 181V182H45ZM64 182V184L62 183V182ZM77 181V182H76ZM79 181V182H78ZM98 181L99 183H100V186H99V183H98V185H97V183L96 182ZM106 181H109V183L107 184L106 183ZM122 183L123 181V184H121L120 182ZM7 182V183H6ZM30 182V183H29ZM43 182H45V185H44V183ZM49 183L47 186H46V183ZM61 182V183H60ZM67 182H68V184H67ZM82 182V183H81ZM92 182L94 183V184H92ZM101 182L103 183V184H101ZM116 182H118V183H116ZM126 182V183H125ZM233 182H234V184H233ZM5 185H4V184ZM69 183H70V186H69ZM75 183H77V185H78V188L77 187H74V186H77ZM95 183H96V185H95ZM105 183H106V187H104V185H105ZM112 183H114V185L112 184ZM120 183V184H119ZM232 183V184H231ZM262 183V182H261ZM11 186H10V185ZM16 184H17V186H16ZM29 184H30V186H29ZM50 184H51V187H50ZM75 184V185H74ZM81 184V186H79ZM116 184H118L117 185V187L115 186ZM217 184H219L220 185V190H219V185H217ZM259 184H260V182H259ZM263 184V183H262ZM262 184H260L257 188H256V190H255V192H254V196H252V198H251V200H254L255 198V196L257 197L256 199H258L260 196H261V193H263V191H264V189H262L263 187L261 186ZM10 187H9V186ZM41 185H42V188H43V192H42V194H40L39 193V190H40V192H41V190L42 189H40L39 187H41ZM44 185V186H43ZM82 185H84V186H82ZM87 185H92L94 188H92V186H88V187H85V186H87ZM109 185H113L112 187L111 186H109ZM121 185H122V187H121ZM124 185V186H123ZM125 185H128V186H125ZM238 185V186H237ZM2 186V187H1ZM5 186V187H4ZM7 186V187H6ZM67 186H69V187H72V188H67L66 190L68 191H66L65 189H64V187L66 188ZM108 186V187H107ZM8 187L10 188L9 189V192H8ZM11 187L14 189H11ZM19 189H18V188ZM30 187H32V189L30 188ZM35 187H37L36 188V190L34 189ZM76 188V189H74V188ZM96 187H98L97 189H95ZM111 187V189H109ZM124 187V188H123ZM224 188L223 190H222V188ZM235 187H236V189H235ZM237 187H238V190H237ZM243 188V190H241V188ZM4 188V189H3ZM28 188H29V190H28ZM48 189V191H47V189ZM80 188V189H79ZM85 188V189H84ZM87 188H89L88 190L90 191H88V190H86ZM92 188V189H91ZM101 188V189H100ZM103 188H104V192H103V194L105 193V196H107L108 197V199H107V197L105 198V196L101 193V190L103 191ZM115 188H118V189H115ZM122 188H123V190H122ZM240 188V189H239ZM1 189H3V190H1ZM7 189V190H6ZM30 189H31V191H30ZM38 189V190H37ZM62 189V190H61ZM63 189H64V191H63ZM71 189V190H70ZM78 189V190H77ZM91 189V190H90ZM108 189V190H107ZM122 191H121V190ZM263 190V191H259V190ZM6 191V193H5V191ZM19 190V191H18ZM44 190H46L47 192H49V196H48V194H46V191L44 192ZM76 192H75V191ZM95 190H96V192H95ZM235 190H236V192H235ZM11 191V192H10ZM12 191H14V194H13V192ZM21 191V192H20ZM33 191H35V192H33ZM62 191V192H61ZM75 192V194H74V192ZM107 191H109L110 193H108ZM220 191V192H219ZM222 191V192H221ZM224 191V192H223ZM237 191H239L240 193H242V198H240V193L239 192H237ZM33 193V194H30V193ZM38 192V194H36ZM64 192V196H65V198H64V196H62V193ZM69 192L72 194V192H73V194H74V197L72 196V198H73V200H72V198H70L69 196L71 195V194H69ZM86 192V193H85ZM94 192V193H93ZM100 192V193H99ZM117 192V193H116ZM7 193H9V194H13V195H11V196H9V195H5V194H7ZM44 193V194H43ZM55 193V194H54ZM66 193V194H65ZM68 193V194H67ZM91 193V195H89L88 196V194H90ZM93 193V194H92ZM100 194L99 196H98V194ZM229 193H231V194H229ZM239 193V194H238ZM37 195V197H35V199L36 198H38V200L36 199H34V197L32 198V195L33 196H36ZM57 194H58V197H57ZM86 194H87V196H86ZM111 197H109L108 195ZM114 196H113V195ZM234 194H235V196H234ZM52 195H53V197H52ZM68 195V196H67ZM83 195V196H82ZM95 195V196H94ZM102 195H103V198L104 199H101L102 200V202L100 203L99 202V205H98V203L96 204V202H98V201H101L100 200V198L102 197ZM223 195V196H222ZM4 196V197H3ZM5 196H9V198H6ZM13 196V197H12ZM18 199V202H17V199L15 198V197ZM20 196V197H19ZM38 196H41V197H38ZM80 196H81V198H80ZM98 196V197H97ZM12 197V198H11ZM64 198V200H62L63 198ZM78 197V198H77ZM85 198V200H84V198ZM91 197V199H89ZM92 197L94 198V201L92 200ZM230 197H232L233 199H231V201L233 202H230L229 200H230ZM235 197H238V198H240V200H238V202H236L237 201V198L234 200V198ZM5 198V199H4ZM11 198V204L10 203H7V202H5V201H7V200H9ZM26 198V199H25ZM41 198H43L44 200H41L40 201V199ZM45 198H47L49 201H46L47 199H45ZM51 198V199H50ZM69 198L71 199V200H69ZM86 198H87V200H86ZM97 198V199H96ZM98 198H99V200H98ZM228 198V199H227ZM14 200V202H12L13 200ZM23 199V200H22ZM29 199V200H28ZM56 199H55V201H56ZM74 199H76V201L74 202ZM77 199H79V201L77 200ZM80 199H81V201H80ZM88 199L89 200H91L90 202L88 201ZM112 199V200H111ZM113 199H115V201H113ZM202 199H203V197H202ZM62 202H61V201ZM69 202H68V201ZM86 201L85 203H84V201ZM98 200V201H97ZM106 200V201H105ZM229 201V203H228V201ZM10 201V200H9ZM8 201V202H9ZM27 202L26 203V205H24L25 203L24 202ZM108 201V202H107ZM110 201H112V202H110ZM28 202H31V203H28ZM66 202V203H65ZM68 202V203H67ZM83 204V206L81 205V209H82V207H83V209H85V210H81L80 208H79V206H80V204L81 203ZM89 202V203H88ZM107 202V203H106ZM7 203V204H6ZM18 203V204H17ZM21 203H23V205L21 204ZM44 203V204H43ZM63 203L67 206H65L64 207V205H63ZM71 203H73V207L71 206ZM88 203V204H87ZM107 204L106 206L105 205H103V204ZM238 203V204H237ZM241 203V204H240ZM20 204V205H19ZM28 204L30 205V204H32V205H30V206H28ZM38 204H41V206H38ZM61 204H62V206H61ZM92 205V207L90 206V205ZM101 204V205H100ZM17 205V206H16ZM44 205H46V207H44ZM47 205H48V207H47ZM85 205H86V207H85ZM87 205H89V209L87 208ZM95 205H96V209L94 208L95 207ZM98 205V206H97ZM212 205V206H211ZM213 205H215L216 207H218L219 208V211H220V219L219 220H217V218H216V211H215V209H214V207H213ZM4 206V207H3ZM6 206H7V209H6ZM16 206V207H15ZM18 206L21 208H18ZM24 206H26V207H32L31 208V210H33V208L35 209V210H33V211H31V210H29L28 208H23ZM75 206H78V208L77 207H75ZM104 206V207H103ZM237 206V207H236ZM9 207V208H8ZM15 207V208H14ZM74 208L73 210H72V208ZM100 207V208H99ZM18 208V209H17ZM41 208V209H40ZM42 208H43V210L45 209V215L44 214H41V212L43 211L42 210ZM71 208V210H68V209H70ZM77 208V209H76ZM87 208V209H86ZM241 208V209H240ZM10 209V210H9ZM15 209L16 210H18V211H15ZM23 209V210H22ZM48 209V210H47ZM76 209V211H77V215H74V214H76L75 213V210ZM78 209H80V211H81V213H80V211L78 210ZM25 210V211H24ZM29 213H33V215L32 214H28V212ZM52 210H51V212H52ZM97 210H99V211H97ZM230 210H231V212H230ZM233 210V211H232ZM239 210V211H238ZM2 211V212H3ZM9 211V212H8ZM24 211V212H23ZM97 211V212H96ZM7 212V213H6ZM14 213V214H10V213ZM27 212V213H26ZM69 212V213H68ZM73 214H72V213ZM99 212V213H98ZM236 212V213H235ZM19 213V214H18ZM21 213H23V214H21ZM62 213H63V215H62ZM67 214V216H68V218H67V216L65 215V214ZM80 213V214H79ZM86 213V214H85ZM232 213V214H231ZM16 214V215H15ZM20 214H21V216H20ZM78 214H79V216H78ZM84 214L86 215L85 216V219H83L82 218V216L81 215H83L84 216ZM98 215V216H96V215ZM229 214H231V216L229 215ZM234 214V215H233ZM25 215V216H24ZM29 215V216H28ZM44 215V216H43ZM72 215H73V217H72ZM101 215V216H100ZM150 215V214H149ZM228 215V216H227ZM9 216H12V217H10L9 218ZM13 216H15L14 218H13ZM33 216V217H32ZM78 216V217H77ZM80 216H81V221H80ZM6 217H8V220H7V218ZM17 217H20L19 219H17ZM23 217H24V219H23ZM30 219V221H31V223H30V221H28L27 219ZM64 217H65V219H64ZM77 217V218H76ZM87 217V218H86ZM99 219H98V218ZM47 218V219H46ZM75 218V219H74ZM102 218H104V219H102ZM20 219H22V220H24L23 222H22V220H20ZM102 219V220H101ZM227 219H229V220H227ZM6 220V221H5ZM12 220V221H11ZM14 220H17V221H15L14 222ZM20 220V221H19ZM27 220V221H26ZM77 222H80V223H76V221ZM104 220V221H103ZM9 221H11V222H13V223H15V224H13V223H11V224H13V226L11 225L10 226V223H9ZM96 221V222H95ZM97 221H98V224H97ZM229 221V222H228ZM19 222V223H18ZM20 222H22V224L20 223ZM81 222H82V224H81ZM84 222V223H83ZM102 222V223H101ZM132 222V223H131ZM87 223V224H88ZM99 223H100V225H101V227H100V225H99ZM104 223V224H103ZM106 223H107V225H106ZM81 224V225H80ZM95 224H96V226H95ZM8 225V226H7ZM20 225V226H19ZM76 225H80V226H76ZM102 225H104V227L102 226ZM131 225V226H130ZM133 225V226H132ZM147 225V223L145 222L144 223V225H143V227L145 226V229H148L147 227H148V225ZM106 226V227H105ZM22 227V228H21ZM133 227V228H132ZM140 227V228H139ZM83 228V229H82ZM97 228V229H96ZM99 228V229H98ZM131 228V229H130ZM78 229V230H79ZM94 229V230H93ZM98 230V231H96V230ZM103 229V230H102ZM107 231V233H105L106 231ZM129 231V232H128ZM135 231H137V232H135ZM138 231H139V236H137V234H138ZM135 232V233H134ZM5 233V232H4ZM213 233H215V236H213L212 234ZM148 234H150V232H145V237H146V235H148ZM4 235H6L5 237H7V235H8V233H7V231H6V233L4 234ZM151 236H153V235H155V233H152V234H150ZM232 237H231V236ZM149 236V235H148ZM187 237V240H185L183 237ZM226 236H230V237H228V238H226ZM122 237V238H121ZM150 237V236H149ZM192 239V240H191ZM123 241V243H122V241ZM126 240V241H125ZM128 240V241H127ZM148 240V241H147ZM194 240V241H193ZM197 240V241H196ZM232 240V241H231ZM146 241H147V243H152V240L150 241V239H148V237L146 238ZM190 241V242H189ZM192 241H193V243H192ZM187 242H188V244H187ZM231 242V243H230ZM112 243V244H113ZM185 245H184V244ZM189 243L190 244H195V246H193L192 247V245L191 246H188L189 245ZM199 244V245H198ZM231 247H230V246ZM184 248V249H182L181 251H180V248H182V247ZM188 248H187V247ZM180 247V248H179ZM190 247V248H189ZM193 249H192V248ZM230 247V248H229ZM195 248H196V250H195ZM232 248V249H231ZM170 249H172L171 251H170ZM179 249V250H178ZM189 250V252L188 251H186V250ZM193 250L192 252H191V250ZM239 249V250H238ZM184 250V251H183ZM195 250V251H194ZM255 250V249H254ZM114 251H115V249H114ZM174 252V255H175V257L174 258H172V256H174L172 253ZM185 252H188V254L189 255H191V256H187V257H185ZM193 253V254H191V253ZM179 253V255H178V257H177V254ZM181 253H183V254H181ZM195 253V254H194ZM231 253V254H230ZM130 254V256H132L133 254H131V252L129 253ZM161 254V255H160ZM163 254H165L164 256H163ZM229 254V255H228ZM7 255V254H6ZM159 255V256H158ZM184 255V256H183ZM227 255L228 256H231V257H227ZM225 256H226V258H228V259H225ZM260 256H262V255H259V257ZM159 258H157L156 260L157 261H161V259H159ZM184 258V259H183ZM13 259H16V260H19L20 259V257L19 256H17V257H14ZM171 259H172V261H171ZM230 259V260H229ZM239 259H240V261H239ZM169 260V261H168ZM234 262H233V261ZM245 260V261H244ZM166 261H164L165 263H166ZM242 261V262H241ZM243 261H244V263H243ZM233 262V263H232ZM172 263V264H173ZM157 264H159V263H157ZM167 264V263H166Z\"/></svg>",
    "mask_w": 264,
    "mask_h": 264
},
{
    "label": "snow or ice",
    "instance_id": "obj_2",
    "mask_svg": "<svg viewBox=\"0 0 264 264\" xmlns=\"http://www.w3.org/2000/svg\"><path fill=\"white\" fill-rule=\"evenodd\" d=\"M24 11L32 15V9H20L17 0H9L7 4L4 0H0V38L4 35V25L7 20L10 45L14 51L18 49L19 54L28 59L29 70L38 75L43 70L44 57L42 55L33 57L30 52L32 50L42 52L47 46L45 41L50 37L42 35L39 28L33 30L29 22L24 32L30 35L26 40H20L13 29L21 23L18 17ZM36 11L38 15V7ZM35 18L36 16H33V19ZM90 23L89 20H84L85 32L89 31ZM99 23L97 21V24ZM74 27L77 25L74 24ZM188 58L191 59V57ZM2 107L3 101H0V109ZM115 127L119 125L114 124L113 128ZM123 131L125 130L122 129ZM191 135L192 133L186 128L185 136ZM146 142L151 147V141ZM193 144L192 139L185 144L177 137L176 140L165 142L163 153L157 145L155 156L149 151L142 161L135 178L139 199L146 201L148 205L141 223V241H146V231L155 233V235L148 237L152 243L136 242L137 247L131 249L132 256L128 255L130 246L114 245L105 240L103 232L93 233L91 221L83 230H77L74 226L66 224L61 219L60 206L54 199L53 211L49 213L50 219L33 225L31 228L27 223L23 229L5 228L3 212L0 210V264H157L156 254L159 251L161 240L165 244L171 243L168 237L174 231L176 241L173 248H175V245L180 243L182 233L192 226L193 219L195 218L196 223H200V219L208 211L209 195L212 200L216 201V204H224L225 211H228V205L224 203V200L217 198L216 181L219 180L220 185L227 191L233 189L230 184L224 183V177L220 176L219 168L214 163V147L201 145L200 149L196 150ZM55 146L53 143V147ZM118 150H122L121 145H118ZM204 169H209L211 173L212 183L208 185V193L203 191L205 184L196 178ZM193 172L196 173L195 177L191 175ZM11 175L15 177L14 170ZM224 175H230L227 169ZM56 183V179H53V192ZM213 207L216 211V218L219 220V208L215 205ZM261 221V227L264 228V214L261 216ZM145 222L148 229L143 227ZM9 223L13 222L9 221ZM5 231L8 233L7 237L4 235ZM212 235L215 236V233ZM183 238L187 240L186 236ZM17 256L20 257L19 260L13 259ZM187 256L188 252H185V257ZM159 264H165V262L161 260ZM175 264H189V262L187 259L176 258ZM192 264H198L195 256L192 258ZM199 264H205L203 257L200 258ZM210 264H216L215 259Z\"/></svg>",
    "mask_w": 264,
    "mask_h": 264
},
{
    "label": "bare ground",
    "instance_id": "obj_3",
    "mask_svg": "<svg viewBox=\"0 0 264 264\" xmlns=\"http://www.w3.org/2000/svg\"><path fill=\"white\" fill-rule=\"evenodd\" d=\"M23 1H24V0H23ZM30 1H32V0H30ZM33 1H34V0H33ZM46 1H47V0H46ZM61 1H62V0H61ZM61 1H59V2H61ZM141 1L144 3L145 0H144V1L141 0ZM150 1L153 2L152 0H150ZM162 1H163V0H162ZM165 1H166V0H165ZM167 1H168V0H167ZM167 1H166V2H167ZM177 1H178V0H177ZM182 1H184V0H182ZM182 1H181V2H182ZM190 1H191V0H190ZM193 1H194V0H193ZM196 1L198 2V0H196ZM203 1H204V0H203ZM203 1H202V2H203ZM218 1H219V0H218ZM220 1H222V0H220ZM223 1L225 2V0H223ZM227 1H229V0H227ZM227 1H226V2H227ZM230 1L232 2V0H230ZM233 1H234V5H236L235 3H237V5H238V0H237L236 2H235V0H233ZM254 1H256V0H254ZM260 1L263 2L264 0H260ZM260 1H258V3H259ZM21 2H22V0H21ZM28 2H29V1H28ZM48 2H50V0H48ZM54 2H55V1H54ZM57 2H58V1H57ZM63 2H64V1H62L61 3H63ZM72 2H73V1H72ZM82 2H83V1H82ZM85 2H87V1L85 0ZM151 2H150V3H151ZM159 2H161V1H159ZM175 2H176V0H175ZM179 2H180V0H179ZM179 2H177V3H179ZM184 2H185V1H184ZM191 2H192V1H191ZM202 2H201V4H202ZM207 2H208V1H206V3H207ZM226 2H225V3H226ZM240 2H241V1H240ZM240 2H239V3H240ZM7 3H8V2H7ZM32 3H34V2H32ZM44 3H45V2H44ZM55 3H56V2H55ZM80 3H81V2H80ZM87 3H88V2H87ZM93 3H94V2L92 1V4H93ZM95 3H96V5L98 6L97 2H95ZM99 3H103V2L99 1ZM127 3H129V2H127ZM153 3H154L155 8H157V6H159L158 3H157V5L155 4V2H153ZM153 3H152V4H153ZM163 3H164V2H162L160 5H162ZM177 3H176V4H177ZM187 3H189V2H187ZM194 3H196V2H194ZM194 3H193V4H194ZM204 3H205V2H204ZM206 3H205V4H206ZM212 3H213V4H212ZM212 3H211V4H212L213 6H214V5H215V6L217 5V4H214L213 1H212ZM229 3H230V2H229ZM232 3H233V2H232ZM246 3H247V2H246ZM251 3H253V1H252ZM255 3H256V2H255ZM260 3H261V2H260ZM260 3H259V4H260ZM263 3H264V2H263ZM25 4H26V3H25ZM35 4H36V3H35ZM49 4H50V3H49ZM84 4H85V3H84ZM88 4H90V3H88ZM88 4H87V5H88ZM123 4H124V3H123ZM135 4H136V3H135ZM146 4H148V5L145 6V7H148V8H149V3L147 2ZM152 4H151V5H152ZM180 4H181V3H180ZM185 4H186V3H185ZM191 4H192V3H191ZM191 4H189V5H191ZM198 4H200V2H199ZM198 4H197V5H198ZM211 4L208 3L209 6H210ZM19 5H20V4H19ZM28 5H30V4H28ZM28 5H27V6H28ZM45 5H46V3H45ZM45 5H44V6H45ZM52 5H53V4H52ZM56 5H57V4H55V6H56ZM73 5H74V4H72V6H73ZM96 5H95V6H96ZM104 5H105V4H103V6H104ZM125 5H126V4H125ZM127 5H128V4H127ZM138 5H139V4H138ZM164 5H165V4H164ZM164 5H162V6H164ZM167 5H168V2H167ZM194 5H195V4H194ZM197 5H195V7H196ZM202 5H203V4H202ZM212 5H211V6H212ZM226 5H227V7L231 6V7H230L231 9H230V8H229V9H230L233 13H234V12L236 13V12L240 11L239 8H236L238 11H233V9H232V8H233L232 5H230V4H229V6H228V4H226ZM234 5H233V6H234ZM237 5H236V7H238ZM253 5H255V4H253ZM27 6H26V7H27ZM31 6H32V5H31ZM49 6H50V5H49ZM49 6H48V3H47V7L49 8V10H51ZM60 6H62V4H60ZM64 6H65V4H63L62 7H64ZM84 6H85V5H84ZM100 6H102V5L100 4ZM120 6H122V5H120ZM120 6H119V4H118V9L121 8ZM123 6H124V5H123ZM154 6H153V8H154ZM165 6H166V5H165ZM165 6H164V8H160V6H159L158 8H160V9L163 11V10L166 8ZM168 6H169V5H168ZM176 6L178 7V4H177ZM176 6L173 7L172 9L175 10ZM180 6H181V5H180ZM184 6H186V5H184ZM184 6H183V7H184ZM187 6H188V5H187ZM191 6H193V5H191ZM191 6H190V7H191ZM198 6L200 7V9L203 8L201 5H198ZM209 6H208V7H209ZM211 6H210V7H211ZM215 6H214V7H215ZM239 6H240V5H239ZM26 7H24V8H26ZM28 7H29V6H28ZM28 7H27V8H28ZM33 7H34V6H33ZM38 7L40 8V6H38ZM65 7H66V6H65ZM75 7H76V6H75ZM87 7H88V6H87ZM109 7H110V6H109ZM109 7H108V8H109ZM112 7H113V4H112ZM112 7H111V10L113 9ZM115 7H117V6H115ZM124 7H125V6H124ZM124 7H123V8H124ZM127 7H128V6H127ZM143 7H144V6H143ZM151 7H152V6H151ZM188 7H189V6H188ZM190 7H189V9L187 8V10H191ZM199 7H198V8H199ZM201 7H202V8H201ZM204 7H205V6H204ZM208 7H207V8H208ZM210 7H209V9H210ZM263 7H264V5H263ZM27 8H26V9H27ZM35 8H36V7H35ZM45 8H46V7H45ZM55 8H56V7H55ZM55 8H54V9H55ZM96 8H97V10H98V7H96ZM99 8H100V7H99ZM148 8H147V10H148ZM158 8H157V10L155 9L156 12L152 11L151 14H153V12H154L156 15H158V13H157V12H158ZM178 8H179V7H178ZM191 8L193 9V7H191ZM196 8H197V7H196ZM205 8H206V7H205ZM205 8H203V9H205ZM254 8H255V7H254ZM56 9L58 10V8H56ZM75 9H76V8H75ZM100 9H101V8H100ZM102 9H103V8H102ZM102 9H101V10H102ZM109 9H110V8H109ZM129 9H130V7H129ZM129 9H127V10H129ZM144 9H145V10H144ZM144 9H143V10H144L146 13L149 12V11H146V8H144ZM149 9H151V8H149ZM160 9H159V13H160ZM166 9H167V8H166ZM183 9H184V8H183ZM185 9H186V8H185ZM203 9H202V10H203ZM209 9H208L207 11H209ZM215 9H216V8H213V11H214ZM236 9H235V6H234V10H236ZM39 10H41V9H39ZM44 10H45V9H44ZM46 10H47V9H46ZM52 10H53V8H52ZM71 10H72V8H71ZM105 10H106V12H107V9H105ZM116 10H117V9H113V11H116ZM121 10H122V8L120 9V11H121ZM170 10H171V8H170ZM176 10H178V9H176ZM187 10H186V13H187ZM216 10H217V9H216ZM33 11H34V10H33ZM33 11H32V12H33ZM55 11H56V10H55ZM73 11H74V10H73ZM80 11H81V10H80ZM80 11H79V13L81 14ZM150 11H151V10H150ZM164 11H165V10H164ZM166 11H168V12H166V13H168V14L170 15L169 10H166ZM181 11H182V8H181ZM183 11H185V10H183ZM193 11H194V10H193ZM211 11H212V9H211ZM221 11H222V10H221ZM224 11H226V10H223V12H224ZM251 11L253 12V9H252V8H251ZM255 11H258V10H255ZM35 12H36V11H35ZM41 12L43 13V11H41ZM122 12H125V9H124ZM122 12H121V13H122ZM142 12H143V11H142ZM202 12H204V10H203ZM209 12H210V11H209ZM217 12H218V10H217ZM219 12H220V9H219ZM219 12H218V13H219ZM223 12L220 13V14H221L220 17H221V16L223 17V16L227 15L228 13H231V12H228V11H227V12H228L227 14H226V12H225V13H223ZM246 12H247V11H245V13H246ZM26 13H27V12H26ZM36 13H37V12H36ZM42 13H41V14H42ZM44 13H48L49 15H51L52 13H55V12H54V11H53L52 13L50 12V13H51V14H50V13L48 12V10H47V12L45 11ZM44 13H43V14H44ZM68 13H69V12H68ZM74 13H75V15H74V16H71L70 18L73 20L72 17H74V21H73V22H74V24H75V22H77L78 20L75 21L76 11H75ZM126 13H130V12H126ZM131 13H133V12H131ZM161 13H163V12H161ZM180 13H181V12H180ZM183 13H184V12H183ZM189 13H192V11H191V12H188V14H189ZM206 13H207V12H206ZM211 13H212V12H210V14H209V13H208V14L211 16ZM256 13H259V12H256ZM48 14H47V15H48ZM70 14H71V13H70ZM83 14H84V11H83ZM99 14H101V13H99ZM118 14H119V13H118ZM143 14H144V13H143ZM155 14H154V15H155ZM168 14H163V15H164V16H165V15L167 16ZM188 14H186V16H187ZM215 14H216V12L214 13V15H215ZM222 14H223V15H222ZM224 14H225V15H224ZM254 14H255V13H254ZM27 15H28V14H26V16H27ZM32 15L34 16L35 14H32ZM32 15H30L28 18H31ZM47 15H46V17L44 16V17H45L44 20H46ZM57 15H61V14H58V13H57V14L55 15V16H56V19L59 18V17H57ZM68 15H69V14H68ZM90 15H91V14H89L88 16H90ZM121 15H124V13H122ZM149 15H150V14H149ZM191 15H192V14H191ZM191 15L189 14L190 17H191ZM193 15H194V13H193ZM193 15H192V17H193ZM202 15H203V14H202ZM217 15H218V14H217ZM233 15H235V14H233ZM258 15H259V14H258ZM22 16H23V15H22ZM36 16H37V15H36ZM55 16H54V17H55ZM83 16H84V15H82V16H80V17L83 18ZM99 16H100V15H99ZM103 16H104V15H103ZM119 16H120V15H119ZM144 16H147V15H144ZM166 16H165V18H166ZM203 16H204V15H203ZM205 16H207V15H205ZM205 16H204L203 18H206ZM212 16H213V15H212ZM218 16H219V15H218ZM228 16H229V15H228ZM236 16H238V15L236 14L234 17H236ZM249 16H251V15H249ZM38 17H39V19H38ZM38 17H37V19H36V18H35V19H36V20H39V23H41V22H40V18H41V17L43 18V16L40 17V14H39ZM50 17H51V16H50ZM50 17H49V19H50ZM60 17L63 18L62 16H60ZM80 17H79V18H80ZM91 17H92V16H91ZM100 17H102V16H100ZM100 17H98V19H100ZM120 17H122V16H120ZM130 17H131V16H130ZM130 17L128 16V18H127V17H126V18L129 19V20H131ZM133 17H134V16H133ZM148 17H151V18H152L151 15L148 16ZM190 17H189V18H190ZM192 17H191V19H192ZM207 17H208V16H207ZM222 17H221V19L224 20V17H223V18H222ZM230 17H231V19L233 18V16H231V15H230ZM23 18H25V16H24ZM51 18H52V17H51ZM77 18H78V17H77ZM82 18H81V20L79 19V20H80V21H78L79 24H82V22H83V21H82ZM85 18H86V17H85ZM85 18H84V19H85ZM103 18H104V17H103ZM103 18H102V20H104V21H107L106 19H109V17L107 18V16H105V19H103ZM123 18H125V17L123 16ZM126 18L124 19L125 21L122 20V21H124V22H122V24H123V23H124V24H126V23L129 24V22L126 21ZM174 18H177V19L179 20V21H178L179 23H180V21L182 20V17L180 18V16H178V17L175 16ZM184 18H185V16H184ZM184 18H183V21H185ZM251 18H252V17H251ZM31 19H32V18H31ZM35 19H34V20H35ZM84 19H83V20H84ZM89 19H90V18H89ZM91 19L94 20V18H91ZM111 19L114 20V22H113V20H112V23H116L115 20H116V19L118 20L119 17H118V18H115V19H114V18H111ZM136 19H137V18H136ZM162 19L165 20L163 16H161V18L159 17L160 22H161ZM177 19H172L174 22H171L170 24H171V25L174 24V23H175V20L177 21ZM180 19H181V20H180ZM209 19H210V17L208 18V20H209ZM225 19H226V18H225ZM227 19H228V17H227ZM227 19H226L225 24H227V22H228ZM231 19H230V20H231ZM254 19H255V18H254ZM27 20L30 21V19H27ZM34 20H33V21H34ZM36 20H35V22L38 23V21H36ZM44 20H41V21L44 22ZM60 20H61V19H60ZM100 20H101V19H100ZM102 20L99 21V22L102 23ZM120 20H121V19H120ZM129 20H128V21H129ZM159 20H158V18H157V21H156V18H155L154 21L159 22ZM169 20H170V19H169ZM186 20H187V18H186ZM206 20H207V19H206ZM206 20H204V22H205ZM251 20L253 21V19H251ZM20 21H21V20H20ZM23 21H24V20H23ZM23 21H22V22H23ZM33 21H30V22H33ZM47 21H48V20H47ZM47 21L45 22L46 25H47ZM52 21H53V20H52ZM52 21H51V23H52ZM57 21L59 22V20H57ZM62 21H63V19H62ZM104 21H103V22H104ZM110 21H111V20H110ZM118 21H119V20H118ZM135 21H137V20H135ZM135 21H134V22H135ZM165 21H167V20H165ZM165 21H164V22H165ZM183 21H181V23H182ZM210 21H211V20H210ZM234 21H235V22H239L238 19H237V20L235 19ZM256 21H257V20H256ZM25 22H26V20L24 21V23H25ZM35 22H34V23H35ZM55 22H56V21H55ZM70 22H71V21H70ZM70 22H69V23H70ZM73 22H71V24H72ZM80 22H81V23H80ZM108 22H109V20H108ZM156 22H154L155 25H154V23L152 24V22H151V24L154 25L153 30H154V29H157V26L159 25V23H157L158 25H156ZM178 22H177V23H178ZM198 22H199V21H198ZM206 22H207V21H206ZM231 22H232V21H231ZM231 22H230V23H231ZM51 23H50V24H51ZM83 23H84V22H83ZM91 23H94V21H92ZM104 23H105V22H104ZM106 23H107V22H106ZM106 23H105V24H106ZM112 23H108L107 26H110V28H111ZM119 23L121 24L120 21H119ZM137 23H138V22H137ZM137 23H136V24H137ZM165 23H166V22H165ZM184 23H185V22H184ZM184 23H182V24L184 25ZM193 23H194V22H192V24H193ZM199 23L202 24V19H201V22H199ZM222 23H224V22H222ZM253 23H254V22H253ZM255 23H256V22H255ZM258 23H259V22H258ZM261 23H262V21H261ZM261 23H260L258 26H261ZM7 24H8V23H7ZM27 24H28V23H27ZM71 24L67 25V28H68V26H70ZM74 24H73V25H74ZM76 24H77V23H76ZM79 24H78V26H79ZM109 24H111V25H109ZM117 24H118V23H117ZM117 24H116V25H117ZM128 24H126V25H128ZM138 24H139V23H138ZM138 24H137V25H138ZM161 24H162V23H161ZM161 24H160V26H161ZM175 24H176V23H175ZM196 24L199 25L198 23H196ZM234 24H235V23H234ZM239 24H240V23H239ZM239 24L237 23V25H239ZM22 25H24V24H22ZM31 25H32V24H31ZM33 25H35V24H33ZM40 25H41V24H40ZM60 25H61V23H60ZM60 25H59V26H60ZM65 25H66V24H65ZM65 25H62V26L64 27ZM82 25H84V24H82ZM82 25H81V26H82ZM113 25H114V24H113ZM126 25H121V27H122V26L125 27ZM129 25H130V24H129ZM129 25H128V26H129ZM132 25H133V24H132ZM132 25H130V27H129L130 30L133 29V28L131 29V27H134V26H132ZM134 25H135V24H134ZM137 25H135V26H137ZM149 25H150V24H149ZM163 25H164V24H162V26H163ZM178 25H179V26H178ZM178 25H175V26H176L177 28L179 27V29H180V28H181V25H180V24H178ZM183 25H182V26H183ZM194 25H195V24H194ZM231 25L233 26V22H232V24H230V26H231ZM240 25H241V24H240ZM240 25L237 27V29H236V28H235V29H236V30H238V29L241 30L242 27L244 28V26H247V25H245V24H244V26H242V25H243V24H242L241 27H240ZM249 25H250V23H249ZM253 25H254V24H253ZM20 26H21V25H20ZM44 26H45V25H44ZM44 26H43V27H44ZM49 26H50V25H49ZM49 26H47V27H49ZM51 26H52V25H51ZM53 26H55L54 22H53ZM53 26H52V27H53ZM59 26H58V27H59ZM71 26H72V25H71ZM71 26H70V27H71ZM92 26H93V25H92ZM92 26H91V27H92ZM114 26H115V25H114ZM114 26L112 27L113 29L115 28ZM139 26H140V24L137 26V28H138ZM150 26H151V25H150ZM172 26H173V25H172ZM202 26H203V25H202ZM202 26H200V27H202ZM215 26H217V25L215 24ZM223 26L225 27V25H223ZM223 26H222L221 30L223 29ZM234 26H235V25H234ZM234 26H233V27H234ZM5 27H6V23H5ZM7 27H8V26H7ZM23 27H24V26H23ZM37 27H38V24H37ZM55 27H57V26H55ZM63 27H62V29H64ZM83 27H84V26H83ZM101 27H104V24H103V26H102V24H101ZM121 27H120V25H119V28H121ZM124 27L122 28V30L124 29ZM142 27L149 28V27H146V26H143V25H142ZM142 27H140V28H142ZM152 27H153V26H152ZM158 27H159V26H158ZM169 27H170V26H169ZM169 27H167V28L169 29ZM173 27H174V26H173ZM173 27H172V30H170L171 28L169 29V31H170L171 34H175L174 32L176 31V30L174 31V29H175L176 27H175L174 29H173ZM192 27H193V26H192ZM195 27H196V25H195ZM220 27H221V26H220ZM227 27H228V26H227ZM235 27H236V26H235ZM239 27H240V28H239ZM248 27H249V26H248ZM25 28H26V27H25ZM33 28H35V27H33ZM53 28H54V27H53ZM53 28H52V29L49 28V29L52 30V33L54 32V31H53ZM60 28H61V27H60ZM60 28H59V30H60ZM67 28H66L65 30H67ZM72 28H73V27H72ZM75 28H76V27H75ZM92 28H93V27H92ZM110 28H109L110 32H111V31L113 32V29L111 28V29H112V30H111ZM117 28H118V26H117ZM117 28H116V30H117ZM135 28H136V27H135ZM145 28H144V29H145ZM167 28H166V29H167ZM177 28H176V29H177ZM182 28H183V27H182ZM218 28H219V25H218ZM245 28H246V27H245ZM250 28H251V26H250ZM250 28H249V29H250ZM39 29H41V26L39 27ZM42 29H43V28H42ZM45 29H46V27H45ZM54 29H57V28H54ZM69 29H70V28H69ZM78 29H79V28H78ZM78 29L75 30V31H79ZM105 29L108 31V29H107L106 27H105ZM125 29L127 30V26L125 27ZM142 29H143V28H142ZM149 29H150V28H149ZM151 29H152V28H151ZM158 29H159V28H158ZM160 29H161V27H160ZM166 29H165V31H167ZM179 29H177V32H179V31L181 30V29H180V30H179ZM197 29H198V27H197ZM233 29H234V28H233ZM14 30H15V29H14ZM22 30H23V29H22ZM34 30H36V28H35ZM73 30H74V29H73ZM93 30H94V29H93ZM93 30H91V28H90L89 31H91V32H95V31H96V30H95V31H93ZM101 30H103V29L101 28ZM114 30H115V29H114ZM119 30H121V29H119ZM126 30H124V31H126ZM138 30H139V28H138ZM192 30H193V28H192ZM221 30H220V31H221ZM224 30H227V28H224ZM224 30H223V31H224ZM229 30H230V28H229ZM231 30H232V29H231ZM231 30L228 31V32H231ZM242 30H243V29H242ZM242 30L239 31V32H240V35H242ZM244 30H246V29H244ZM251 30H253V28H252ZM251 30H249V32H250ZM261 30H262V29H261ZM60 31H61V30H60ZM82 31H84V30L81 28V31H80V32H81V34H83L82 36H84V34H86L87 32L84 31V32L82 33ZM127 31H128V30H127ZM133 31H136V30L133 29ZM133 31L131 32V35H133V34H132ZM144 31H145V35H144V36L146 37V35L148 34V32L151 31V30L146 29V30H144ZM147 31H148V32H147ZM156 31L159 32L158 30H156ZM156 31H155V30H154V32L151 31V34H152V32L155 34ZM169 31H168V33L163 32V35H164L165 33H166V35H169V34H170ZM172 31H173V33H172ZM183 31H184V30H182V32H183ZM220 31H219V33L222 34ZM233 31H234V30H233ZM246 31H248V29H247ZM6 32H7V31H6ZM20 32H21V31H20ZM58 32H59V31H58ZM58 32L55 33L56 36H59ZM61 32H62V31H61ZM61 32H60V34H61ZM71 32H73V31L71 30ZM80 32H78V33H80ZM103 32H104V31H103ZM108 32H109V31H108ZM108 32L105 31V34L108 33ZM114 32H115V31H114ZM136 32H137V31H136ZM136 32H135V34H136ZM141 32H143V30H142ZM157 32H156V33H157ZM177 32H176V33H177ZM185 32H186V29H185ZM193 32H195V30H193ZM193 32H191V33H193ZM224 32H225V31H224ZM236 32H237V31H236ZM239 32H237V34H238ZM249 32H248V33H249ZM253 32H254V31H253ZM255 32H256V31H255ZM22 33H23V31H22ZM22 33H21V35H23ZM41 33H42V32H41ZM47 33H48V32H47ZM50 33H51V32H49V34H50ZM76 33H77V32H76ZM96 33H97V31H96ZM115 33H116V32H115ZM115 33H112V34L115 35ZM129 33H130V32H129ZM138 33H140V32L138 31ZM138 33H137V35H138ZM146 33H147V34H146ZM159 33H160V34H159ZM159 33H158V34H159L158 36H159V37H162V36H161V34H162L161 31H160ZM186 33H187V32H186ZM189 33H190V32H188V34H189ZM191 33H190V34H191ZM196 33H199L200 36H201V34H202L201 32H199V30H198V32L196 31ZM196 33H195V34H196ZM226 33H227V32H226ZM234 33H235V31H234ZM55 34H54V35H55ZM67 34H68V33H67ZM71 34H72V33H71ZM81 34H80V35H81ZM89 34H91V36H93L92 33L89 32ZM89 34L87 33L86 35L89 36ZM93 34H95V33H93ZM97 34H98V33H97ZM97 34H96V35H97ZM109 34H110V33H109ZM109 34H108V35H109ZM178 34H179V33H178ZM190 34H189V35H190ZM229 34H230V33H229ZM244 34H246V33L244 32L243 35H244ZM4 35H5V33H4ZM4 35H3V36H4ZM6 35H7V33H6ZM24 35H25V34H24ZM24 35H23V36H24ZM29 35H30V34H29ZM44 35H45V34H44ZM52 35H53V34H52ZM68 35H69V34H68ZM77 35H78V34H77ZM86 35H85V36H86ZM100 35H101V33H100ZM110 35H111V34H110ZM131 35H130V37H131ZM175 35H177V34H175ZM189 35H188V36H189ZM193 35H194V34H193ZM253 35H255V33H254ZM256 35H258V32L256 33ZM256 35H255V38L257 37ZM259 35H261V34H259ZM259 35H258V36H259ZM46 36H47V35H46ZM73 36H74V34H73ZM82 36H80V37H82ZM94 36H95V35H94ZM103 36H104V34H103ZM111 36H112V35H111ZM116 36H118L117 33H116ZM128 36H129V35H128ZM128 36H127V38H128ZM133 36H134V35H133ZM135 36H136V35H135ZM138 36H139V38L142 37V40H143V36H141V34L138 35ZM138 36H137V37H138ZM148 36H149V35H147V37H148ZM185 36H186V35H185ZM185 36H184V37H185ZM235 36H236V35H235ZM244 36L246 37V35H244ZM248 36H249L248 38L250 39V33L248 34ZM7 37H8V36H7ZM7 37L5 36V39H6ZM25 37H26V36H25ZM25 37H24V38H25ZM48 37H50V35H49ZM54 37H55V36H53V39H54ZM99 37H100V36H99ZM123 37H124V38H123V41H122V38H121V40H120V41H122V42H124L125 39H126V38H125L126 36H123ZM150 37L152 38L153 36L151 35V36H149V38H150ZM156 37H157V35H155V37H153V38H156ZM175 37H176V36H175ZM192 37H193V36L191 35L190 38H192ZM223 37H224V36H223ZM238 37H239V36H238ZM241 37H243V36H241ZM251 37H253V36H251ZM2 38H3V40H5L4 37H2ZM2 38H1V39H2ZM8 38H9V40H10V37H8ZM51 38H52V36H51ZM51 38H50V41H53ZM63 38L65 39L66 36L63 37ZM68 38H69V36H68ZM71 38H72V37H71ZM73 38H74V39H75V38H78V36L73 37ZM89 38H90V37H89ZM133 38H136V37H133ZM133 38H132V39L130 38V39H131V40H130V43L133 42L132 44H134V42H136V39H134V41H133ZM139 38H138V39H139ZM153 38H152V39H153ZM162 38L164 39V37H162ZM162 38H161V40H162ZM166 38H167V37H166ZM185 38L187 39V37H185ZM193 38H195V37H193ZM203 38H204V36H203ZM203 38H202V39H203ZM243 38H244V37H243ZM261 38H263V37H261ZM59 39H60V38H59ZM64 39H63V40H64ZM74 39H73V40H74ZM82 39H83V38H82ZM82 39L79 38V40H82ZM114 39H116V40L118 41L117 38H114ZM128 39H129V38H128ZM128 39H126V40H128ZM144 39H145V38H144ZM156 39L158 40L159 38H156ZM205 39H206V37L204 38V40H205ZM219 39H220V38H219ZM238 39H240V38H238ZM246 39H247V38H246ZM249 39H248V40H249ZM251 39H252V38H251ZM251 39H250V41H251ZM257 39H258V38H257ZM3 40H2L1 42H3ZM7 40H8V39H7ZM65 40H67V38H66ZM87 40H88V39H87ZM139 40H141V39H139ZM139 40H138V41H139ZM142 40H141V41H142ZM145 40H146V39H145ZM145 40H143L142 42H144ZM164 40H165V39H164ZM177 40H178V36H177ZM187 40H188V39H187ZM187 40H186V41H187ZM190 40H192V39H190ZM193 40H194V39H193ZM193 40H192V41H193ZM217 40H218V39H217ZM223 40H224V39H223ZM236 40H237V38H236ZM240 40H242V38H241ZM244 40H245V39H244ZM248 40H247V42H248ZM252 40H256V39H252ZM263 40H264V39H263ZM263 40H262V41H263ZM97 41H98V40H97ZM100 41H102V40H99V42H100ZM106 41H107V40H106ZM131 41H132V42H131ZM141 41H140V45H138V43H137L138 47H141V45L143 44ZM149 41L151 42V39H150ZM149 41H148V43H149ZM162 41H163V40H162ZM162 41H157V42H162ZM165 41H167V39H166ZM165 41H164L163 43H165ZM175 41H176V40H174V42H175ZM196 41H197V40H196ZM224 41H225V40H224ZM258 41H259V40H258ZM262 41H261V42H262ZM6 42H7V41H6ZM8 42H9V41H8ZM83 42H84V41H83ZM99 42H98V43H99ZM126 42H127V41H126ZM126 42H124V43H126ZM128 42H129V40H128ZM128 42H127L126 44H128ZM145 42H147V41H145ZM145 42H144V43H145ZM153 42H155V41L152 40L151 44H152ZM157 42H155V44H156ZM184 42H185V41H184ZM187 42H188V41H187ZM189 42H190V41H189ZM189 42H188V44H189ZM204 42H205V41H204ZM204 42H203V44H204ZM215 42H216V41H215ZM252 42H253V41H252ZM53 43H55V42H53ZM53 43H52V44H53ZM75 43H76V42H75ZM78 43L81 44V42H78ZM91 43H92V42H91ZM91 43H90L89 45H91ZM93 43H95V42H93ZM101 43H104V42H101ZM101 43H100V44H101ZM106 43H107V42H105V44H106ZM130 43H129V45H130ZM141 43H142V44H141ZM166 43H168V45H169V43H171V42H170V40H169V42L167 41ZM166 43H165V44H166ZM182 43H183V42L180 41L179 44H181V46H183ZM196 43H197V45L195 44V42H194V44H192V45H193V46H192L193 48H194L195 45H196V46H199L198 43H199V44L201 43V44H200V48H203V47H201V45L203 46V44H202L201 41H200V42H196ZM223 43H224V42H223ZM226 43H229V42H225V44H224V45L226 46V48H227L228 45H226ZM235 43H236V42H234V44H235ZM239 43H240V41H239ZM243 43H245V42L243 41ZM253 43H254V42H253ZM8 44H9V43H8ZM47 44H48V46H49L50 43H47ZM52 44H50V45H52ZM58 44H60V43L57 42V44H55L54 46H56V48H57V45H58ZM85 44H86V41H85L84 45H85ZM100 44H99V45H100ZM118 44H119V46L121 47V48H120V51H122V47H123V48H124V46H125V47H126V46L128 47V45H120L121 42L119 43V41H118V43L116 44L117 47H118ZM122 44H123V43H122ZM132 44H131V45H132ZM151 44H150V45H151ZM155 44H154V45L152 44L151 46H150V45H149V46H150V47H152V46H156L157 44H156V45H155ZM159 44H161V43H159ZM159 44H158L157 48H158V50L162 51L161 49H159V47H160ZM184 44L186 45L187 43L185 42ZM234 44H233V45H234ZM248 44H251V42L248 43ZM258 44H259V43H258ZM1 45H3V44H1ZM65 45H67V44H65ZM94 45H97V44L95 43ZM103 45H104V44H103ZM110 45H111V44H110ZM110 45H109V46H110ZM112 45H113V44H112ZM112 45H111V47H112ZM135 45H136V44H135ZM145 45H146V44H145ZM145 45H144V47H145ZM168 45H166V46H168ZM185 45H184V46H185ZM206 45H207V43L204 45V48H205ZM222 45H223V44H222ZM224 45L222 46V48H224ZM252 45H253V47H254L255 43L252 44ZM256 45H257V43H256ZM259 45H260V44H259ZM262 45H263V44H262ZM4 46H5V45H4ZM4 46H3V47H4ZM6 46H7V44H6ZM67 46H68V48H67ZM67 46H65L64 48H65V49H66V48L69 49V47H70L71 45H67ZM82 46H83V43H82ZM92 46H93V44H92ZM107 46H108V45H107ZM107 46H106V47L103 46V47L107 48ZM133 46H134V45H132V47H133ZM166 46H165V47H166ZM188 46H189V45H187L186 48H188ZM196 46H195V47H196ZM207 46H208V45H207ZM207 46H206V48H207ZM229 46H230V45H229ZM229 46H228V48H229ZM245 46H246V45H245ZM248 46H249V45H248ZM263 46H264V45H263ZM7 47H8V46H7ZM11 47H12V46H10V47H8V48H10V50H11ZM51 47L53 48V45H52ZM60 47H61V45H60ZM62 47H63V45H62ZM62 47H61V48H62ZM99 47H100V48H103L101 45H100V46L97 45V48H99ZM113 47L115 48V46H113ZM127 47H126V48H127ZM129 47L131 48V46H129ZM129 47H128V48H129ZM136 47H137V46H135V50H136ZM144 47H143V48H144ZM150 47H149V48H150ZM163 47H164V45L162 44L161 48H163ZM190 47H191V42H190ZM192 47L190 48V49H191V52H190V53H192V50H193V52H194V51H196V50L199 49V48H198V49L196 48V50H194L195 48L192 49ZM219 47H220V44H219ZM239 47H240V46H239ZM250 47H251V45H250ZM48 48H50V46L47 47V50H48ZM52 48H51V49H52ZM56 48H55V49H56ZM64 48H63V50H64ZM70 48H72V47H70ZM83 48H84V47H83ZM89 48H90V46H89ZM89 48H88V50H89ZM95 48H96V47H95ZM100 48H99V49H100ZM145 48H146V47H145ZM149 48H148V46H147L146 50H147V52L149 53V54H148L149 58L151 59V58L155 57L156 55H155V53L153 52L154 55H153V53H151V55H153V56L150 57V52H152V51H150L151 48H150V50H148ZM154 48H155V47H154ZM166 48H167V47H166ZM181 48L183 49V47H181ZM255 48L257 49V47H255ZM261 48H262V50H261L260 48H259L258 50L253 49V48H252V49L255 50V51H260V50L263 51V48H264V47H261ZM51 49H49V50H51ZM81 49H82V48H81ZM81 49H80V50H81ZM84 49H85V48H84ZM108 49H109V48H108ZM111 49H112V48H111ZM124 49H125V48H124ZM131 49H132V48H131ZM139 49H140V48H139ZM152 49H153V48H152ZM164 49H165V48H163V51H162V52H164ZM184 49H185V48H184ZM190 49H189V51H190ZM235 49H236V48H235ZM241 49H242V48H241ZM247 49H248V48H247ZM6 50H7V49H6ZM10 50L8 49V51H10ZM17 50H18V49H17ZM56 50H57V49H56ZM58 50H59V49H58ZM58 50H57L56 52L59 54V51H58ZM63 50H62V51H63ZM75 50H76V49H75ZM80 50H79V52H80ZM88 50H87V48H86L84 51H87L88 53H89V52L91 53V51L93 50L92 52H94V49L89 50V51H88ZM116 50L119 51V48H118V49H115V50H113V51L116 52ZM133 50H134V49H132V51H133ZM135 50H134V52H135ZM143 50L145 51V49H143ZM143 50H142V52H143ZM155 50H156V48H155ZM165 50H166V49H165ZM225 50H226V49H225ZM253 50H252L251 52H253ZM53 51H55V50H53ZM53 51H52V52H53ZM60 51H61V50H60ZM62 51H61V52H62ZM67 51H69V50H67ZM113 51H112V52H113ZM120 51H119V52H120ZM127 51H129V50L127 49ZM153 51H154V50H153ZM184 51H185V50H184ZM186 51H187V49H186ZM2 52H3V50H2ZM12 52H13V50H12ZM16 52H17V51H16ZM63 52H64V51H63ZM70 52H71V51H70ZM72 52H73V48H72ZM76 52H78V51H76ZM76 52H75V53H76ZM79 52H78V54H80ZM97 52H98V51H96L95 53H97ZM102 52H103V51H102ZM104 52L108 53L107 51H104ZM122 52L124 53V51H122ZM122 52H120V53H122ZM139 52H140V51H139ZM155 52H156V51H155ZM157 52H158V51H157ZM198 52H199V51H198ZM219 52L221 53L222 50H220ZM227 52H228V49L226 50V53H227ZM243 52H244V51H243ZM4 53H5V52H4ZM4 53H3V54H4ZM41 53L43 54L44 52H41ZM95 53H91V54H95ZM98 53H100V52H98ZM98 53H97L96 56H98V55L101 54V53H100V54H98ZM109 53H110V51H109ZM109 53H108V54H109ZM127 53H128V52H127ZM136 53H137V52H135V54H136ZM199 53H200V52H199ZM199 53H198V54H199ZM220 53H217V51H216V55L213 54V53H211V54L215 55V56L218 58V56H220V55L217 56V54H220ZM223 53H224V52H223ZM228 53H229V52H228ZM255 53H257V52H254V53H252V54H255ZM258 53H260V52H258ZM45 54H46V53H45ZM60 54H61V53H60ZM60 54H59V55H60ZM62 54H64V53H62ZM62 54H61V55H62ZM72 54H73V53H72ZM104 54H105V53H104ZM104 54L102 53L101 55L104 56ZM110 54H111V53H110ZM113 54H114V52H113L111 55H109V56H112ZM140 54H141V52H140ZM143 54H144V52H143ZM156 54H159V53H156ZM180 54H182V53L180 52ZM187 54H188V51H187ZM192 54H193V53H192ZM195 54H197V51H196ZM1 55H2V54H0V56H1ZM4 55H5V54H4ZM9 55H11V52H10V54H8L7 56H9ZM35 55H36V54H35ZM38 55H39V54H38ZM61 55H60V56H61ZM67 55H68V54H67ZM70 55H71V54H70ZM76 55H77V54H76ZM82 55H84L83 57H85V58L87 59V57H86L87 55H85V54H82ZM82 55H81V56H82ZM105 55L107 56V54H105ZM115 55H117V53H116ZM115 55H114V56H115ZM120 55H121V57H122V54H120ZM124 55H125V54H124ZM127 55H128V54H127ZM130 55H131V52H130ZM130 55H129V56H130ZM146 55H147V54H145V56H146ZM165 55H166V54H165ZM188 55H189V54H188ZM190 55H191V54H190ZM200 55H201V53H200ZM200 55H199V56H200ZM205 55H206V54H204V57H205L206 59H207V57H208V59L210 58V57L208 56V54L206 55L207 57H206ZM221 55H222V54H221ZM257 55H258V54H257ZM257 55L255 54V55H253V56H257ZM14 56H15V55H14ZM17 56H18V55H17ZM19 56H20V55H19ZM42 56H43V55H42ZM60 56H59V57H60ZM63 56H65V55H63ZM63 56H61V57H63ZM72 56H73V55H72ZM81 56H80V57H81ZM102 56H100V57H102ZM106 56H105V57H106ZM114 56H112V60L115 59ZM118 56H119V54H118ZM118 56H116V58H117ZM125 56H126V55H125ZM133 56H134V54H133ZM135 56H138V57H139V54H136ZM145 56H143V58H145ZM157 56H158V55H157ZM159 56H161V55L159 54ZM163 56H164V55L161 56V60H162V57H163ZM179 56H180V55H179ZM182 56H185V55H182ZM193 56H194V55H193ZM196 56H197V55H196ZM196 56H195V60H193V62L196 61V58H198V57H196ZM210 56H211V55H210ZM215 56H213V57H215ZM226 56H227V55H226ZM228 56H229V55H228ZM262 56H263V55H262ZM4 57H5V56H3V58H4ZM15 57H16V56H15ZM80 57H79V59H80ZM100 57L98 56V58H100ZM123 57H124V56H123ZM123 57H122V58H123ZM131 57H132V56H131ZM188 57H189V56H188ZM211 57H212V56H211ZM221 57H222V56H221ZM244 57H245V56H244ZM5 58H7V57H5ZM22 58H23V57H22ZM25 58H26V57H25ZM66 58L68 59V57H66ZM66 58H62V60L64 59L63 61H66V60H67ZM77 58H78V56H77ZM85 58H84V60H85ZM95 58H96V57H95ZM108 58H109V57H107V59H108ZM118 58H119V60H120V57H118ZM118 58H117V60H115V62L118 61ZM134 58H135V57H134ZM147 58H148V57H147ZM149 58H148L147 60L150 62ZM158 58H159V59H158ZM158 58H155V60H156V59L160 60V57H158ZM164 58H165V56H164ZM164 58H163V60H164ZM217 58H216V59H217ZM229 58H230V57H229ZM234 58H235V57H234ZM256 58H257V57H256ZM0 59L2 60V58H0ZM8 59H9V58H8ZM15 59H17V58H15ZM18 59H19V58H18ZM47 59H48V57H47ZM47 59H46V60H47ZM104 59H105V58H104ZM127 59H129V60L132 61V58L130 59V58L126 57L125 60H127ZM136 59H137V57H136ZM192 59H193V57H192ZM192 59H190V61H191ZM212 59H213V58H212ZM212 59L210 58V60H212ZM214 59H215V58H214ZM220 59H221V61H222V58H220ZM220 59H217V61L219 60V62H220ZM244 59H245V58H244ZM249 59H250V57H249ZM254 59H255V57H254L253 59L251 58L250 60L252 61V60H254ZM258 59H259V58H258ZM260 59L262 60V62L264 61L261 57H260ZM1 60H0V61H1ZM6 60H7V59H6ZM11 60H12V59H11ZM19 60L21 61V59H19ZM26 60L28 61V59H26ZM48 60H50V59H48ZM53 60H54V59H53ZM73 60H74V59H73ZM100 60H101V59H100ZM100 60H99V61H100ZM112 60H110V61H112ZM125 60H124L123 62H125ZM141 60H143V59H141ZM147 60H146V63L148 62ZM153 60H154V58H153ZM158 60H156V61H158ZM163 60H162V62L165 63L166 61H165V60L163 61ZM174 60H175V59H174ZM176 60H177V59H176ZM180 60H183V58L180 59ZM198 60H199V59H198ZM198 60H197V61H198ZM201 60H202V59H201ZM201 60H200V61H201ZM229 60H231V59H229ZM234 60H235V59H234ZM234 60H233V61H234ZM236 60H237V59H236ZM255 60H256V59H255ZM261 60H260L259 62H261ZM20 61L17 60V62H20ZM22 61H23V60H22ZM27 61L25 62V60H24L23 63H24V64H25V63L27 64ZM71 61H72V59H71ZM75 61H76V64H77V60H75ZM78 61H80V60H78ZM81 61H83V60H81ZM137 61H139L137 64H141V63H142V62L140 63V58H138ZM143 61L145 62V60H143ZM167 61H168V62H172V61H170V60H167ZM178 61H179V60H178ZM187 61H188V60H187ZM197 61H196V63H197ZM200 61H199V62H200ZM202 61L204 62V59H203ZM225 61H227V59H226ZM242 61H243V60H242ZM246 61H247V60H246ZM251 61H250V62H251ZM3 62H5V61L3 60ZM9 62H10V61H9ZM28 62H29V61H28ZM44 62H45V61H44ZM46 62H47V61H46ZM52 62H54V61H52ZM66 62H67V61H66ZM83 62H84V61H83ZM85 62H86V61H85ZM88 62H89V61H88ZM90 62H91V61H90ZM95 62L99 63V62L97 61V58H96ZM95 62H94V63H95ZM104 62H106V64H107V62H108V64H109V60H108V61L106 60V61H104ZM112 62H113V61H112ZM112 62H111V63H112ZM118 62H119V61H118ZM118 62H117V63H118ZM126 62H127V61H126ZM134 62H135V60H134ZM149 62H148V63H149ZM193 62L191 61V63L194 65ZM199 62H198V63H199ZM222 62H223V61H222ZM247 62H248V61H247ZM257 62H258V61H256L255 63H257ZM259 62H258V63H259ZM262 62H261V63H262ZM23 63H21V64L23 65ZM47 63H48V62H47ZM49 63H51V62H49ZM55 63H56V62H55ZM79 63H80V62H78L77 66H74V67H78V66H79ZM81 63H82V62H81ZM81 63H80V64H81ZM86 63H87V62H86ZM97 63H96L95 65H97ZM111 63H110V65H112ZM113 63H114V62H113ZM120 63H121V65L124 64V63H122V61H121ZM128 63H130V62H127V64H125V65H127V66L130 67V65H128ZM148 63H147V64H148ZM154 63H155V62H154ZM175 63H176V62H175ZM187 63H188V62H186V64H187ZM196 63H195L194 66H193V65H192V66H193V67L197 66ZM201 63H202V62H200V64H201ZM213 63H215V62H212L211 64H212V65H215V64H216V63H215V64H213ZM229 63H230V62H229ZM253 63H254V62H253ZM5 64H8V61H7V63L5 62ZM5 64H4V65H5ZM18 64H19V63H18ZM76 64H75V65H76ZM90 64H91V63H88V66H91ZM100 64H102V66H103V65L106 66L105 63H104V64H103V63H100ZM149 64H151V63H149ZM157 64H158V66H159L160 62L157 63ZM176 64H177V63H176ZM176 64H175V66H176ZM209 64H210V63H209ZM218 64H221V62L218 63ZM218 64H216V65H218ZM224 64H225V62H224ZM227 64H228V63L226 62V65H227ZM230 64H231V63H230ZM240 64H242V63H240ZM262 64L264 65V62H263ZM2 65H3V64H2ZM4 65H3V66H4ZM10 65H12V63L9 64V66H10ZM19 65H20V64H19ZM22 65H21L20 67L23 68ZM51 65H52V67L54 66L52 63H51ZM56 65H57V64H55V66H56ZM58 65H59V64H58ZM116 65L121 66V65H119V64H116ZM116 65L113 64V65L111 66V68H112L113 66H115V68H117ZM142 65H143V63H142ZM142 65H139V66L142 67ZM153 65H154V64H153ZM177 65H179V66H178L179 68H181V67H183V68L188 67V66H185V64H184L185 67H184V66H181L180 63L177 64ZM187 65H189V63H188ZM190 65H191V64H190ZM203 65H204V64H203ZM226 65H225V68H227V67H231V66H229V65H227V66H226ZM257 65H258V64H257ZM9 66H8V67H9ZM17 66H18V65H17ZM26 66H27V65H25V68H26ZM43 66H44V65H43ZM46 66H47V64H46ZM48 66H49V65H48ZM60 66H62V63H61ZM60 66H59V67H60ZM86 66H87V65H86ZM108 66H109V65H108ZM108 66H107V67H108ZM123 66H124V65H123ZM131 66H132V64H131ZM145 66H146L147 69L149 68L148 65H144L143 67H145ZM150 66H151V65H150ZM158 66H157V67H158ZM160 66L164 67V65H160ZM160 66H159V67H160ZM180 66H181V67H180ZM200 66H201V65H199V67H200ZM221 66H222V64H221L220 66H218V67H221ZM249 66H251V65H249ZM255 66H256V64H255ZM13 67H14V66H13ZM20 67L18 66L19 69H20ZM79 67H81V66H79ZM82 67H83V66H82ZM91 67H92V66H91ZM95 67H96V66H95ZM95 67H94V68H95ZM100 67H101V66H100ZM100 67H99V68H100ZM135 67H136V66H135ZM143 67L141 68L142 70H143V69H146V68H143ZM151 67H152V66H151ZM151 67H150V68H151ZM159 67H158V70H157V68H156V69L154 68V70H156V72L159 71ZM193 67H191V68H193ZM222 67L224 68V65H223ZM256 67H257V66H256ZM256 67H255V68H256ZM258 67H259V66H258ZM258 67H257V69H258ZM0 68H1V67H0ZM4 68H5V67H4ZM6 68H7V67H6ZM10 68H12V67H10ZM22 68L19 70V72L22 71V74H23V72H24L23 70H25V69L22 70ZM66 68H67V67H66ZM69 68H70V67H69ZM83 68H84V67H83ZM89 68H90V67H89ZM89 68H88V70L90 71L91 69H89ZM103 68H105V67H103ZM103 68H101V71H102ZM109 68H110V67H109ZM115 68H112V69H115ZM118 68H120V67H118ZM127 68H128V67H127ZM127 68H126V66H125V67L123 68V70H125V69H127ZM150 68H149V70L152 69V68H151V69H150ZM160 68H161V67H160ZM168 68H169V67H168ZM179 68H177V69H179ZM183 68H182V69H183ZM196 68H198V66H197ZM196 68H195V69H196ZM200 68H201V67H200ZM202 68H203V66H202ZM202 68H201V69H202ZM231 68H232V67H231ZM235 68H236V67H235ZM253 68H254V67H253ZM255 68H254V70H255ZM2 69H3V68H2ZM8 69H9V68H8ZM45 69L47 70L46 67H45ZM60 69H61V68H60ZM60 69H58V70L60 71ZM63 69H64V65H63ZM63 69H62V72H63ZM77 69H79V68H77ZM86 69H87V68H85L84 70H86ZM92 69H93V68H92ZM129 69H131V67H130ZM129 69H128L127 71H124V74H125L126 72H127V74H128V71H130ZM133 69H134V68H133ZM138 69H139V68H137V70H138ZM147 69L144 70V74L146 73L145 71H147ZM163 69H166V68H162V70H163ZM3 70H4V69H3ZM3 70H2V71H3ZM28 70H29V69H26L27 73H29ZM52 70H55L54 67H53V69H50L51 72H52ZM79 70H82V69H79ZM79 70H78V71H79ZM84 70H82V71H84ZM88 70H87L86 72L89 73ZM104 70H105V69H104ZM110 70H111V69H110ZM121 70H122V67H121ZM134 70H136V69H134ZM134 70H133V72H130V73H129L130 76H131V74H134V73L136 74V72H134ZM154 70H152V71H154ZM162 70H160V71H162ZM168 70H169V69H168ZM168 70H167V71H168ZM186 70H187V71H186ZM186 70H185L186 73H188V69H187V68H186ZM197 70L200 72V69H199V68H198ZM202 70H203V69H202ZM224 70H225V69H224ZM224 70H223V71H224ZM228 70L231 71L230 68H228ZM228 70H225V71H226V74H228V73H227ZM259 70L261 71V69H259ZM2 71H0V74H1ZM7 71H8V70H6V72H7ZM9 71H10V69H9ZM9 71H8V72H9ZM13 71H15V70H13ZM29 71H30V70H29ZM71 71H72V70H71ZM73 71H74V70H73ZM82 71H81V72H82ZM92 71H93V70H92ZM92 71H91V72H92ZM94 71H95V69H94ZM107 71H108V68H107ZM111 71H113L112 73H114V70H111ZM116 71H117V70H116ZM116 71H115V74L117 73ZM131 71H132V70H131ZM152 71H149L150 74H151ZM160 71H159V72H160ZM164 71H165V70H164ZM183 71H184V70H182V72H183ZM185 71H184V72H185ZM193 71H194V75H195L196 72H195V70H193ZM198 71H197V72H198ZM225 71H224V72H225ZM230 71H228V72H230ZM44 72H45V71H44ZM44 72H41V73L44 74ZM74 72L76 73V70H75ZM79 72H80V71H79ZM81 72H80V73H81ZM96 72H98V71H95V73H96ZM137 72H138V71H137ZM140 72H141V71H140ZM156 72L154 71V73H156ZM159 72H158V73H159ZM162 72H163V71H162ZM199 72H198V73H199ZM201 72H202V71H201ZM203 72H204V71H203ZM203 72H202V74H201V73H200V74L203 75ZM205 72H207V70H206ZM232 72H233V71H232ZM3 73H5V70L3 71ZM30 73H31V72H30ZM41 73H40V74H41ZM47 73H48V72H47ZM47 73H45L46 75L43 76L44 78L49 76V75H47ZM55 73H57V75H59L58 72H56V70H55ZM60 73H61V72H60ZM70 73H71V72H70ZM77 73H78V72H77ZM77 73H76V74H77ZM80 73H78V74H80ZM93 73H94V72H93ZM93 73H92V74H93ZM99 73H101V75H102L103 72H99ZM105 73L109 74L110 72H105ZM112 73H111V74H112ZM122 73H123V72H122ZM122 73H121V75L123 76ZM138 73H139V72H138ZM138 73H137L136 75L134 74V77H133L134 80H136V79L139 77V76H138ZM147 73H148V71H147ZM154 73H153V74H154ZM166 73H167V72H165V74H166ZM189 73H190V72H189ZM189 73H188V75H192V73H191V74H189ZM208 73H209V70H208ZM208 73H206V74H208ZM253 73H254V71H253ZM260 73H261V72H260ZM12 74H13V72H12ZM14 74L16 75L17 72H15ZM18 74H19V73H18ZM31 74L34 75L35 73H34V74L31 73ZM40 74H38V75L40 76ZM61 74H62V73H61ZM76 74H75V75H76ZM92 74H89V75L87 74V76L90 77V75H92ZM103 74H104V73H103ZM118 74H119V69H118ZM127 74H126V75H127ZM129 74H128V75H129ZM141 74H143V71L141 72ZM200 74H199V75H200ZM211 74L213 75L214 73H211ZM233 74L235 75V73H232V74H229L228 76L233 75ZM244 74H245V72H244ZM4 75H5V74H4ZM9 75H10V74H9ZM19 75H20V74H19ZM23 75H24V74H23ZM63 75H64V74H63ZM95 75H96V74H95ZM113 75H114V74H113ZM113 75H112V77H113ZM116 75H117V74H116ZM116 75H115V76H116ZM119 75H120V74H119ZM119 75H117V76L119 77ZM128 75H127V76H128ZM162 75H164V73H163ZM166 75H167V74H166ZM166 75H165V76H166ZM168 75H169V74H168ZM181 75H182V74H181ZM186 75H187V74H186ZM188 75H187V76H188ZM194 75H192V76H194ZM201 75H200V76H201ZM212 75H211V76H212ZM215 75H216V74H215ZM215 75L213 76L214 78H215ZM234 75H233V76H234ZM239 75H240V74H238V77H236V78H239ZM254 75H255V74H254ZM254 75L252 74V76H254ZM257 75H258V74H257ZM259 75H260V74H259ZM259 75H258V77H259ZM0 76L2 77L3 74L0 75ZM21 76H22V75H21ZM24 76H26V75H24ZM29 76H30V75H28V77H29ZM35 76H37V74H36ZM41 76H42V75H41ZM60 76H61V75H60ZM60 76H59V78L62 77V76H61V77H60ZM65 76H67V75L65 74L63 77L65 78ZM92 76H93V75H92ZM97 76H98V75H97ZM106 76H111V75H106ZM106 76H105V77H106ZM130 76H128V79H129ZM132 76H133V75H132ZM135 76H137L136 79H135ZM140 76H143V75H140ZM159 76H161V73H160V75H158V77H159ZM170 76H171V75H170ZM208 76H210V75L208 74ZM228 76L226 75L225 77H228ZM233 76H232V77H233ZM243 76H246V75H243ZM255 76H256V75H255ZM261 76H263V75H261ZM7 77H8V76H7ZM14 77H17V78H18V76H14ZM26 77H27V76H26ZM43 77H41V79H42ZM55 77H56V74H55ZM67 77H68V76H67ZM70 77L73 78V76H71V75H70ZM70 77H69V78H70ZM94 77H95V76H94ZM94 77H93V78H94ZM102 77H103V75H102ZM102 77H99V78H101V80H102ZM105 77H103V78L105 79ZM112 77H110V78H111V81L113 82ZM118 77H116V79H117ZM123 77H125V76H123ZM153 77H154V75H153ZM155 77H157V75H156ZM158 77H157V79H158ZM162 77H163V76H162ZM168 77H169V76H168ZM174 77H175V76H174ZM174 77H171V78H172V82H175L174 80H175L176 78H174ZM194 77H196V75H195ZM197 77H198V74H197ZM197 77H196V78H197ZM202 77H203L202 79H204V78H205V75L202 76ZM223 77H224V76H223ZM232 77H231V78H232ZM246 77H247V76H246ZM17 78H16V79H17ZM22 78H23V77H22ZM22 78H21V80H22ZM29 78L32 79L31 76H30ZM29 78H28V79H29ZM35 78H36V77H35ZM57 78H58V77H57ZM71 78H70V81H69V82H70L71 85L73 86V85H75L76 83L73 84L74 81L71 82ZM81 78H83V77L81 76ZM86 78H88V77H86ZM90 78H91V77H90ZM114 78H115V77H114ZM114 78H113V79H114ZM120 78H121V77H120ZM149 78H150V77H149ZM163 78H164V77H163ZM171 78L169 77V79H171ZM173 78H174V80H173ZM188 78H191V77L188 76ZM188 78H187V79H188ZM207 78H208V80H210L209 77H207ZM207 78H205V80H206ZM214 78L211 77L210 82H214V80H216V79L219 78V77L216 76V78H215V79H214ZM231 78H229V79H230V80L233 79L232 81L235 82L234 79H236V78H235V77L232 78V79H231ZM242 78H243V77H242ZM244 78H245V77H244ZM261 78H262V77H261ZM0 79H1V78H0ZM9 79H11V78L9 77ZM19 79H20V78H18L17 80H19ZM28 79H27V82H28ZM30 79H29V81H30L29 83H32V84H33V81L30 80ZM41 79H38V80H41ZM46 79H47V78H46ZM52 79H54V78H51V80H52ZM75 79H76V78H75ZM75 79L73 78L72 80H75ZM78 79H79V78H78ZM106 79H107V78H106ZM108 79H109V78H108ZM118 79H119V78H118ZM118 79H117V80H118ZM121 79H123V78H121ZM126 79H127V77H126ZM128 79H127V82L129 81ZM147 79H148V78H147ZM147 79H146V81L148 82ZM154 79H156V78H154ZM154 79H149V81H150V80H153V81H154ZM167 79H168V78H166V80H167ZM192 79H193V78H192ZM200 79H201V78H200ZM202 79H201V80H202ZM213 79H214V80H213ZM239 79H240V78H239ZM245 79H246V78H245ZM245 79H243V80L245 81ZM259 79H260V78H259ZM5 80H6V79H5ZM33 80H34V79H33ZM35 80H36V79H35ZM35 80H34V81H35ZM38 80H37V81H38ZM42 80H43V79H42ZM57 80H58V79H57ZM68 80H69V79H68ZM83 80L86 81L85 78H84ZM87 80H89V78H88ZM90 80H91V79H90ZM90 80H89V81H90ZM98 80H100V79H98ZM98 80H97V81H98ZM101 80H100V81H101ZM123 80H125V78H124ZM130 80H131V78H130ZM139 80H140V79H139ZM139 80H138V82H139L138 84H137L136 81H133V80H131V81H132V82H136L135 86H136V85H140V86H141V84H140L141 81H139ZM141 80H142V79H141ZM158 80H159V79H158ZM161 80L163 81V80H165V79H161V78H160L159 81H161ZM212 80H213V81H212ZM222 80H223V79H222ZM222 80H221V81H222ZM230 80H229V82H231ZM243 80H242V81H243ZM3 81H4V80H3ZM11 81H13V79H12ZM60 81H61V80H60ZM81 81H82V80H81ZM84 81H83V82H84ZM103 81H104V80H103ZM155 81H156V80H155ZM155 81H154V82H155ZM168 81H169V80H168ZM170 81H171V80H170ZM176 81H178V79H177ZM180 81H181V80H180ZM221 81H219V82H221ZM238 81H239V80H238ZM240 81H241V79H240ZM242 81L240 82L241 84H242ZM6 82L8 83V80H7ZM16 82H17V81H16ZM23 82H26V80H24ZM35 82H36V81H35ZM38 82H41V81H38ZM66 82H67L66 85H65V82H64V84H63V85H65V87L61 85V86H62L63 88H65V89L68 88L67 85L70 84V83L68 84V81H67V80H66ZM83 82H81V83L83 84ZM86 82H87V81H86ZM90 82H91V81H90ZM95 82H96V81H95ZM98 82H99V81H98ZM101 82H102V81H101ZM106 82H107V80H106ZM112 82H107V83L110 84V83H112ZM116 82H117V83H116ZM119 82H120L119 80H118V81L115 80L113 83H116L117 85H119ZM121 82H122V80H121ZM121 82H120V83H121ZM125 82H126V80H125ZM132 82L129 81V83H131V84H132ZM151 82H152V81H151ZM154 82H153V83H154ZM156 82H157V81H156ZM166 82H167V81H166ZM187 82L189 83L188 80H187ZM191 82H192V80H191ZM194 82H195V83H194ZM205 82L207 83V81H205ZM205 82H204V83H205ZM217 82H218V81H217ZM222 82H224V81H222ZM222 82H221V83H222ZM225 82H227V81H225ZM229 82H228V83H224V84H225V85H228ZM7 83H5V86L7 85ZM10 83H11V82H10ZM14 83H15V82H14ZM77 83H78V82H77ZM81 83H80V81H79V84H81ZM102 83H104V85L106 84L105 82H102ZM113 83H112V84H113ZM122 83H123V82H122ZM153 83H152V84H153ZM160 83H161V82H160ZM163 83L165 84L164 81H163ZM168 83H169V82H168ZM175 83H177V82H175ZM178 83H179V81H178ZM178 83H177V84H178ZM180 83H181V82H180ZM188 83H187V84H188ZM193 83H194V84H197L196 80H193ZM204 83H203V84H204ZM208 83H209V82H208ZM236 83H237V82H236ZM18 84H19V83H18ZM23 84H24V83H23ZM27 84H28V83H27ZM36 84L38 85V83H34L33 86H34V85L36 86ZM42 84H43V83H42ZM42 84H40V86H41ZM56 84H58V82H57ZM93 84H94V83H93ZM97 84H100V87H102V88H100V90L103 89V88L105 87V86L102 85L101 83H97ZM142 84H143V83H142ZM155 84H156V83H155ZM164 84L162 85V83H161L162 86H164ZM169 84H171V83H169ZM169 84H168V85H169ZM172 84H173V83H172ZM182 84H183V82H182ZM210 84H212V83H209V85H210ZM213 84H214V83H213ZM213 84H212V86H213ZM218 84H219V83H218ZM237 84H238V83H237ZM244 84H245V83H244ZM3 85H4V84H3ZM3 85H2V86H3ZM20 85H21V84H20ZM53 85H54V84H53ZM85 85H89V84L86 83ZM85 85H83V86H85ZM114 85H115V84H114ZM114 85H113V86H114ZM133 85H134V84H133ZM165 85H166V84H165ZM189 85L192 86V84H189ZM205 85L208 86V84H205ZM216 85H217V84H216ZM229 85H231V83H230ZM229 85L225 88V90H227V89L230 88ZM232 85H233V84H232ZM239 85H240V84H239ZM246 85H247V84H246ZM248 85H249V84H248ZM248 85H247V87H248ZM252 85H253V84H252ZM252 85H250V86H252ZM10 86H11V85H9V88H10ZM13 86H15V85H13ZM17 86H18V85H17ZM29 86H31V84H29ZM48 86H49V85H48ZM51 86H52V82H51V85L49 86V89H50ZM57 86H58V85H57ZM57 86H56V87H57ZM61 86H60V89H61ZM72 86H71V87H72ZM76 86H77V85H76ZM78 86H79V85H78ZM81 86H82V85H81ZM113 86H112V88H113ZM120 86H122V84L119 85V88H118V86H114V90H115L116 88L119 89V92H118V93L121 92L120 95H122V97H123V95H124V94L122 93V92H123V89H122V91H120V90H121ZM130 86H131V85H130ZM135 86H133V88H137V86H136V87H135ZM177 86H178V85H177ZM180 86H181V85H180ZM180 86H179V87H180ZM214 86H215V84H214ZM233 86H235V83H234ZM237 86H238V85H237ZM237 86H236V87H237ZM242 86H243V85H241L240 87L243 88ZM244 86H245V85H244ZM7 87H8V86H7ZM36 87H37V86H36ZM43 87H45V86H43ZM58 87H59V86H58ZM69 87H70V85H69ZM71 87H70V88H71ZM85 87H88V86H85ZM92 87H93V86H92ZM97 87H99V86H96L95 88H92V89H93V90H94V89H97ZM110 87H111V85H110ZM115 87H116V88H115ZM126 87H127V86L125 85V87L123 86L122 88L125 89ZM128 87H129V85H128ZM128 87H127L128 90H129L130 88H132V86L129 87V88H128ZM142 87H143V85H142ZM156 87H157V86H156ZM166 87H167V86H166ZM168 87H169V86H168ZM172 87H174V86H172ZM200 87H201V86H200ZM200 87H199V89H200ZM204 87H205V86H204ZM217 87H218V86H217ZM217 87L215 86V87H213V88H214V89H215V88L217 89ZM219 87H220V84H219ZM219 87H218L217 91H218V90H219V91L221 90V91H222V93H221L222 95H223L224 92H225V94H226V91L223 92V90H222V89H219ZM221 87H222V86H221ZM236 87H235V88H236ZM247 87H246V88H247ZM5 88H6V87H5ZM12 88H14V87H12ZM16 88H17V87H16ZM41 88H42V87H41ZM41 88H39V89L42 90ZM53 88H54V87H53ZM70 88H69V89H70ZM73 88H74V87H73ZM75 88H76V91L79 90V89H77V87H75ZM75 88H74V89H75ZM83 88H84V87H83ZM88 88L90 89V87H88ZM88 88H87V89H88ZM107 88H108V87L104 88V90H106ZM133 88H132V89H133ZM163 88H165V87H163ZM169 88H171V85H170ZM174 88H176V84H175V87H174ZM174 88H172V91L175 90ZM206 88H210V89H211L210 86H209V87H206ZM231 88H232V86H231ZM241 88L238 87L237 90L239 89V91H237V90H236V91L242 93L243 90L240 91ZM244 88H245V87H244ZM248 88H249V87H248ZM248 88H247L246 90H248ZM252 88H253V87H252ZM252 88H251V90H252ZM1 89H2V88H1ZM51 89H52V88H51ZM74 89H73V91L71 92V97L73 96L72 93H74V92L77 93ZM80 89H81V88H80ZM85 89H86V88H84V89H82V90L85 91ZM87 89H86V90H87ZM89 89H88V90H89ZM92 89H90V90H92ZM108 89L110 90L111 88H108ZM108 89H107V90H108ZM127 89H126V90H127ZM137 89H138V88H137ZM141 89H142V88H141ZM188 89H189V88H187V90H188ZM192 89H193V88H192ZM196 89H198V87L195 88V90L193 89L194 91H193V90H190V89H189V90H190V91L193 93V95H194L195 91H196V93H197V91H198V90H196ZM253 89H254V88H253ZM257 89H258V88H257ZM260 89H261V88H260ZM260 89H258V90H260ZM2 90H3V89H2ZM45 90L47 91V88H45ZM67 90H68V89H67ZM67 90H65V91H67ZM70 90H71V89H70ZM90 90H89V91H90ZM98 90H99V88L97 89L96 94H97V93L99 94L100 90H99V92H98ZM104 90H103V91H104ZM107 90H106V91H107ZM133 90H134V89H133ZM168 90H169V89H168ZM177 90H178V88H177ZM177 90H175V91H176L175 93H177V95L179 94V97L182 96V94H184V92H182V91H181L182 94H180V91H179L180 89L178 90L179 93L177 92ZM211 90H212V89H211ZM233 90H234V87H233ZM0 91H1V90H0ZM50 91H51V90H50ZM62 91H63V89H61L60 93L57 92V94L59 93L60 95H62V93H64V91H63V92H62ZM68 91H69V90H68ZM68 91L66 92V95H67V93L70 94V91H69V92H68ZM80 91H81V90H80ZM106 91H105V92H106ZM129 91H130V90H129ZM129 91H128V93H129ZM135 91H136V90H135ZM135 91H134V93H135ZM138 91H140V90H138ZM138 91H137V92H138ZM142 91H143V90H142ZM190 91H188V92L190 93ZM199 91H201V90H199ZM199 91H198V92H199ZM213 91H214V90H213ZM217 91H214V92L217 93ZM221 91H220V92H221ZM228 91H229L230 94H232V93H231L232 90H228ZM228 91H227V92H228ZM249 91H250V88H249ZM254 91H255V90H254ZM261 91H263V90H261ZM261 91H260V92H261ZM22 92H23V90H22ZM25 92H27V93H25ZM29 92H30V90H29ZM29 92H28V91H24L23 93H25L26 96H27V94H28L27 97H29V94H30ZM42 92H43V91H42ZM44 92H45V91H44ZM44 92H43V93H44ZM61 92H62V93H61ZM81 92H82V91H81ZM85 92L88 94V91H85ZM105 92H104V93H105ZM109 92L112 93L113 91H112V92L109 91ZM131 92H133V91H130V93H131ZM146 92H148V90H146ZM164 92H165V91H164ZM185 92H186V91H185ZM188 92H186L184 96H186V94H187V96H188V94H189ZM214 92H212L213 94L211 93L210 95H211V96H213V95L215 96L216 94H215ZM234 92H235V90L233 91V93H234ZM244 92H245V91H244ZM256 92H258V91H256ZM17 93H18V92H17ZM33 93H34V92H33ZM33 93H31V97H29V100L32 99V97H33ZM40 93H41V92H40ZM43 93H42V96H44V95L46 94V92H45L44 95H43ZM48 93H49V95H50L51 92L47 91V94H48ZM79 93H80V92H79ZM90 93H91V92H90ZM93 93H94V91H93ZM93 93L91 94L92 96H93ZM104 93L101 92L100 95H101V94H104ZM106 93H107V92H106ZM106 93H105V96H106ZM115 93H116V92H115ZM118 93H117V94H118ZM124 93H125V92H124ZM126 93H127V92H126ZM138 93H139V92H138ZM141 93H142V92H141ZM200 93H201V92H200ZM21 94H22V93H21ZM34 94H36V92H35ZM81 94H83V93H81ZM132 94H133V93H131V95H132ZM135 94H137V93H135ZM145 94H146V93H145V90H144V94H141V95H143V96H145V97L147 98V96H146ZM171 94H173V93L171 92ZM171 94H170V95H171ZM201 94H202V93H201ZM218 94H219V93H218ZM218 94H217V95H218ZM230 94H226V95H230ZM237 94H238V93H237ZM257 94H260V93H257ZM3 95H4V94H3ZM8 95H9V94H8ZM11 95H12V94H11ZM37 95H39V94H36V96H37ZM49 95H47V96H49ZM52 95H53V93H52ZM84 95H85V93H84ZM84 95H81V97L84 96ZM107 95H108V94H107ZM112 95H113V94H111V96H112ZM131 95H130V96H131ZM162 95H163V94H162ZM162 95H161V97H162ZM174 95H175V94H174ZM177 95H175L176 97L171 96V100H172V98H174V99L177 98L178 100H180V98H178ZM189 95H191V93H190ZM193 95H191V96H193ZM195 95H196V94H195ZM195 95L193 96L194 98H195ZM199 95H200V94H198L197 97L201 98L203 94L200 95L201 97H200ZM222 95H218V99H219V97L222 96ZM234 95H235V94H234ZM240 95L242 96V94H240ZM240 95L238 94L237 96H236V95H235V96H236V98H238V96H240ZM243 95H244V93H243ZM262 95H263V94H262ZM9 96H10V95H9ZM14 96H15V95H14ZM14 96H13V97H14ZM19 96H20V95H19ZM36 96H35V97H36ZM47 96H46V97H47ZM63 96H64V95H63ZM63 96H62V97H63ZM68 96H69V95H68ZM68 96H67V97H68ZM86 96H87V95H86ZM92 96H91V98H92ZM94 96H95V97H94ZM94 96H93V98H96V97H97V99L99 98L98 100H101L100 97H101L102 95H101L100 97H98L99 95L96 96V95L94 94ZM109 96H110V95H109ZM127 96H128V95H127ZM130 96H129V97H130ZM143 96H142V97H143ZM187 96H186L185 98H187ZM211 96H210V98H211ZM214 96L212 97L213 99H214ZM224 96H225V95H224ZM241 96H240V97H241ZM253 96H254V94H253ZM255 96H256V95H255ZM258 96H259V95H258ZM260 96H261V95H260ZM4 97H7V96H4ZM35 97H33V98H35ZM46 97H45V98H46ZM49 97H50V100H51V96H49ZM56 97H57V96H56ZM58 97H59V96H58ZM62 97L60 96V98H62ZM65 97H66V96H65ZM65 97H64L63 99H65ZM71 97H69V99H70ZM78 97H80V96H78ZM78 97H77V99H76V97H74V98H72V99H74V100H79ZM88 97H89V95H88ZM88 97H87V98H88ZM107 97H108V96H107ZM107 97H106L105 99H108V98H109V97H108V98H107ZM118 97H119V96H118ZM129 97H128V98H129ZM161 97H160V98H161ZM182 97H183V96H182ZM188 97H189V96H188ZM222 97H223V96H222ZM228 97H229V96H228ZM228 97L225 96V97H224L225 99H224L223 101L225 102L226 100H228V99H226V98H228ZM18 98H19V97H18ZM20 98H21V97H20ZM22 98H24V96H23ZM41 98H44V97H41ZM82 98H83V97H82ZM103 98H104V97H103ZM113 98H114V97H113ZM119 98H120V97H119ZM128 98H126V99H128ZM130 98H131V97H130ZM130 98H129V99H130ZM149 98H150V97H149ZM160 98H159L158 100H160ZM183 98H184V97H183ZM185 98L183 99L184 102L187 101ZM191 98H192V97H191ZM199 98H198V99H199ZM216 98H217V96H216ZM216 98H215V100H216V102H218V99H216ZM230 98H231V96H230ZM232 98H233V97H232ZM253 98H254V97H253ZM256 98H257V97H256ZM259 98L263 99L264 97H263V98H262V97H259ZM259 98H257V99H259ZM2 99H3V98H2ZM2 99H1V100H2ZM11 99H12V98H11ZM26 99H27V98H26ZM48 99H49V98H48ZM67 99H68V98H67ZM83 99H84V98H83ZM129 99H128V100H129ZM143 99H144V98H143ZM167 99H168V98H167ZM177 99H176V100H177ZM181 99H182V98H181ZM189 99H190V97H189ZM189 99H188V100H189ZM203 99H205V98L202 97L201 100H203ZM213 99L210 100V101H211V104H214V101H215V100L213 101ZM220 99H221V97H220ZM239 99H240V98H239ZM261 99H260V100H261ZM19 100H20V99H19ZM22 100H23V99H22ZM27 100H28V99H27ZM27 100L24 99V101H27ZM29 100H28V101H29ZM33 100H34V99H33ZM37 100H38V99H37ZM37 100H36V101H37ZM39 100H41V99H39ZM42 100H43V99H42ZM50 100H49V101H50ZM54 100H55V99H54ZM57 100H58V99H57ZM57 100H56V101H57ZM59 100H60V102H61L62 99H59ZM86 100H87V99H86ZM86 100H85V101H86ZM88 100L91 101L90 97L88 98ZM88 100H87V101H88ZM98 100H97V101H98ZM102 100H104V99H102ZM117 100H118V99H117ZM121 100H122V99L120 98V101H121ZM124 100H125V99H124ZM130 100L133 101V99H130ZM130 100H129V102H132V101H130ZM221 100H222V99H221ZM231 100H237V99L233 98V99H231ZM231 100H230V103H232ZM241 100H242V99H241ZM253 100H256V99L254 98ZM15 101L18 102V100H15ZM44 101H45V100H44ZM66 101H68V100H66ZM69 101H71V100H69ZM80 101H81V99H80ZM80 101H79V102H80ZM82 101L84 102V100H82ZM90 101H89V102H90ZM94 101H95V100H94ZM126 101H127V100H126ZM126 101H125V102H126ZM138 101H139V100H138ZM143 101H146V100H143ZM143 101H142V102H143ZM154 101H155V100H154ZM154 101H153V105H154ZM162 101H163V100H162ZM164 101H165V100H164ZM167 101H169V99H168ZM212 101H213V103H212ZM219 101H220V100H219ZM257 101H259V100H257ZM9 102H10V101H9ZM33 102H34V101H33ZM37 102H38V101H37ZM42 102H43V101H42ZM51 102H52V101H51ZM58 102H59V101H58ZM60 102H59V104H61ZM62 102H63V100H62ZM71 102L73 103V101H71ZM89 102H88V104H90ZM100 102H101V101H100ZM103 102H104V101H103ZM109 102H111V99H110ZM109 102H108V103H109ZM127 102H128V101H127ZM129 102H128V104H130ZM134 102H136V101H134ZM142 102H141V103L139 102V103H140V104H144V105H146V104H145L146 102H144V103H142ZM151 102H152V101H151ZM182 102H183V101H182ZM220 102H222V101H220ZM235 102H236V101H235ZM253 102H254V101H253ZM263 102H264V101H263ZM10 103H11V102H10ZM31 103H32V102H31ZM31 103H30V104H31ZM40 103H41V101H39V106H42V108H40V110H41V109L43 110V106H44V105H41L42 103H41V104H40ZM44 103H45V102H44ZM63 103H64V102H63ZM72 103H69V104H71V105L73 106ZM74 103H75V102H74ZM93 103H94V102H93ZM95 103H96V101H95ZM115 103H117V101H116ZM123 103H124V102H123ZM132 103H133V102H132ZM157 103H158V102H157ZM161 103H162V102H161ZM165 103L170 104L169 102H165ZM171 103H172V102H171ZM174 103H175V102H174ZM198 103H199V102H198ZM201 103H202V102H201ZM228 103H229V101H228ZM233 103H234V101H233ZM254 103L256 104V101H255ZM254 103H253V104H254ZM19 104H20V103H19ZM19 104H18V105H19ZM21 104H22V103H21ZM21 104H20V105H21ZM24 104H25V103H24ZM26 104L29 105L28 102H27ZM51 104H52V105H55V103H54V104L51 103ZM59 104H58V105H59ZM66 104H68V103H66ZM66 104H65V105H66ZM69 104L66 105V106H69ZM76 104H77V103H76ZM78 104H79V103H78ZM81 104H82V105H86V103H82V102H81ZM97 104L99 105V103H97ZM109 104H110V103H109ZM117 104H118V103H117ZM149 104H150V103H149ZM155 104H156V103H155ZM168 104H165V105L168 106ZM185 104H186V103H185ZM208 104H209V103H208ZM223 104H224V103H223ZM225 104H226V102H225ZM238 104H239V103H238ZM238 104H237V105H238ZM255 104H254V106H256ZM262 104H263V103H262ZM12 105L14 106V104H12ZM16 105H17V104H16ZM16 105H15V106H16ZM49 105H50V104H49ZM52 105H51V106H52ZM62 105H63V104H62ZM62 105H60V106H62ZM82 105H81V106H82ZM105 105H106V104H105ZM111 105H112V103H111ZM119 105H122V104H119ZM130 105H131V104H130ZM135 105H136V104H135ZM153 105H152V106H153ZM156 105H157V104H156ZM161 105H162V104H161ZM163 105H164V104H163ZM165 105H164V107L167 109V106H165ZM178 105H179V104H178ZM190 105H191V104H190ZM192 105H194V104H192ZM216 105H218V104L216 103ZM216 105L214 106L215 108H213V109H214L213 112L216 111V110L218 109V108L216 109V107H218V106H216ZM221 105H222V104H221ZM234 105H235V103H234ZM234 105H233V107H234ZM6 106H7V105H6ZM13 106H12V107H13ZM25 106H26V105H25ZM37 106H38V103H37ZM37 106H36V107H37ZM55 106H56V105H55ZM86 106H87V105H86ZM88 106H90V105H88ZM99 106H101V105H99ZM99 106H97V107H99ZM115 106H116V105H115ZM125 106H127V104H126ZM131 106H132V105H131ZM148 106H149V105H148ZM150 106H151V104H150ZM176 106H177V105L175 104V107L170 106V108H173L174 110L179 109V107L177 108ZM179 106H180V105H179ZM235 106H236V105H235ZM261 106H262V105H261ZM263 106H264V105H263ZM263 106H262V107H263ZM21 107H22V106H21ZM28 107H29V106H27L26 109H28ZM30 107H31V105H30ZM34 107H35V106H34ZM34 107H32V108H34ZM36 107H35V108H36ZM69 107H70V106H69ZM69 107H67V109H68ZM73 107H75V110L78 109V108L76 107V105L73 106ZM78 107H79V106H78ZM112 107H113V106H112ZM112 107H110V108H112ZM116 107H117V106H116ZM119 107H120V106H119ZM123 107H124V106H123ZM123 107H121L122 110L126 108V107H125V108H123ZM128 107H129V105H128ZM128 107H127V108H128ZM136 107H137V106H136ZM145 107H146V106H145ZM189 107H190V106H189ZM189 107H188V108H189ZM193 107H194V106H193ZM193 107H192V108H193ZM195 107H197V106L195 105ZM195 107H194V108H195ZM227 107H230V106H227ZM231 107H232V106H231ZM231 107H230V108H231ZM251 107H252V106H251ZM256 107H257V106H256ZM259 107H260V106H259ZM10 108H11V106H10ZM22 108H25L24 105H23ZM32 108H30V109L33 110ZM38 108H39V107H38ZM38 108H37L36 110H38ZM54 108H55V107H54ZM59 108H60V107H57V109H58L57 111H59ZM63 108H64V107H63ZM76 108H77V109H76ZM82 108H83V107H82ZM91 108H93V107H91ZM104 108H105V107H104ZM138 108H139V107H137L136 109L138 110ZM161 108H162V107H161ZM165 108H164V109H165ZM168 108H169V107H168ZM192 108H191V109H192ZM194 108H193V112H191V113H193L194 116H195L196 119H197V112H198L199 110H198L197 108L195 109V111L198 110V111L196 112V115H195V113H194V112H195V111H194ZM230 108H229V109H230ZM252 108H255V107H252ZM263 108H264V107H263ZM2 109H3V108H2ZM2 109H0V110H2ZM13 109H14V108H13ZM17 109H18V108H17ZM20 109H21V108H20ZM61 109H62V107H61ZM61 109H60V110H61ZM65 109H66V107L64 108V110H65ZM87 109H88V108H87ZM119 109H120V108H119ZM132 109H133V108H132ZM142 109H143V108H142ZM142 109H141V110H142ZM164 109H163V110H164ZM166 109L164 110V112H166ZM173 109H168V113H169V110H172V113H173ZM182 109H183V108H182ZM219 109H220V108H219ZM237 109H238V107H237ZM261 109H262V108H261ZM261 109H260V110H261ZM5 110H7V109H5ZM9 110H10V109H9ZM28 110H29V109H28ZM34 110H35V109H34ZM36 110H35V111H36ZM62 110H63V109H62ZM62 110H61V111H62ZM68 110H69V109H68ZM70 110H71V109H70ZM70 110H69V112H70ZM75 110H74V108H73V110H71V112H72V114L74 113V115L76 114V116H77L78 111L76 112ZM78 110H80V108H79ZM85 110H86V109H85ZM116 110H117V108H116ZM116 110H114V111H116ZM126 110H127V109H126ZM141 110H140L139 113L142 114L143 112H142ZM163 110H162V111H163ZM180 110H181V108H180ZM211 110H212V109H211ZM232 110H235V108L232 109ZM252 110H253V109H252ZM255 110H257V112H258V108L255 109ZM260 110H259V111H260ZM2 111H3V110H2ZM2 111H0V112L2 113ZM12 111H13V110H12ZM44 111H45V110H44ZM51 111H52V109H51ZM73 111H74V112H73ZM83 111H84V110H83ZM111 111H112V110H111ZM123 111H124V110H123ZM157 111H158V110H157ZM162 111H161V116L167 114V113H163V114H162ZM177 111H179V110H177ZM177 111H175V113H176ZM183 111H186V109H185V110L183 109ZM183 111L181 110V113H183ZM189 111H190V109H189ZM217 111H219V110H217ZM248 111H249V110H248ZM250 111H251V110H250ZM262 111H263V110H262ZM5 112H6V111H5ZM24 112H26V111H24ZM24 112H23V113H24ZM36 112H37V111H36ZM36 112L34 113L35 116H36ZM38 112H39V111H38ZM40 112H41V111H40ZM55 112H56V111H55ZM55 112H53V114H54ZM64 112H65V111H64ZM64 112H63V114H64ZM66 112H67V110H66ZM66 112H65V113H66ZM92 112H93V111H91V113H92ZM101 112H102V111H101ZM108 112H109V111H108ZM118 112H120V110H119ZM124 112H125L124 115H127L128 113H131V112H128V113H127L126 111H124ZM179 112H180V111H179ZM232 112H233V111H232ZM237 112H238V111H237ZM242 112H244V111H242ZM257 112H256V111L254 112V113H256L255 116L258 115L259 112H258V113H257ZM1 113H0V114H1ZM9 113H10V112H8V114H9ZM15 113H18V112H15ZM27 113H29V112H27ZM31 113H32V112H31ZM42 113H43V112H42ZM42 113H41V114H42ZM59 113H60V112H59ZM109 113H110V112H109ZM126 113H127V114H126ZM139 113H138V114H139ZM144 113H145V112H144ZM181 113H180L179 115H181ZM209 113H210V111H209ZM215 113L217 114V112H214V113H212V114L215 115ZM262 113H263V112H262ZM44 114H45V113H44ZM49 114H50V113H49ZM56 114H57V113H56ZM69 114H70V113H69ZM79 114H80V113H79ZM79 114H78V115H79ZM105 114H106V108H105ZM116 114H117V113H116ZM121 114H122V113H121ZM133 114H134V113H133ZM135 114H136V113H135ZM173 114H174V113H173ZM173 114H170V113H169V115H171V117L169 118L170 120L173 119V118H172V115H173ZM176 114H178V112H177ZM184 114H185V113H184ZM187 114H188V111H187ZM189 114H190V112H189ZM193 114H192V115H193ZM221 114H222V113H221ZM234 114H236V113H234ZM234 114H233V115H234ZM251 114H252V113H251ZM3 115L5 116V114H2V118H3ZM14 115H15V114H14ZM14 115H13V117H14ZM24 115H26V113H25ZM34 115H33V116H34ZM38 115H39V117H41L40 114H38ZM38 115H37V117H38ZM60 115H61V114H60ZM90 115H91V114H90ZM98 115H101V113L98 114ZM103 115H104V114H103ZM112 115H114V113H113ZM122 115H123V114H122ZM128 115L130 116V114H128ZM128 115H127V116H128ZM142 115H143V114H142ZM145 115H148V114H145ZM145 115H144V116H145ZM169 115H168V116H169ZM179 115H178V116H179ZM185 115H186V114H185ZM222 115H223V114H222ZM222 115H221V116H222ZM15 116H16V115H15ZM18 116H19V115H18ZM20 116H22V114H21ZM45 116L47 117V119L49 118L47 115H45ZM62 116H63V115H61V117H62ZM84 116H85V115H84ZM91 116H92V115H91ZM129 116H128V119H129ZM149 116H150V114H149ZM182 116H183V115H182ZM182 116H181V117H182ZM187 116H188V117H187ZM187 116H186V117L189 119V116H190V115H187ZM199 116H200V115H199ZM237 116H238V114H237ZM247 116H248V115H247ZM263 116H264V115H263ZM0 117H1V116H0ZM8 117H9V116H8ZM10 117H11V116H10ZM30 117H31V114H30ZM37 117H35V118H37ZM66 117H67V116H66ZM98 117H99V116H98ZM101 117H102V116H100V118H101ZM121 117H122V116H121ZM135 117L138 118L139 115H137V116L135 115ZM175 117H176V116H175ZM186 117L182 118V120H184ZM190 117H191V116H190ZM212 117H213V116H212ZM216 117H217V115H216ZM232 117H234V116H232ZM242 117H243V116H242ZM244 117H246V116H244ZM259 117H260V116H259ZM261 117H262V116H261ZM23 118H28V119H29L28 116H27V117H24V116H23ZM31 118H33V117H31ZM35 118H34V119H35ZM41 118H43V116H42ZM44 118H45V117H44ZM44 118H43V120H44ZM58 118H59V116H58ZM69 118H70V117H69ZM71 118H73V116H72ZM105 118H106V117H105ZM133 118H134V116H133ZM140 118H141V117H140ZM142 118H143V117H142ZM163 118H164V116H163ZM187 118H186V119H187ZM200 118H201V117H200ZM235 118H236V117H235ZM263 118H264V117H263ZM4 119H5V122H6V121H7L6 118H4ZM4 119H3V120H4ZM15 119H16V118H15ZM38 119H40V118H38ZM55 119H56V118H55ZM61 119H62V118H61ZM76 119H77V118H76ZM79 119H80V118H79ZM125 119H127V117H126ZM128 119H127V120H128ZM130 119H131V117H130ZM135 119H136V118H134V120H135ZM144 119H145V118H144ZM144 119H143V121L146 120V119H145V120H144ZM158 119H159V117H158ZM161 119H162V117H161ZM164 119H167V117L164 118ZM164 119H162V123H163V120H164ZM174 119H175V118H174ZM193 119H195V118H193ZM214 119H216V118L213 117V120H214ZM243 119H244V118H243ZM246 119H247V118H246ZM246 119H245V120H246ZM255 119H258V118L256 117ZM260 119H261V118H260ZM17 120H18V119H17ZM17 120H15V122H16ZM21 120H22V119H21ZM31 120H32V119H31ZM43 120H42V121H43ZM49 120H50V119H49ZM53 120H54V119H53ZM73 120H74V119H73ZM80 120H81V119H80ZM100 120H101V119H100ZM100 120H99V121H100ZM108 120H109V119H108ZM131 120H132V119H131ZM138 120H139V119H137V121H138ZM150 120H151V119H150ZM178 120H179V119H178ZM178 120H177V121H178ZM198 120H199V119H198ZM213 120H211V121H213ZM233 120H234V119H233ZM238 120H239V119H238ZM238 120L235 119V122H234V123H236V125H238L237 122H236V121H238ZM241 120H242V118H240V121H241ZM245 120H242V121H243V124H244V121H245ZM250 120H251V119H250ZM8 121H9V119H8ZM8 121H7V122H8ZM10 121H11V120H10ZM10 121H9V122H10ZM23 121H24V120H23ZM25 121H26V120H25ZM33 121H34V120H33ZM39 121H40V120H39ZM45 121H46V118H45ZM45 121H44V122H45ZM96 121H98V120H96ZM96 121H95V123H96ZM99 121H98V122H99ZM106 121H107V120H105V122H106ZM119 121H120V119H119ZM139 121H140V120H139ZM166 121H167V120H166ZM179 121H181V119H180ZM185 121H186V120H185ZM190 121H193V122H194V120H192V118L189 119V122H190ZM215 121H217V120H215ZM242 121H241V122H242ZM255 121H256V120H255ZM260 121H261V120H260ZM5 122H2V125H3V123H5ZM15 122H14L13 124H15ZM51 122H52V121H51ZM54 122H58V120H57V121H54ZM69 122H70V121H69ZM72 122H73V121H72ZM116 122H117V121H116ZM128 122H129V120H128ZM135 122H136V121H135ZM156 122H157V121H156ZM158 122H159V121H158ZM175 122H176V121H175ZM175 122H174V123H175ZM189 122H187V123H189ZM193 122H192V123H193ZM197 122H199V121L196 120L195 123L197 124ZM222 122H223V121H222ZM230 122H232V121H230ZM262 122H263V121H262ZM11 123H12V121L10 122V125L12 126ZM16 123H17V122H16ZM20 123H21V122H20ZM23 123L25 124V122H23ZM42 123H43V122H42ZM46 123H47L46 125H48L49 122H46ZM117 123H118V122H117ZM121 123H122V122H121ZM121 123H120V124H121ZM145 123L148 124V121L145 122ZM160 123H161V122H160ZM165 123H167V122H165ZM165 123H164V124H165ZM168 123H169V122H168ZM206 123H207V122H206ZM217 123H218V121H217ZM232 123H233V122H232ZM238 123H239V125L242 124V123L240 124V122H238ZM254 123H255V122H254ZM254 123H252V124H254ZM258 123H259V122L257 121V124H258ZM260 123H261V122H260ZM6 124H7V123H6ZM8 124H9V123H8ZM17 124H18V123H17ZM24 124H21V126L24 125ZM55 124H58V123H55ZM55 124L52 123V124H50V125L55 126ZM59 124H60V123H59ZM59 124H58L57 126H55V129H56V127L58 128V127L61 126V125L59 126ZM62 124H63L62 126H64V123H62ZM76 124H79V123H76ZM106 124H107V123H106ZM115 124H116V123H115ZM128 124H130V123H128ZM131 124H132V122H131ZM131 124H130V125H131ZM139 124H140V123H139ZM141 124H142V123H141ZM143 124H144V123H143ZM158 124H159V123H158ZM176 124L178 125V124H180V123H179V122H176ZM176 124H173V125L176 126ZM185 124H186V123H185ZM185 124L183 123V126L180 127V129H185V128H186V126H184ZM189 124L191 125V122H190ZM189 124H188V125H189ZM245 124L250 125L249 123H247V121H246ZM245 124L242 125V126H244L245 132H247V131H246V129H247V130H248V133H249V129H250L249 127H251V126L248 127V126L245 125ZM262 124H263V123H261V127H262ZM41 125H42V124H41ZM96 125H97V123H96ZM100 125H101V124H100ZM103 125L105 126L104 121H103ZM109 125H110V124H109ZM111 125H112V124H111ZM121 125H122V124H121ZM137 125H138V124H137ZM148 125H149V124H148ZM168 125H169V124H168ZM197 125H198V128H200V127H199V123H198ZM227 125H228V124H227ZM230 125H231V124H230ZM230 125H228V126L230 127ZM232 125H233V124H232ZM239 125H238V126H239ZM259 125H260V124H259ZM11 126H10V127H11ZM18 126H19V125H18ZM24 126H25V125H24ZM33 126H34V123H33ZM38 126H39V125H38ZM43 126H45V125H42V128H43ZM71 126H72V125H71ZM90 126H91V125H88V127H90ZM98 126H99V124H98ZM119 126H120V125H119ZM122 126H123V125H122ZM124 126H125V125H124ZM132 126H134V125L132 124ZM145 126H146V125H145ZM160 126H161V124H160ZM165 126H166V124H165ZM165 126L163 125L164 128H165ZM170 126H171V125H170ZM179 126H181V125H179ZM201 126H202V125H201ZM233 126H234V125H233ZM246 126H247L249 129H248V128H245ZM10 127H9V129H10ZM19 127H20V126H19ZM27 127H28V126H27ZM34 127H35V126H34ZM47 127H48L49 130L54 129V128L50 127V126H47ZM47 127H46V129H47ZM75 127H76V125H75ZM93 127H94V126H93ZM141 127H142V126H141ZM173 127H174V126H173ZM183 127H184V128H183ZM191 127H192V126H191ZM191 127H190V128H191ZM204 127H205V125H204ZM204 127H203V128H204ZM218 127H219V126H218ZM220 127H221V126H220ZM263 127H264V126H263ZM7 128H8V127H6V130H7ZM16 128H17V127H16ZM21 128H23V127H21ZM50 128H52V129H50ZM61 128H62V127H61ZM77 128H79V127L77 126ZM90 128H91V127H90ZM97 128H98V127H97ZM118 128H120V127H118ZM127 128H128V127H127ZM133 128H136V126L133 127ZM177 128H179V127H177ZM190 128H189V129H190ZM192 128H193V127H192ZM196 128H197V127H196ZM198 128H197V129H198ZM231 128H232V127H231ZM238 128H239V127H238ZM251 128H252V127H251ZM254 128H255V130H256V128L258 129L259 127H256V126H255ZM9 129H8V130H9ZM14 129H15V128L12 127V130H14ZM17 129H18V128H17ZM24 129H26V128H24ZM33 129H34V128H33ZM38 129H39V128H38ZM74 129H75V128H74ZM123 129H124V128H123ZM125 129H126V128H125ZM131 129H132V127H131ZM131 129L128 128V130H130V131L127 130V131H128V134H129L131 131L134 130V129H133V130H131ZM140 129H141V128H140ZM160 129H161V128H160ZM171 129L173 130L174 128H171ZM171 129H170V132L172 131ZM187 129H188V127H187ZM201 129H202V128H201ZM204 129H205V128H204ZM221 129H222V127H221ZM234 129L236 130L235 127H234ZM240 129H241V127H240ZM244 129H243V131H244ZM252 129H253V128H252ZM262 129H263V128H262ZM8 130H7V131H8ZM18 130H19V129H18ZM20 130H21V129H20ZM22 130H23V129H22ZM27 130H29V129H27ZM31 130H32V129H31ZM35 130H36V128H35ZM59 130H60V128H59ZM65 130H66V129H65ZM83 130H84V129H83ZM103 130H104V129H103ZM116 130H117V129H116ZM116 130H115V131H116ZM137 130H138V129H137ZM147 130H148V129H147ZM149 130H150V129H149ZM149 130H148V131H149ZM191 130H192V129H191ZM218 130H219V129H218ZM263 130H264V129H263ZM36 131H37V130H36ZM39 131L41 132V130H38V133H37L36 135L39 134ZM43 131H44V130H43ZM54 131H55V130H53V132H54ZM63 131H64V130H63ZM71 131H72V130H71ZM74 131H75V130H74ZM88 131H89V130H88ZM106 131H107V130H106ZM118 131H119V129H118ZM120 131H121V130H120ZM175 131H176V127H175ZM178 131H179V130H178ZM178 131H177V133H176L177 135H179L178 133H180L182 130H181L180 132H178ZM183 131H184V130H183ZM189 131H190V130H189ZM192 131H193V130H192ZM201 131H202V130H201ZM206 131H207V130H206ZM206 131H205V132H206ZM228 131H229V130H228ZM231 131H232V130H231ZM253 131H254V130H253ZM256 131H257V130H256ZM261 131H262V130H261V128H260V130H259L258 133L260 134ZM2 132L5 133V131H2ZM9 132L12 134L11 129H10ZM14 132H15V131H13V133H14ZM20 132H21V131H20ZM22 132H24V131H22ZM28 132L31 134L30 131H28ZM46 132H47V131H46ZM60 132H61V131H60ZM77 132H79V131H77ZM92 132H93V131H92ZM112 132H113V131H112ZM135 132H136V131H135ZM135 132H131V133H134V134H135ZM139 132H140V131H139ZM152 132H153V131H152ZM162 132H163V130H162ZM184 132H185V131H184ZM202 132H203V131H202ZM237 132H238V131H237ZM239 132H240V131H239ZM251 132H252V131H251ZM263 132H264V131H263ZM7 133H8V132H7ZM10 133H9V134H10ZM18 133H19V131H18ZM24 133H25V132H24ZM32 133H33V132H32ZM34 133H36V132H34ZM42 133H43V132H42ZM42 133H41V134H42ZM71 133H74V132H71ZM75 133H76V132H75ZM85 133H86V132H85ZM100 133H102V132L100 131ZM121 133H122V132H121ZM126 133H127V132H126ZM145 133H147V132H145ZM145 133H143V134H145ZM150 133H151V131H150ZM174 133H175V132H174ZM174 133H173V134H174ZM197 133H198V132H197ZM206 133H207V132H206ZM206 133H205V135H206ZM221 133H222V132H221ZM225 133H226V130H225ZM242 133H243V132H242ZM9 134H8V136H10ZM45 134H46V133H44L43 135H45ZM50 134H53V133H50ZM61 134H62V133H61ZM134 134H133V135H134ZM136 134H137V132H136ZM136 134H135V135H136ZM184 134H185V133H184ZM200 134H201V133H200ZM208 134H209V133H208ZM210 134H211V133H210ZM219 134H220V133H219ZM233 134H234V133H233ZM263 134H264V133H263ZM263 134H262V136H263ZM14 135H15V133H14ZM14 135H13V136H14ZM17 135H18V134H17ZM17 135H16V136H17ZM33 135H35V134H33ZM47 135H49V132H48V134H46V136H47ZM68 135H69V134H68ZM76 135H77V134H76ZM76 135H75V136H76ZM78 135H79V134H78ZM78 135H77V136H78ZM89 135H90V134H89ZM91 135H92V134H91ZM103 135H104V134H103ZM103 135H101V136H103ZM116 135H117V133H115V136H116ZM118 135H120V134H118ZM122 135L124 136V133H123ZM122 135H121V136H116V137H117V138H118V137H121V138H122ZM125 135H126V134H125ZM147 135H148V134H147ZM159 135H160V134H159ZM166 135H167V134H166ZM174 135H175V134H174ZM180 135H181V134H180ZM182 135H183V134H182ZM182 135H181V136H182ZM201 135H203V134H201ZM217 135H218V134H217ZM220 135H221V134H220ZM227 135H228V133H227ZM229 135H230V134H229ZM237 135H238V134H237ZM242 135H243V134H242ZM245 135H246V134H245ZM249 135H250V134H249ZM253 135H255V132H252V136H253ZM3 136H5V135L2 134L1 137H3ZM6 136H7V134H6ZM24 136H25V135H24ZM38 136H39V135H38ZM53 136H54V135H53ZM53 136H52V137H53ZM73 136H74V135H73ZM81 136H82V135H81ZM97 136H98V135H97ZM104 136H106V135H104ZM104 136H103V138H104ZM126 136H127V135H126ZM129 136H130V134H129ZM136 136H138V135H136ZM152 136H153V135H152ZM203 136H204V135H203ZM207 136H208V135L205 136L206 140L203 139V137H202V139L205 140V141H207V142H209L213 137L210 138L209 141H208V140H207V139H208ZM212 136H213V135H212ZM231 136H232V134H231ZM247 136H248V135H247ZM252 136H251V137H252ZM1 137H0V140H1V139H4V138H5V139L7 138V137H4V138H1ZM17 137H18V136H17ZM40 137H41V136H40ZM42 137H43V136H42ZM55 137H56V136H55ZM57 137H58V136H57ZM131 137H132V134H131ZM134 137H135V136H134ZM145 137H146V136H144V138H145ZM177 137H178V136H177ZM182 137H183V136H182ZM190 137H192V135H191ZM208 137H210V136H208ZM222 137H223V133H222ZM224 137H226V136H224ZM237 137H238V136H237ZM237 137H236V139H237ZM248 137H249V136H248ZM9 138H10V137H9ZM9 138H7V141H8ZM14 138H15V137H14ZM23 138H24V137H23ZM34 138H35V137H34ZM38 138H39V137H38ZM87 138H88V137H87ZM97 138L99 139L100 137H97ZM114 138H115V137H114ZM117 138L115 139L116 142L118 141ZM126 138H127V137H126ZM128 138L130 139V137H128ZM144 138L142 139L143 141L146 140V139L144 140ZM148 138H150V136H149ZM153 138H154V137H153ZM179 138H180V136H179ZM216 138H217V137H216ZM216 138H215V139H216ZM218 138H219V137H218ZM226 138H227V137H226ZM226 138H225V140H226ZM229 138H231V137H229ZM233 138H234V137H233ZM241 138H242V136H241ZM5 139H4V140H5ZM44 139H45V138H44ZM49 139H51V137H50ZM78 139H79V138H78ZM93 139H96V138H93ZM101 139H102V137H101ZM101 139H100V140H101ZM109 139H110V138H109ZM122 139H123V138H122ZM124 139H125V137H124ZM136 139H138V138H136ZM151 139H152V137H151ZM151 139H150V141H151ZM185 139H186V137H185ZM185 139H184V140H185ZM189 139H190V138H187V140H189ZM191 139H192V138H191ZM215 139H214V140H215ZM220 139H221V137L219 138V141H220V143H221V142H222V139H221V140H220ZM223 139H224V138H223ZM246 139H247V138H246ZM248 139H249V138H248ZM253 139H254V138H253ZM253 139H252V140H253ZM9 140H10V139H9ZM13 140H14V139H13ZM19 140H20V137H19ZM21 140H22V139H21ZM21 140H20V141H21ZM23 140H24V139H23ZM34 140H35V139H34ZM41 140H43V139L41 138ZM79 140H80V139H79ZM82 140H83V141H82ZM82 140H81L82 142H85V141H86V139H85V141H84V139H82ZM88 140L90 141V139H88ZM88 140H87V141H88ZM112 140H113V137H112ZM115 140H114V143H112L113 141H112L111 143H112V144H115ZM120 140H121V139H120ZM120 140H119V141H120ZM130 140H131V139H130ZM130 140H129V141H130ZM133 140H134V139H132V141H133ZM139 140H140V139H139ZM142 140H141V142H143ZM153 140H154V139H152V141H153ZM184 140H183V141H184ZM212 140H213V139H212ZM214 140H213V141H214ZM240 140H241V139H240ZM7 141H5V142H7ZM10 141H11V140H10ZM36 141H37V140H36ZM52 141H54V140H52ZM52 141H51V142H52ZM58 141H59V140H58ZM76 141H77V140H76ZM91 141H93V140H91ZM91 141H90V142H91ZM102 141L104 142L105 140L102 139ZM102 141H101V142H102ZM121 141L123 142V140H121ZM152 141H151V142H152ZM155 141H157V140L155 139ZM167 141H168V140H167ZM185 141H186V140H185ZM200 141H201V140H200ZM205 141H204V142H205ZM213 141H210L209 145H214V146H216L215 144H213ZM216 141H218V140H216ZM235 141H236V140H235ZM249 141H251V140H249ZM3 142H4V141L2 140V142H0V144L3 143ZM5 142H4V143H5ZM13 142H14V141H13ZM15 142H16V141H15ZM17 142H18V140H17ZM17 142H16V144H13V145H17ZM26 142H27V141H26ZM39 142H40V139H39ZM39 142H37V143H35V144H38ZM41 142H42V141H41ZM44 142H45V140L43 141V143H44ZM46 142H47V141H46ZM54 142H55V141H54ZM73 142H74V141H73ZM82 142H81V143H82ZM101 142L98 141L97 143H101ZM103 142H102V143H103ZM106 142H109V140L106 141ZM134 142H135V140H134ZM134 142H131V143H132V146H133V143H134ZM153 142H154V141H153ZM201 142H202V141H201ZM211 142H212V143H211ZM224 142H225V141H224ZM224 142H223V143H224ZM238 142H239V141H238ZM247 142H248V141H247ZM4 143H3V144H4ZM10 143H11V142H10ZM23 143H25V142H22L21 145H25V146H26V144H23ZM31 143H32V142H31ZM31 143L29 142L30 145H31ZM43 143H40V144H42L43 146H45V143H44V144H43ZM52 143H53V142H52ZM74 143H75V142H74ZM77 143H78V142H77ZM88 143H89V142L85 143V144H86L85 146H87ZM111 143L109 142L108 145L111 144ZM126 143L128 144L127 139H125V143H124V144H123V143L120 144V142H119L120 145H125ZM136 143H137V142H136ZM136 143H135V145H136ZM139 143H140V141H138V144H139ZM143 143H147V142H143ZM156 143H157V142H156ZM159 143H161V142H159ZM185 143H186V142H185ZM187 143H188V142H187ZM202 143H203V142H202ZM218 143H219V142H218ZM220 143H219V144H220ZM231 143H232V142H231ZM240 143H242V142H240ZM253 143H254V141H253ZM253 143H252V144H253ZM7 144H8V142H7ZM40 144H39L38 146H39V147H42V146H40ZM48 144H49V147H50V146H51V145H50V142H49ZM48 144H47V145H48ZM78 144H80V143H78ZM78 144H77V145H78ZM89 144H90V143H89ZM92 144H94V142H93ZM95 144H96V143H95ZM104 144H105V143H104ZM104 144H103V145H104ZM112 144H111V147L114 148V149L116 150L117 148L113 147L114 145L112 146ZM116 144H117V143H116ZM116 144H115V145H116ZM200 144H201V143H200ZM205 144H206V143H205ZM216 144H217V143H216ZM219 144H218L217 146H219ZM249 144H250V143H249ZM254 144H255V143H254ZM1 145H2V144H1ZM13 145H12V144L9 145V146H11V149H12V146H13ZM32 145L34 146V144H32ZM47 145H46L45 148L48 147ZM52 145H53V144H52ZM77 145H76L75 148L80 147V146H77ZM80 145H81V144H80ZM82 145H83V144H82ZM82 145H81V147H83ZM96 145H97V144H96ZM98 145H99V144H98ZM98 145H97V146H98ZM101 145H102V144H101ZM103 145H102V146H103ZM108 145H107V146H108ZM135 145H134V146H135ZM140 145H142V144H140ZM152 145H155V144L153 143ZM152 145H151V146H152ZM157 145H158V144H157ZM163 145H164V143H163ZM163 145H161L160 147H161V148H162V147L164 148ZM198 145H199V143H198ZM203 145H204V144H203ZM220 145H221V144H220ZM225 145H226V144H225ZM241 145L244 147V145H246V144H244V145L241 144ZM255 145H256V144H255ZM255 145H253V146H255ZM4 146H6V145H4ZM25 146H24V148H25ZM85 146H84V148H85ZM89 146H90V145H89ZM93 146H95V145H93ZM102 146H101L102 149L105 148L104 146H103V147H102ZM105 146H106V145H105ZM107 146H106V147H107ZM126 146H127V145H126ZM129 146H130V144H129ZM137 146H138V145H137ZM143 146H146V144H144ZM205 146H207V145H205ZM217 146H216V148H217ZM222 146L224 147V144H222ZM231 146H232V145H230V146L228 145V147H231ZM236 146H237V144H236ZM236 146L233 148L234 150H236V149H235ZM239 146H240V145H239ZM242 146H240V148L238 147V148L240 149V150H239V149H238V150L241 152V155H242L241 157H243V154H242L243 151H241V150H242V149H241ZM6 147H7V146H6ZM16 147H17V146H16ZM20 147H21V146H20ZM22 147H23V146H22ZM22 147L20 148L21 150L23 149ZM27 147H29V146H26V148H27ZM39 147H36V149L39 148ZM61 147H62V146H61ZM81 147L79 148L80 151H81ZM95 147H96V146H95ZM98 147H100V146H98ZM122 147H123V146H122ZM130 147H131V146H130ZM138 147H139V146H138ZM140 147H142V146H140ZM225 147H227V146H225ZM228 147H227V148H228ZM4 148H5V147H4ZM4 148H3V150H4ZM31 148H32V150H33V148H35V147H30V150H31ZM42 148H43V149H42ZM42 148H41V149L44 151L45 148H44V147H42ZM52 148H53V147H52ZM66 148H67V147H66ZM75 148H74L72 151H71V149H69L70 151H69V150H68V151H69V152H75V151H76ZM90 148L93 149L94 147L92 148V146H91ZM90 148H86V149L90 150ZM101 148H98V149L100 150ZM109 148H110V146L108 147L107 150H109ZM112 148H111V149H112ZM125 148H127V147H125ZM128 148H129V147H128ZM133 148H135V147H133ZM136 148H137V147H136ZM144 148H145V147H144ZM216 148H214V152H215V151H218V150H219L218 148H220V147L217 148L218 150H215ZM221 148H222V147H221ZM248 148H249V147H248ZM6 149L9 150L8 147H7ZM14 149H15V148H14ZM17 149H18V147H17ZM17 149H16V151H17ZM36 149H35V151L38 150V149H37V150H36ZM39 149H40V148H39ZM41 149H40V151H41ZM47 149H48V148H47ZM50 149H51V148H49L48 150H50ZM58 149H59V151L61 150L60 148H58ZM58 149H56V151H57ZM102 149H101V151H104V150L106 151V149H104V150H102ZM114 149H113V150H114ZM123 149H124V148H123ZM225 149H226V148H225ZM225 149H220V150L222 151V150H225ZM228 149H231V148H228ZM246 149H247V148H246ZM252 149H253V148H252ZM18 150H19V149H18ZM24 150H26V149H23V152H24ZM48 150H47V151H48ZM74 150H75V151H74ZM94 150L96 151L97 149H94ZM94 150H93V151H94ZM117 150H118V149H117ZM150 150H151V148H150ZM220 150H219V152H220V155H221V153L224 152V151L221 152ZM238 150H237V152H236V151H235V152L238 153V152H239ZM249 150H250V149H249ZM0 151H1V150H0ZM13 151H14V150H13ZM26 151H27V150H26ZM28 151H29V149H28ZM35 151H34V152H35ZM38 151H39V150H38ZM38 151H37V153H40V155L45 153V152H44V153H41L40 151H39V152H38ZM47 151H46V154H48V153L51 152V151H49V152L47 153ZM53 151H54V150H53ZM59 151H58V152H59ZM61 151H62V153H60V154H62V156H63V154H64V156H65V155H66V156H69V157H67V158H71V159L74 157V158H73L74 161H75V157L77 158V156H75V155H72L73 157H72V156L70 157V155H67L68 153H67V151L64 150V148H63ZM83 151H84V150H83ZM83 151H81L82 154H83ZM93 151H92V152H93ZM105 151H104V152H105ZM123 151H124V152H125V151L128 152L126 149H125V150H122V152H123ZM129 151H131V150H129ZM132 151H134V153H133V152H130V153H131V154H135V155H136L137 152H138V150L136 151V153H135V150H132ZM226 151H227V149H226ZM226 151H225V152H226ZM232 151H233V150H232ZM250 151H251V150H250ZM2 152H3V151H2ZM11 152H12V150H11ZM17 152H20V150L17 151ZM29 152L32 153V151H29ZM34 152H33V153H34ZM54 152H55V151H54ZM64 152H66L67 154H65ZM76 152H77V151H76ZM76 152H75V153H76ZM78 152H79V151H78ZM92 152H91V150H90L89 152H86V153H89V155H90ZM116 152H117V154H119L118 151H116ZM120 152H121V150H120ZM139 152H140V151H139ZM139 152H138V153H139ZM143 152H144V151H143ZM225 152H224V154L226 155ZM235 152H234L233 154H235ZM260 152H261V151H260ZM260 152H258V153H259V154H258L259 156H260ZM4 153H7V150H6V152H4ZM13 153H14V152H13ZM21 153H22V151H21ZM35 153H36V152H35ZM35 153H34V154H35ZM75 153H74V154H75ZM96 153H98V151H97ZM99 153H100V151H99ZM109 153H112V152L110 151V152H108V154H109ZM144 153H146V152H144ZM7 154H8V153H7ZM22 154H23V153H22ZM22 154H20V155H22ZM24 154H25V153H24ZM27 154H29V153L27 152ZM55 154H57V153H55ZM72 154H73V153H72ZM77 154H78V153H77ZM82 154L79 153V155H81V156H82ZM101 154H102V153H100V155H101ZM103 154H104V153H103ZM128 154H129V153H128ZM128 154H127V156H128ZM153 154H154V151H153ZM227 154H229V152H228ZM233 154L230 153L229 155L232 156ZM238 154H239V153H238ZM238 154H236V157H237V158H238V156H237ZM9 155H10V154H9ZM15 155H16V154H15ZM15 155H14V156H15ZM31 155H33V154H31ZM31 155H28V156H31ZM35 155L38 157L39 154H38V155L35 154ZM35 155H33V156H35ZM40 155H39V157L42 156V155H41V156H40ZM48 155H49V154H48ZM48 155H47V156H48ZM52 155H54V153H52ZM58 155H59V153H58ZM79 155H78V156H79ZM83 155H84V154H83ZM86 155H87V154H86ZM86 155H85V157H84V156H83V157L88 159V157H86ZM98 155H99V154H97V156H98ZM113 155H115V152H113ZM129 155H130V154H129ZM142 155L144 156V154H142ZM225 155H222V156L225 158V157L227 156V155H226V156H225ZM244 155H245V153H244ZM261 155H263V154H261ZM0 156H2V153L0 154ZM3 156H4V154H3ZM12 156H13V155H11V157H12ZM23 156H24V155H23ZM23 156H19V157H23ZM28 156H26V159L28 158ZM45 156H46V155H45ZM45 156H43V157L45 158ZM54 156H55V158L57 157L56 155H54ZM59 156H60V155H59ZM59 156H58V158H59ZM62 156H61V157H62ZM64 156H63L62 158H64ZM94 156H96V154H94ZM94 156H93V157H94ZM97 156H96V157H97ZM106 156H107L109 159H110V157H111V158L113 157V156H110V157H109V155H107V154H106ZM121 156H122V155H121ZM121 156H119V158H120ZM123 156H125V155H123ZM127 156H125V157L127 158ZM133 156H134V155H133ZM133 156H131V157H133ZM137 156H138V154H137ZM137 156H136V157H137ZM140 156H141V155H140ZM143 156H142V158H145V157H143ZM231 156H229V158H230L231 160H233V162H236V161H237V162H238V161L240 162V156H239V159H237V158L234 159V158H235V157H234L235 155L233 156V158H231ZM43 157H42V158H43ZM107 157H106V158H107ZM115 157H116V156H115ZM115 157H114V158H115ZM219 157H220V156H219ZM227 157H228V156H227ZM2 158H3V157H2ZM5 158H6V157H5ZM31 158H32V156H31ZM31 158H30V159H31ZM42 158H41V159H42ZM44 158H43V159H44ZM90 158H91V157H90ZM98 158H100V156H99ZM102 158H103V157H102ZM102 158H100V159L103 161ZM123 158H124V157H123ZM123 158H122V159H123ZM129 158H130V157H129ZM133 158H135V156H134ZM215 158H216V156H215ZM224 158H223V159H224ZM229 158H228V159H229ZM259 158H260V157H259ZM261 158H262L261 160H263L264 157H261ZM3 159H4V158H3ZM12 159H13V157H12ZM12 159H11V160H12ZM19 159H20V158H19ZM21 159H22V158H21ZM24 159H25V158H23V161H24ZM28 159H29V158H28ZM28 159H27V160H28ZM33 159H36V157H35V158H32V160H33ZM37 159H38V158H37ZM41 159H40V160H41ZM64 159H65V158H64ZM71 159H70V160H71ZM80 159H81V157H80ZM80 159L77 158L76 160H79V162H81ZM82 159H83V158H82ZM82 159H81V160H82ZM91 159H92V158H91ZM95 159H96V162H97V160L100 161V159H97V158H95ZM109 159H108L107 161H110V162H111V160H109ZM115 159H116V158H115ZM221 159H222V158H221ZM242 159H243V158H242ZM4 160H6V159H4ZM7 160L9 161V159H7ZM7 160L5 161V162H6L5 166L7 165ZM13 160H15V159H13ZM32 160H31V161H32ZM40 160H39V162H40ZM47 160H48V159H47ZM61 160H62V159H61ZM68 160H69V159H68ZM93 160H94V159H92V162H93ZM105 160H106V159H105ZM123 160H128V159H123ZM132 160H136V159H132ZM138 160H139V159H138ZM142 160H143V159H142ZM224 160H226V158H225ZM224 160H223V161H224ZM234 160H235V161H234ZM244 160H245V159L241 160V163H238V164H239V165L242 164V166H243L242 161L244 162ZM2 161H3V160H2ZM2 161L0 160V162H2ZM19 161H20V162H18V163L23 162L22 160H19ZM29 161H30V160H29ZM35 161H36V160H35ZM45 161H46V160L44 159V161L42 160L40 163L43 164ZM63 161L66 162L67 159H65V160H63ZM71 161H72V160H71ZM71 161H70V162H71ZM82 161H84V160H82ZM85 161H88V160H85ZM114 161H115V160H114ZM114 161H113V162H114ZM117 161H118V160H117ZM117 161H116V162H117ZM119 161H120V160H119ZM119 161H118V162H119ZM128 161L130 162V159H129ZM128 161H126V162L128 163ZM140 161H141V160H140ZM223 161H222V162H223ZM14 162H15V161H14ZM14 162H13V161L11 162L12 165H13ZM26 162H27V164H28V161H26ZM32 162H33V161H32ZM32 162H31V164H29L30 166H31V165H32V166H33V165L35 166V163H36V162H37V165H41V164H38V161L33 162L34 164H32ZM42 162H43V163H42ZM68 162H69V161H67V163H68ZM70 162H69V163H70ZM72 162H73V161H72ZM72 162H71V164H72ZM76 162H78V161H76ZM100 162H101V161H100ZM110 162H108V163H109V164H108V163H106V161H105V163L108 164V165H107V168H108V169H109V167H110V169H111ZM113 162H112V164L115 163V162H114V163H113ZM131 162H132V161H131ZM215 162H216V161H215ZM220 162H221V161H220ZM226 162H229V160L226 161ZM263 162H264V161H263ZM18 163H17V164H18ZM29 163H30V162H29ZM46 163H47V162H46ZM48 163L51 165V163H50L49 161H48ZM48 163H47V165H48ZM57 163L59 164L60 162H57ZM67 163H66V164H67ZM73 163L76 164L75 162H73ZM81 163H82V162H81ZM81 163H80V164H81ZM87 163H91V161L89 160L88 162H85V164H87ZM93 163L96 164V166H94V165L92 166V163H91V165L87 164V166L89 165V166H91V167H94V168H95V171H96V169H97V173H98V169H99V168H97V165H98V164L95 163V161H94ZM101 163H102V162H101ZM123 163H124V162H123ZM127 163H126V164H127ZM140 163H141V162H139V164H140ZM216 163H217V162H216ZM230 163H232V161H231ZM230 163H229V164L226 163V164H224V165H223V163H222V167L227 166V164L230 166ZM261 163H262V162H261ZM3 164H4V163L2 162V165H0V167L3 166ZM9 164H10V163H9ZM14 164H15V163H14ZM24 164H25V163H24ZM44 164H45V163H44ZM52 164H53V163H52ZM60 164H61V163H60ZM60 164H59V165H60ZM63 164H64V163L62 162L61 165H63ZM85 164H84V162H83L81 165L84 166ZM106 164H105V165H106ZM128 164H129V163H128ZM135 164H136V162H135ZM135 164H132V166H135ZM217 164L219 165L220 163H217ZM19 165H20V164H19ZM54 165H55V164H54ZM54 165H53V166H54ZM78 165H79V163H78ZM81 165H80V166H81ZM109 165H110V166H109ZM114 165H116V164H114ZM114 165H113V166H114ZM124 165H125V164H122L121 168H123ZM232 165H234V164H232ZM235 165H237V163H235ZM239 165H238V166H239ZM5 166H4V168H6ZM16 166H17V165H16ZM25 166H26V164H25ZM30 166H29V167H30ZM34 166H33V168H30V169H31V172H33V170L35 169V171H36L37 174L35 173L34 175H35V176H37V175H41V176H38V177H40V178L42 177L43 180H44L46 177H45L44 174H41V172L45 169L46 164H45V167L43 166L44 169L42 168L43 170L41 169L42 171H41V172L39 171L40 173H38L37 170H36L37 166H35L36 168H35ZM65 166H66V165H65ZM68 166H71V165L69 164ZM73 166H74V165H73ZM76 166H77V164L75 165V167H76ZM99 166H103V165L100 164ZM108 166H109V167H108ZM129 166L131 167V165H128L127 167L129 168ZM136 166H137V165H136ZM216 166H217V165H216ZM219 166H220V165H219ZM219 166H218V167H219ZM240 166H241V165H240ZM240 166H239V168H240ZM242 166H241V168H242ZM13 167H14V166H13ZM20 167H21V166H20ZM20 167L18 166V168H20ZM23 167H24V165H23ZM41 167H42V166H41ZM41 167H40V168H41ZM47 167H48V166H47ZM47 167H46V169H45V173H46V170L48 169ZM54 167L57 168V166H54ZM58 167H59V166H58ZM63 167H64V165L61 166V168H63ZM75 167H74V168H75ZM81 167H82V166H81ZM91 167H88V168H90L89 171L93 170ZM116 167H118V166H116ZM116 167H115V168H116ZM218 167H217V168H218ZM231 167H232V166H231ZM231 167H229V169H230ZM234 167H235V166H234ZM234 167H233V168H234ZM1 168H2V167H1ZM1 168H0V169H1ZM4 168H3V170H5ZM8 168H9V167H8ZM10 168H11V167H10ZM14 168H15V167H14ZM14 168H12V169L14 170ZM51 168H52V166H51ZM51 168H50L49 170H51ZM56 168H53L54 171H55ZM65 168H66V167H65ZM69 168H72V166L69 167ZM74 168H73V169H74ZM77 168H78V167H77ZM77 168H76V169H77ZM84 168L86 169V167H84ZM84 168H83V170H84ZM88 168H87V169H88ZM102 168H104V169L106 170L105 166L102 167ZM118 168H119V167H118ZM128 168H127V169H128ZM134 168H135V167H134ZM227 168H228V167H227ZM227 168H225V169H227ZM236 168H237V166H236ZM243 168H244V166H243ZM12 169H11V170H12ZM15 169H16V168H15ZM25 169H26V168H25ZM25 169L23 168L22 171L25 170ZM28 169H29V168H28ZM32 169H33V170H32ZM53 169H52V171H53ZM73 169H70V170L68 169V170L71 172V170H73ZM76 169H75V170H76ZM116 169H117V168H116ZM116 169H115V170H116ZM124 169H125V167H124ZM124 169H123V170H124ZM219 169H220L219 171L222 170L221 167H219ZM223 169H224V168H223ZM234 169H235V168H234ZM234 169H233V172H234ZM237 169H238V168H237ZM1 170H2V169H1ZM3 170H2V171H3ZM7 170H8V169H7ZM7 170H6V171H7ZM11 170H9V171H11ZM13 170H12V171H13ZM18 170H19V169H18ZM38 170H40V169H39V166H38ZM49 170H47V171H49ZM59 170H60V168H59ZM62 170L64 171V169H62ZM99 170H100V169H99ZM102 170H103V169H102ZM112 170H113V169H112ZM207 170H208V169H207ZM227 170H228V169H227ZM240 170H241L240 172L244 171V170H242V169H240ZM15 171H17V170H15ZM29 171H30V170H29ZM52 171H50L49 173H51ZM78 171H80V167H79V170H78ZM85 171H87L88 174H89V173L91 174V172H89L88 170H85ZM93 171H94V170H93ZM93 171H92V174H93V175L91 174V175H92L91 177H94V178H95V177H97V175L94 176L95 174L93 173ZM113 171H114V170H113ZM129 171H130V170H129ZM134 171H135V170H133L132 172H134ZM208 171H209V170H208ZM208 171H206V172L208 173ZM222 171H223V170H222ZM222 171H221V172H222ZM228 171H229V170H228ZM61 172H62V171H61ZM61 172L59 171L58 174H60ZM66 172H68V171H65V173H66ZM70 172H69V173H70ZM80 172H81V171H80ZM80 172H79V174L82 173V172H81V173H80ZM106 172L108 173V170H107ZM229 172H230V171H229ZM229 172H228V173H229ZM240 172L238 171V173H236L237 176H240V175H242V174L244 173V172H242V174H240ZM19 173H20V172H19ZM19 173H18V174H19ZM43 173H44V172H43ZM47 173H48V172H47ZM47 173H46V175H47ZM63 173H64V172H63ZM74 173L76 174V171H74ZM87 173H86V174H87ZM104 173H105V172H104ZM104 173H103V176H105ZM107 173H105V174L108 176V177L106 176V177H107V180H108L109 175H110V174H109L110 171H109V173H108L109 175H108ZM116 173L119 174V172H116ZM120 173H122V174L124 175L126 172L123 173V172L121 171ZM204 173H205V171H204ZM222 173H223V172H222ZM224 173H225V171H224ZM230 173L232 174V170H231ZM234 173H235V172H234ZM234 173H233V174H234ZM2 174H3V173H2ZM7 174H8V172H7ZM25 174H27V173H25ZM31 174H32V173H31ZM79 174H78V179H79V177H80ZM86 174H85V175H86ZM100 174H102V173H100ZM122 174H121V175H122ZM127 174H128V173H127ZM127 174H125V175H127ZM131 174H132V173H131ZM135 174H136V173H135ZM135 174H134V176H135ZM209 174H211V173L209 172ZM231 174H230V175H231ZM236 174H235V175H236ZM238 174H239V175H238ZM244 174H245V173H244ZM244 174H243V175H244ZM8 175H9V174H8ZM23 175H24V174H23ZM23 175H21V176H23ZM29 175H30V174H29ZM42 175H43V176H42ZM62 175H63V174H62ZM68 175H69V174H68ZM68 175H67V176H68ZM70 175H71V173H70ZM76 175H77V174H76ZM76 175H75V177H76ZM83 175H84V173H83ZM83 175H82V176H83ZM98 175H99V174H98ZM111 175H112V173H111ZM111 175H110V176H111ZM114 175H115V174H114ZM202 175H203V173H202ZM204 175H205V174H204ZM222 175H224V174H222ZM243 175H242V176H243ZM3 176H4V175H3ZM3 176H1L0 178H2ZM9 176H10V175H9ZM11 176H12V175H11ZM19 176H20V175H19ZM35 176H32V175H31V176H29V178H30V177H33V181H34V179H35L34 177H35ZM65 176H66V175H65ZM65 176H63V178H65ZM71 176H72V175H71ZM82 176H81V177H82ZM89 176H90V175H87L88 179H89ZM101 176H102V175H101ZM101 176H100L99 178H101ZM206 176H207V175H206ZM208 176H209V175H208ZM15 177H16V175H15ZM15 177H13V178H15ZM23 177H24V176H23ZM23 177H22V178L19 177V179L21 178V179H23V180L25 181V180L28 178L27 176H26V177H27L26 179H24ZM50 177H52V176L50 175ZM59 177L61 178L62 176L59 175ZM75 177H73V178H75ZM81 177H80V178H81ZM113 177H114V176H112L111 178H113ZM119 177H120V176H119ZM228 177H229V176H228ZM228 177H226V178L224 179V181L227 180ZM232 177H233V181H235V180H234V176H232ZM245 177H246V176H245ZM4 178H5V177H3V179H4ZM17 178H18V177H17ZM82 178H84V177H82ZM103 178H105V177H103ZM115 178H116V177H115ZM132 178H133V177H132ZM132 178H131V179H132ZM135 178H136V177H135ZM135 178H133V179H135ZM236 178H237V177H236ZM236 178H235V179H236ZM241 178H242V177H241ZM243 178H244V176H243ZM243 178H242V181H243ZM46 179H48V182H49V177L46 178ZM50 179H51V181H52L53 177L50 178ZM61 179H62V178H61ZM76 179H77V177H76ZM90 179H91V178H90ZM92 179H93V178H92ZM105 179H106V178H105ZM131 179H130V180H131ZM239 179H240V178H239ZM7 180H8V179H7ZM11 180H12V179H11ZM11 180L9 179V183L12 182ZM13 180H14V179H13ZM15 180H16V179H15ZM15 180L13 181V184L11 183L12 186H13L15 183H18V184H19L18 179L16 180V182H15ZM27 180H28V179H27ZM29 180L31 181V179H29ZM36 180H38V179H36ZM57 180H60V179L58 178ZM65 180H66V179H65ZM65 180H63V181L65 182ZM68 180H69V179H68ZM95 180H96V179H95ZM97 180H98V178H97ZM100 180H101V179H100ZM116 180H119V178L116 179ZM122 180L125 181V179L123 178V176H122ZM228 180H229V179H228ZM237 180H238V178H237ZM244 180H245V179H244ZM10 181H11V182H10ZM17 181H18V182H17ZM41 181H42V180L39 179V181H37V182H41ZM46 181H47V180H46ZM46 181H45V182H46ZM51 181H50L49 183H51ZM69 181H70V180H69ZM73 181H74V179H73ZM73 181H72V182L70 181L71 184L74 183ZM80 181H81V180H80ZM84 181H86V179L83 180V184H85L88 180H87L85 183H84ZM92 181H93V180H92ZM102 181H103V180H102ZM111 181H112V180H111ZM120 181H121V179H120ZM120 181H119V182H120ZM124 181H123V182H124ZM217 181H218V180H217ZM230 181L232 182V180H230ZM238 181H241V180H238ZM238 181H237V182H238ZM242 181H241V183H242ZM4 182H5V180H4ZM14 182H15V183H14ZM31 182H32V181H31ZM45 182H43L44 185H45ZM48 182L46 183V186L49 184ZM61 182H62V181H61ZM61 182H60V183H61ZM64 182H62V183L64 184ZM76 182H77V181H76ZM78 182H79V181H78ZM95 182H96V181H95ZM97 182H98V181H97ZM97 182H96V183H97ZM107 182L109 183V181H106V183H107ZM123 182H122V183L120 182V183L123 184ZM225 182H226V181H225ZM225 182H224V183H225ZM235 182H236V181H235ZM237 182H236V183H237ZM243 182H245V181H243ZM6 183H7V182H6ZM6 183H5V184H6ZM29 183H30V182H29ZM41 183H42V182H41ZM58 183H59V181H58ZM58 183H57V184H58ZM81 183H82V182H81ZM87 183H88V182H87ZM96 183H95V185H96ZM98 183H99V182H98ZM98 183H97V185H98ZM106 183H105L104 187H106ZM108 183H107V184H108ZM116 183H118V182H116ZM120 183H119V184H120ZM125 183H126V182H125ZM218 183L220 184L219 181H218ZM239 183H240V182H238V184H239ZM3 184H4V183H3ZM5 184H4V185H5ZM22 184H23V183H22ZM22 184H19L18 186H20V185H22ZM65 184H66V183H65ZM65 184H64V185H65ZM67 184H68V182H67ZM75 184L77 185V183H75ZM75 184H74V185H75ZM92 184H94V183L92 182ZM101 184H103V183L101 182ZM109 184H110V183H109ZM112 184L114 185V183H112ZM219 184H217V185H219ZM229 184H230V182H229ZM231 184H232V183H231ZM233 184H234V182H233ZM243 184H244V183L240 184V186L243 185ZM260 184H262V183L260 182ZM260 184H259V185H260ZM9 185H10V184H9ZM9 185H8V186H9ZM33 185H36V186H37L38 184H37L36 181H35L34 184H32L31 186H33ZM44 185H43V186H44ZM113 185H112V186H113ZM117 185H118V184H116L115 186L117 187ZM10 186H11V185H10ZM10 186H9V187H10ZM16 186H17V184H16ZM29 186H30V184H29ZM69 186H70V183H69ZM69 186H67L66 188L64 187V189L66 190L67 188H68V189H69V188H72V187H69ZM79 186H81V184H80ZM82 186H84V185H82ZM88 186L90 187V186H92V185H87V186H85V187H88ZM99 186H100V183H99ZM109 186H111V185H109ZM112 186H111V187H112ZM123 186H124V185H123ZM125 186H128V185H125ZM231 186H232V185H231ZM237 186H238V185H237ZM243 186H245V185H243ZM261 186L263 187L264 185L262 184ZM1 187H2V186H1ZM4 187H5V186H4ZM6 187H7V186H6ZM9 187H8V192H9V189H10ZM13 187H15V185H14ZM37 187H38V186H37ZM37 187H35L34 189L36 190ZM47 187H48V186H47ZM50 187H51V184H50ZM74 187H77V188H78V185H77V186H74ZM74 187H73V188H74ZM107 187H108V186H107ZM111 187H110L109 189H111ZM121 187H122V185H121ZM241 187H242V186H241ZM241 187H240V188H241ZM17 188H18V187H17ZM30 188L32 189V187H30ZM39 188L42 189L41 192H40V190H39V193L42 194V192H43V188H44V187L42 188V185H41V187H39ZM55 188H56V187H55ZM92 188H94V187L92 186ZM92 188H91V189H92ZM97 188H98V187H96L95 189H97ZM123 188H124V187H123ZM123 188H122V190H123ZM221 188H222V187H221ZM231 188H232V187H231ZM240 188H239V189H240ZM3 189H4V188H3ZM3 189H1V190H3ZM11 189H13V188L11 187ZM15 189H16V187H15ZM18 189H19V188H18ZM31 189H30V191H31ZM46 189H47V188H46ZM48 189H49V188H48ZM48 189H47V191H48ZM64 189H63V191H64ZM74 189H76V188H74ZM79 189H80V188H79ZM84 189H85V188H84ZM88 189H89V188H87L86 190H88ZM91 189H90V190H91ZM100 189H101V188H100ZM115 189H118V188H115ZM216 189H217V186H216ZM223 189H224V188H222V190H223ZM232 189H233V188H232ZM235 189H236V187H235ZM262 189H264V187H263ZM6 190H7V189H6ZM13 190H14V189H13ZM28 190H29V188H28ZM32 190H33V189H32ZM37 190H38V189H37ZM61 190H62V189H61ZM70 190H71V189H70ZM77 190H78V189H77ZM77 190H76V191H77ZM107 190H108V189H107ZM120 190H121V189H120ZM122 190H121V191H122ZM219 190H220V185H219ZM224 190H225V189H224ZM233 190H234V189H233ZM237 190H238V187H237ZM241 190H243V188H241ZM4 191H5V190H4ZM14 191H16V193H18V192H17V189L14 190ZM14 191H12L13 194H14ZM18 191H19V190H18ZM45 191H46V190H44V192H45ZM47 191H46V194H48V196H49V192H47ZM66 191H67V190H66ZM74 191H75V190H74ZM74 191H73V192H74ZM76 191H75V192H76ZM88 191H89V190H88ZM259 191H263V190L260 189ZM10 192H11V191H10ZM20 192H21V191H20ZM33 192H35V191H33ZM61 192H62V191H61ZM67 192H68V191H67ZM73 192H72V194L69 192V194H71V195L69 196L70 198H72V196L74 197L75 192H74V194H73ZM89 192H90V191H89ZM95 192H96V190H95ZM103 192H104V188H103V191L101 190V193H102V194H103ZM107 192L110 193L109 191H107ZM219 192H220V191H219ZM221 192H222V191H221ZM223 192H224V191H223ZM229 192H230V191H229ZM232 192H234V191H232ZM235 192H236V190H235ZM237 192H239V191H237ZM263 192H264V191H263ZM5 193H6V191H5ZM29 193H30V192H29ZM55 193H56V191H55ZM55 193H54V194H55ZM85 193H86V192H85ZM93 193H94V192H93ZM93 193H92V194H93ZM99 193H100V192H99ZM116 193H117V192H116ZM239 193H240V192H239ZM239 193H238V194H239ZM13 194H9V193H7V194H5V195H9V196H11V195H13ZM30 194H33V193H30ZM36 194H38V192H37ZM36 194H35V195H36ZM43 194H44V193H43ZM65 194H66V193H65ZM67 194H68V193H67ZM97 194H98V193H97ZM226 194H227V190L225 191V195H224V196H226ZM229 194H231V193H229ZM240 194H241V195H240V198H242V197H241V196H242V193H240ZM261 194H262V193H261ZM89 195H91V193L88 194V196H89ZM99 195H100V194H98V196H99ZM103 195L105 196V193H104ZM103 195H102V197L100 198V200H101V199H104V198H103ZM107 195H108V194H107ZM112 195H113V194H112ZM9 196H8V197L5 196V197H6V198H9ZM62 196H64V192L62 193ZM67 196H68V195H67ZM82 196H83V195H82ZM86 196H87V194H86ZM91 196H92V195H91ZM94 196H95V195H94ZM98 196H97V197H98ZM100 196H101V195H100ZM108 196H109V195H108ZM113 196H114V195H113ZM222 196H223V195H222ZM234 196H235V194H234ZM253 196H254V195H253ZM3 197H4V196H3ZM12 197H13V196H12ZM12 197H11V198H12ZM14 197H15V196H14ZM19 197H20V196H19ZM33 197H34V199H35V197H37V195H36V196H33V195H32V198H33ZM38 197H41V196H38ZM52 197H53V195H52ZM57 197H58V194H57ZM106 197H107V196H105V198H106ZM109 197H110V196H109ZM257 197H258V196H257ZM257 197L255 196V198H257ZM11 198L9 199L10 201L7 200V201H5V202L10 203V202H11ZM15 198H16V197H15ZM53 198H54V197H53ZM59 198H61V197H59ZM59 198H58V199H59ZM62 198H63V197H62ZM64 198H65V196H64ZM64 198H63L62 200H64ZM70 198H69V200H71ZM77 198H78V197H77ZM80 198H81V196H80ZM83 198H84V197H83ZM110 198H111V197H110ZM217 198L219 199V197H217ZM236 198H237V201L235 200ZM240 198L235 197L234 200H235L236 202H238V200H240ZM4 199H5V198H4ZM16 199H17V198H16ZM25 199H26V198H25ZM36 199L38 200V198H36ZM36 199H35V200H36ZM45 199H47V198H45ZM50 199H51V198H50ZM55 199H56V198H55ZM58 199H56V202H57ZM81 199H82V198H81ZM81 199H80V201H81ZM89 199H91V197H90ZM89 199H88V201L90 202L91 200H89ZM96 199H97V198H96ZM107 199H108V197H107ZM220 199H221V198H220ZM227 199H228V198H227ZM231 199H233V198L230 197V200H229L230 202H232ZM12 200H13V199H12ZM22 200H23V199H22ZM28 200H29V199H28ZM41 200H44V199L41 198L40 201H41ZM53 200H54V199H53ZM72 200H73V198H72ZM77 200L79 201V199H77ZM84 200H85V198H84ZM84 200H83V201H84ZM86 200H87V198H86ZM92 200L94 201V198H93V197H92ZM98 200H99V198H98ZM98 200H97V201H98ZM111 200H112V199H111ZM250 200H251V199H250ZM8 201H9V202H8ZM46 201H49V200L47 199ZM60 201H61V200H60ZM67 201H68V200H67ZM75 201H76V199H74V202H75ZM105 201H106V200H105ZM113 201H115V199H113ZM224 201H226V200H224ZM227 201H228V200H227ZM229 201H228V203H229ZM240 201H241V200H240ZM12 202H14V200H13ZM17 202H18V199H17ZM61 202H62V201H61ZM68 202H69V201H68ZM68 202H67V203H68ZM85 202H86V201H84V203H85ZM89 202H88V203H89ZM99 202L101 203L102 200L96 202V204L98 203V205H99ZM107 202H108V201H107ZM107 202H106V203H107ZM110 202H112V201H110ZM210 202H211V201H210ZM7 203H6V204H7ZM24 203H25L24 205H26L27 202L25 201ZM28 203H31V202H28ZM65 203H66V202H65ZM80 203H81V202H80ZM82 203H83V202H82ZM82 203H81L80 206H79L80 209H81V205L83 206V204H84V203H83V204H82ZM88 203H87V204H88ZM106 203L103 204V205L106 206V205H107ZM232 203H233V202H232ZM10 204H11V203H10ZM17 204H18V203H17ZM21 204L23 205V203H21ZM43 204H44V203H43ZM225 204H226V202H225ZM237 204H238V203H237ZM240 204H241V203H240ZM19 205H20V204H19ZM30 205H32V204H30ZM30 205L28 204V206H30ZM63 205H64V207L66 206L64 203H63ZM89 205H90V204H89ZM89 205H87V208L89 207ZM92 205H93V204H92ZM92 205H90V206L92 207ZM98 205H97V206H98ZM100 205H101V204H100ZM16 206H17V205H16ZM16 206H15V207H16ZM38 206H41V204H38ZM61 206H62V204H61ZM71 206L73 207V203H71ZM211 206H212V205H211ZM3 207H4V206H3ZM15 207H14V208H15ZM44 207H46V205H44ZM47 207H48V205H47ZM66 207H67V206H66ZM66 207H65V208H66ZM72 207H71V208H72ZM75 207L78 208V206H75ZM83 207H84V206H83ZM83 207H82V209H83ZM85 207H86V205H85ZM103 207H104V206H103ZM236 207H237V206H236ZM4 208H5V207H4ZM4 208H2L1 210L3 211ZM8 208H9V207H8ZM18 208H20V207L18 206ZM18 208H17V209H18ZM21 208H22V207H21ZM21 208H20V209H21ZM23 208H28V207L24 206ZM29 208H30V209H29ZM29 208H28V209L31 210L32 207H29ZM51 208H52V207H49V209H50L49 213H50L51 210H52ZM71 208L68 209V210H71ZM77 208H76V209H77ZM87 208H86V209H87ZM94 208L96 209V205H95ZM99 208H100V207H99ZM208 208H209V207H208ZM6 209H7V206H6ZM40 209H41V208H40ZM60 209H61V212H62L63 209H62V208H60ZM73 209H74V208H72V210H73ZM76 209L74 210L75 213H76V214H74V215H77V211H76ZM80 209H78V210L80 211ZM82 209H81V210H82ZM88 209H89V208H88ZM240 209H241V208H240ZM9 210H10V209H9ZM22 210H23V209H22ZM33 210H35V209L33 208ZM33 210H31V211H33ZM42 210H43V208H42ZM47 210H48V209H47ZM83 210H85V209H83ZM4 211H5V210H4ZM4 211H3V215H5ZM15 211H18V210L15 209ZM24 211H25V210H24ZM24 211H23V212H24ZM26 211H27V210H26ZM52 211H53V210H52ZM97 211H99V210H97ZM97 211H96V212H97ZM232 211H233V210H232ZM238 211H239V210H238ZM8 212H9V211H8ZM27 212H28V211H27ZM27 212H26V213H27ZM44 212H45V209L41 212V214H44V215H45ZM230 212H231V210H230ZM6 213H7V212H6ZM33 213H34V212H33ZM33 213H29V212H28L29 215H30V214L33 215ZM68 213H69V212H68ZM71 213H72V212H71ZM80 213H81V211H80ZM80 213H79V214H80ZM98 213H99V212H98ZM235 213H236V212H235ZM10 214H14V213L11 212ZM18 214H19V213H18ZM21 214H23V213H21ZM21 214H20V216H21ZM64 214H65V213H64ZM72 214H73V213H72ZM79 214H78V216H79ZM85 214H86V213H85ZM85 214H84V216L81 215L82 218L84 217L83 219H85V216H86ZM231 214H232V213H231ZM231 214H229V215L231 216ZM15 215H16V214H15ZM29 215H28V216H29ZM44 215H43V216H44ZM62 215H63V213H62ZM65 215L67 216V214H65ZM95 215H96V214H95ZM233 215H234V214H233ZM24 216H25V215H24ZM78 216H77V217H78ZM81 216H80V218H79L80 221H81ZM96 216H98V215H96ZM100 216H101V215H100ZM227 216H228V215H227ZM3 217H4V216H3ZM10 217H12V216H9V218H10ZM14 217H15V216H13V218H14ZM21 217H22V216H21ZM32 217H33V216H32ZM61 217H62V216H61ZM72 217H73V215H72ZM77 217H76V218H77ZM4 218H5V217H4ZM6 218H7V220H8V217H6ZM19 218H20V217H19ZM25 218H26V217H25ZM67 218H68V216H67ZM86 218H87V217H86ZM97 218H98V217H97ZM23 219H24V217H23ZM26 219H27V218H26ZM30 219H31V218H30ZM30 219H27V220L30 221ZM46 219H47V218H46ZM64 219H65V217H64ZM74 219H75V218H74ZM98 219H99V218H98ZM102 219H104V218H102ZM102 219H101V220H102ZM20 220H22V219H20ZM20 220H19V221H20ZM27 220H26V221H27ZM47 220H49V219H47ZM65 220H66V219H65ZM227 220H229V219H227ZM5 221H6V220H5ZM11 221H12V220H11ZM15 221H17V220H14V222H15ZM23 221H24V220H22V222H23ZM75 221H76V220H75ZM103 221H104V220H103ZM22 222H20V223L22 224ZM24 222H25V221H24ZM24 222H23V223H24ZM95 222H96V221H95ZM228 222H229V221H228ZM18 223H19V222H18ZM25 223H27V222H25ZM30 223H31V221H30ZM76 223H80V222H77V221H76ZM83 223H84V222H83ZM87 223H88V222H87ZM87 223H86V225H87ZM101 223H102V222H101ZM131 223H132V222H131ZM13 224H15V223H13ZM13 224H10V226H11V225L13 226ZM81 224H82V222H81ZM81 224H80V225H81ZM97 224H98V221H97ZM103 224H104V223H103ZM17 225H18V224H17V222H16V225H14L13 227H15V226H17ZM80 225H76V226H80ZM82 225H83V224H82ZM99 225H100V223H99ZM106 225H107V223H106ZM143 225H144V224H143ZM4 226H6V225L4 224ZM7 226H8V225H7ZM19 226H20V225H19ZM23 226H24V225H23ZM92 226H93V225H92ZM95 226H96V224H95ZM97 226H98V225H97ZM97 226H96V227H97ZM102 226L104 227V225H102ZM130 226H131V225H130ZM132 226H133V225H132ZM146 226H147V225H146ZM229 226H230V224H229ZM8 227H9V226H8ZM17 227H18V226H17ZM17 227H16V228H17ZM93 227H94V226H93ZM100 227H101V225H100ZM105 227H106V226H105ZM21 228H22V227H21ZM79 228H80V227H77V230H78ZM132 228H133V227H132ZM139 228H140V227H139ZM147 228H148V227H147ZM229 228H231V227H229ZM22 229H23V228H22ZM82 229H83V228H82ZM96 229H97V228H96ZM96 229H95V230H96ZM98 229H99V228H98ZM130 229H131V228H130ZM144 229H145V226H144ZM79 230H80V229H79ZM93 230H94V229H93ZM102 230H103V229H102ZM139 230H140V229H139ZM96 231H98V230H96ZM105 231H106V230H105ZM100 232H101V231H100ZM128 232H129V231H128ZM135 232H137V231H135ZM135 232H134V233H135ZM147 232H148V231H147ZM5 233H6V231H5ZM5 233H4V234H5ZM97 233H99V231H98ZM103 233H104V232H103ZM105 233H107V231H106ZM230 233H231V232H230ZM150 234H152V233H150ZM150 234H148V235L151 236ZM231 234H232V233H231ZM148 235H146V238L149 237ZM5 236H6V235H5ZM137 236H139V231H138ZM140 236H141V235H140ZM230 236H231V235H230ZM231 237H232V236H231ZM121 238H122V237H121ZM191 240H192V239H191ZM121 241H122V240H121ZM125 241H126V240H125ZM127 241H128V240H127ZM147 241H148V240H147ZM147 241H145V242H147ZM150 241H151V239H150ZM193 241H194V240H193ZM193 241H192V243H193ZM196 241H197V240H196ZM231 241H232V240H231ZM110 242H111V241H110ZM180 242H181V241H180ZM189 242H190V241H189ZM111 243H113V242H111ZM116 243H117V242H116ZM116 243H115V245H117ZM122 243H123V241H122ZM230 243H231V242H230ZM113 244H114V243H113ZM180 244H181V243H180ZM183 244H184V243H183ZM187 244H188V242H187ZM119 245H121V244H119ZM184 245H185V244H184ZM191 245H192V247L195 246V244H190V243H189L188 246H191ZM198 245H199V244H198ZM129 246H130V245H129ZM229 246H230V245H229ZM125 247H126V246H125ZM181 247H182V246H181ZM186 247H187V246H186ZM192 247H191V248H192ZM230 247H231V246H230ZM230 247H229V248H230ZM179 248H180V247H179ZM187 248H188V247H187ZM189 248H190V247H189ZM193 248H194V247H193ZM193 248H192V249H193ZM182 249H184V248H183V247L180 248V251H181ZM231 249H232V248H231ZM178 250H179V249H178ZM190 250H191V249H190ZM195 250H196V248H195ZM195 250H194V251H195ZM183 251H184V250H183ZM186 251L189 252L188 249H187ZM192 251H193V250H191V252H192ZM196 251H197V250H196ZM130 252H131V251L129 250V252H128V255H129V256H130V254H129ZM191 252H190V253H191ZM131 254H133V253L131 252ZM158 254H159V253H158ZM167 254H168V255H167ZM172 254L174 255V252H173ZM176 254H177V253H176ZM181 254H183V253H181ZM191 254H193V253H191ZM194 254H195V253H194ZM230 254H231V253H230ZM160 255H161V254H160ZM164 255H165V254H163V256H164ZM166 255H167V257H168V256L171 255V253H170V254H169V253H166ZM166 255H165V256H166ZM178 255H179V253L177 254V257H178ZM228 255H229V254H228ZM228 255H227V257H231V256H228ZM158 256H159V255H158ZM183 256H184V255H183ZM188 256H191V255L188 254ZM159 257H160V256H159ZM159 257H156V259L159 258ZM167 257H162V258H164V259H168V258H169V259H170L171 256L168 257V258H167ZM174 257H175V255L172 256V258H174ZM162 258H159V259L162 260ZM175 258H176V257H175ZM183 259H184V258H183ZM225 259H228V258H226V256H225ZM174 260L176 261V259H173V261H174ZM229 260H230V259H229ZM164 261H166V260H164ZM168 261H169V260H168ZM171 261H172V259H171ZM232 261H233V260H232ZM239 261H240V259H239ZM244 261H245V260H244ZM244 261H243V263H244ZM159 262H160V261H157V263H159ZM169 262H170V261H169ZM233 262H234V261H233ZM233 262H232V263H233ZM241 262H242V261H241ZM166 263L168 264L167 261H166ZM166 263H165V264H166ZM172 263H173V262H172ZM172 263H171V264H172ZM237 263H238V262H237ZM237 263H236V264H237ZM247 263H248V262H247ZM247 263H246V264H247ZM249 263L251 264L250 261H249ZM173 264H175V262H174ZM244 264H245V263H244ZM253 264H255V262H254Z\"/></svg>",
    "mask_w": 264,
    "mask_h": 264
},
{
    "label": "water",
    "instance_id": "obj_4",
    "mask_svg": "<svg viewBox=\"0 0 264 264\" xmlns=\"http://www.w3.org/2000/svg\"><path fill=\"white\" fill-rule=\"evenodd\" d=\"M180 12H181V9L175 14L173 12L172 14L170 13V15L168 14L167 17L165 18L167 20V23L162 26L160 31L163 32L167 27L171 26L170 23L173 22L171 19H174V16L179 15ZM193 12H194V16L192 17V19L187 18V20H185V23H184L187 34L188 32L191 33L192 21L198 22V20H201V18L202 20H204L202 17L203 12L200 11V8L195 7ZM182 13H183V10H182ZM213 17L214 16H211L210 18L212 19ZM169 19L171 20V22L168 23ZM200 30L202 33L201 36H205V37H207L208 35L211 36V39H208L209 37L205 39V41H207L209 46L215 44V41H216L215 39H218L224 36L222 34L218 35L219 28L215 26V22L213 21V19L211 20V22H208V21L205 22ZM226 32L227 31L225 30L224 33ZM117 35H119V32ZM184 35H185V31L179 33L178 35L179 39L176 42H173L174 39H176L175 34L171 36L167 35V41L171 39L172 42L169 44L170 46H168L166 50L164 49V52L166 55H181L180 54L181 45H179V42L181 40H184ZM146 43L149 46V43L148 42ZM164 52H161L160 55L164 54ZM198 53L199 52L197 51V56L199 57ZM188 54L190 55L191 53H188ZM193 55H195V52H193ZM206 67L203 68L204 72L206 71ZM171 69H174L173 70L174 72L169 75H172V76L173 75L177 76L179 74L186 75V72L176 74L177 66L171 67ZM147 76H148V73H146L143 80H145ZM87 82L89 83L88 80ZM87 86L92 87L93 84L91 83ZM258 131L256 132L255 137H254V140L256 142V145H255L256 148H254L253 152H251V154L249 155L248 157L249 159H251L253 156L255 157L259 151H261V154H264V135L262 136L263 132H261V134H258ZM237 141H239L238 142V146H239V144H241L240 140H237ZM245 141H246V137H245V134H243L242 142L244 143ZM259 182H262L264 185V175L262 178L254 176L252 180H248V182L246 183L244 196L246 197V199H248V202L245 204V206L242 208V210L238 214L236 224L230 225L231 226L230 232L232 233V236L234 238L239 239L241 243V246L239 249H244L245 252L250 254V256L256 261L257 264H264V228L261 227V223H262L261 216L262 214H264V192L261 194V196L258 199L254 197L255 198L254 200H250L256 188L259 186ZM228 237L230 236H226V238ZM259 255H262V256L259 257Z\"/></svg>",
    "mask_w": 264,
    "mask_h": 264
}]
</instances>
